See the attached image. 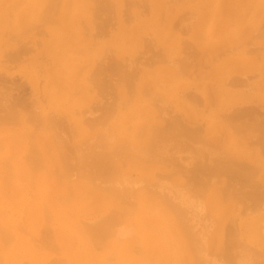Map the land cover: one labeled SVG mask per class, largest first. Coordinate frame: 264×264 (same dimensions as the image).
<instances>
[{
  "label": "rangeland",
  "instance_id": "rangeland-1",
  "mask_svg": "<svg viewBox=\"0 0 264 264\" xmlns=\"http://www.w3.org/2000/svg\"><path fill=\"white\" fill-rule=\"evenodd\" d=\"M7 0H5V2L3 1V0H0V8L1 9H3L2 10V15H5V14H7V9L9 10V11H11V13H10V15H9V11H8V17H7V15H5L6 16V19H5V16L4 17H2V21H3V30H2V32L0 33V80H1V82H0V94L2 93V95L4 94L5 96L6 95H8L7 93L9 92V95H8V99H12L14 102H19V103H15V104H17V105H15L14 107H15V109H17L16 110V115L15 114H13V115H15L16 117H17V119H16V117L15 116H13V117H11V120H9L8 119V121H10L11 122V126L13 127H11L10 126V124H6V123H4V121L3 120H5V119H3L2 121H3V123L4 124H0V125H3L1 128L3 129H1L0 128V136L2 135V134H4V136H1L2 137V139H1V137H0V153H2V154H6L7 152H10V150H12V151H15V153L13 154L12 152V154L10 153V155H8V153L6 154V155H3V157H4V160L2 159L3 157H1V155L2 154H0V162H6V165L4 164V163H0L1 165V167L3 166V168L5 169V167L8 165V164H10V159L11 158H13V159H15V160H19V158H21V157H19L20 155H23V151H26V152H28V148L29 147H31L32 145L31 144H29L30 143V140L31 139H34L33 141L35 142H33L32 140H31V142H33L32 144H33V147L35 148L36 147V149L39 147V144H41L42 143V145H43V148H45V152H46V154L47 155H50L51 154V156H52V158L54 159V163H55V165H56V171H55V168H54V166L55 165H53V171L54 172H58V171H61V169H59V167H57V166H59V164L61 165V168L63 167L64 168V166L65 167H70L71 168V166L72 165H68V166H66V164L65 163H67L68 161L69 162H71L72 163V161H74V159L72 158L73 156H74V158H75V161H77V159H76V155L77 154H75V152L78 150V149H80V148H78V147H80L81 146V148H82V144H83V146H84V144L86 143V142H89V143H91V147H92V130L95 128V129H98V130H100L101 129V131L102 130H104L103 128H105L107 131L109 130V128H110V130H109V134H111L112 135V138L111 139H108L109 141L111 140V143H113V146H114V144L116 143V146H118V145H121V142H125L124 144H126V145H128L129 144V141L128 140H130V138L131 137H135V140L138 142H140V141H142V144H139L136 148H140V149H142V151H140V153L142 152H144V150H146L145 151V154H146V152H148V151H151V149L150 150H147V149H149V147L146 149L145 148V146L148 144V141L150 140L152 143H156V141H157V139H155V142H154V139H152V138H149V140L147 141V139L148 138H146V137H149L147 134H148V132L145 130V132H144V135H140V129H138L139 128V126H140V124L141 125H143L142 123H146V120H148V118H145V115L144 114H146V110L148 109L147 108V106L149 107V109L151 110V116L152 115H154V117L156 116V117H160L161 116V114H162V112H164V110H162L164 107H162L163 105L165 106V105H167V103L169 102H171L170 103V105H171V109L167 106V108H169V109H167L166 107L164 108L165 110H169V112L168 113H171V114H173V115H175V114H181V112L179 113V111H181L182 110V113L184 112V109H185V107H186V105L189 107V109H193V111L195 112L194 114L196 115L195 117H196V122H197V125H198V122L200 123L199 124V126H201V128H202V130H203V133H200V135H201V139L203 140V138L204 139H206L207 138V140L206 141H208V136H210L211 134V136H214V134L216 135V136H219V135H221L220 137H221V139H223V137L225 136V137H227V135H225L226 133L223 131L222 132V130L221 129H216V126H214V125H217L219 128H222V125L224 126V128L226 127L227 129H228V127H231V126H228L227 124H224V122H226V123H228V124H230L231 125V123L233 124V122H231V120H229L228 119V121L226 120H224V118L226 117V116H223L222 117V119L224 120H222V121H218V124H217V119L216 118H218V120H221V118L219 119V116L221 117L222 115H224V114H221L222 113V111L224 110L225 112H226V110L228 109L229 110V107H230V110L232 111L233 110V108L236 106V107H239V105L240 106H243V105H245L246 107H247V103H248V105H249V107L248 108H251V111H252V107H253V105H254V107L255 106H257V107H255V109H256V112H262V113H264V106H262V105H264V100H262V99H264V91H261V90H264V84H262V83H264V82H260V78H259V76L260 75H262V74H264V73H262V69H260V68H264V67H262V66H264V64H262V62H264V61H260V59L258 60L257 58H255V56H254V58H253V60H252V57H253V55H255V54H257L258 52H259V50L260 49H264V46H262V45H264V43H262V42H264V39H262V38H264V37H262V36H264V35H260L261 36V38H259V37H257V35H254V36H256V38H257V40H256V38L255 37H252V39H249V37L251 36L250 35V33L251 32H253V31H260V29H262V27H264V26H261L260 27V25H262V22H264V19H262V16H264V15H262V14H264V10H261L260 11V13H259V10H260V8H257V10H258V12H257V10H256V7H259L260 6V4H262V3H264V2H262V1H264V0H248V1H246V0H228V1H230V2H227V0H216V1H214V0H209L211 3H210V5L208 6V2H207V0H190V1H188V0H182V1H179V0H172V1H174V2H172L171 1V3H167L168 5H166V7H165V13L164 12H162L163 13V17L165 18V26H164V22L160 19V18H162L161 17V11L162 10H164V9H162L161 7H163L164 8V6H162V5H164V4H166V2H168V1H170V0H165L164 2H163V0H162V2H160V0H158V2H156V3H154V1L153 0H141V4H137V3H139V0H137V5H131L129 2L130 1H133V0H129V2H128V5H126L125 7H124V3H125V1H128V0H125V1H123V0H112V2L114 3H111V1H108L109 3H110V5L112 6L113 5V7H114V5H115V7L113 8V7H111L110 6V8H112L111 10H112V12L113 13H111V11H109L110 13H111V15H110V13H108V11H106L105 10V12L104 11H102L103 9L101 8L102 6H105V3H102V1H101V3L103 4L102 6H100L99 7V9H95V6H96V4H99L100 5V0L98 1V0H96V2H95V4L93 3L94 2V0L92 1V0H76L77 2H81L82 4H83V7H82V12L81 13H77V15H76V18H75V21H74V24H72V25H68V21H62V15H60V14H62L63 12H61L59 9H57V11L56 10H54V11H56V14L54 13V12H52L51 10H49V11H51V14L52 13H54V14H52V17H53V20H54V18H55V20H54V22H56V23H54V22H52V23H50V25H49V23H48V21H46L45 23H48V24H43V25H45V26H38V27H43V29L45 30V32L44 31H42L43 33H41L40 34V32H39V34L38 33H36V35L34 34V35H31V33H34V31L36 32V29H37V31H39L38 30V28H36L37 26H35V29L33 28V27H31V26H33L35 23L36 24H38V21L40 20V18L38 17V14H37V12L38 13H40V10H38V11H36L35 12V9L36 8H34V7H36L35 5H36V3H35V0H26V1H21L20 2V0H17V3H18V1L20 2V3H18V5H17V7L15 6L14 8L11 6V4L9 3V0H8V3L6 2ZM92 1V2H91ZM145 1V2H144ZM188 1V2H187ZM193 1H195V3L194 4H192L193 3ZM202 1V3H198V2H201ZM214 1V2H213ZM260 1V2H259ZM4 2V3H3ZM99 2V3H98ZM124 2V3H123ZM134 2H136V0L134 1ZM134 2H131V3H133V4H135ZM147 2V3H146ZM189 2H190V4L191 5H188L189 4ZM217 2V3H216ZM220 2V3H219ZM226 4H225V3ZM27 3H28V5H27ZM142 3H145L144 5H142ZM161 3H162V5H161ZM181 3V4H180ZM187 3V4H186ZM216 3V4H215ZM227 3H228V6H229V9H228V6H227ZM242 3H243V6H242ZM9 4H10V6H9ZM126 4H127V2H126ZM129 4H130V9L129 8H127V6H129ZM146 4H150L149 6L150 7H148V12H147V10L146 11H142V9H144L143 8V6L145 7L146 6V8H147V5ZM179 4L181 5V7L179 6ZM214 4L216 5L214 8H213V6H214ZM223 4V5H222ZM231 4V5H230ZM234 4V5H233ZM237 4L239 5V6H237ZM259 4V5H258ZM87 5V6H86ZM99 5H97V6H99ZM138 5H142V7H141V9L138 7ZM157 5H159L158 7H156ZM171 5V6H170ZM174 5H176L175 7H174ZM185 5V7H183ZM254 5V6H253ZM262 5H264V4H262ZM261 5V6H262ZM88 6H94V8H87ZM96 6V7H97ZM137 6V8H135ZM177 6H179V7H177ZM222 6V7H221ZM227 8H226V7ZM233 6H234V8H233ZM241 6V7H240ZM32 7V8H31ZM108 7V6H107ZM107 7H105L106 9H107ZM120 7V8H119ZM124 9V8H127L128 10H130L131 11V15H128V14H130V13H125L124 12V15L126 14V15H128V16H133V17H131L132 19H128V21H130L129 23H127L126 22V20L124 21L123 19H122V8ZM203 7V8H202ZM232 7V8H231ZM235 7H236V10H238V11H235L234 12V10H235ZM238 7H240V8H238ZM98 8V7H97ZM104 8V9H105ZM145 8V9H146ZM169 8H170V10L171 11H169V15L167 14V12H168V10H169ZM173 8H175V9H173ZM181 8V9H180ZM204 8H205V10H204ZM214 9L213 10V13L211 12V9ZM217 8H218V10H219V13H218V11H217ZM242 8V9H241ZM253 8V9H252ZM262 9H264V6H262L261 7ZM15 9V10H14ZM26 9V10H25ZM31 9H33L32 11H31V13L29 12ZM88 9V10H87ZM90 9H95V12L96 11H98V13H99V11H101L102 13V16L101 17H103V14L105 15V16H107V15H109V17L108 18H111L110 16H112V17H116L115 19H114V21L115 22H117V24L115 23L114 24V26H112V27H114V28H112L111 27V25L114 23L113 21H112V24H110L111 23V21L110 22H108V25L107 24H105L108 20H110V19H106V22L104 21V22H101L100 23V20L99 19H97L96 20V22H98V23H95V24H93V22H95L94 20L95 19H93V22H90L89 20L93 17L91 14H93V12H91L92 10H90ZM126 9V10H127ZM144 9V10H145ZM188 9L189 10H191V11H196V13H192V14H195L196 16H195V18H193V16H191V11L190 12H188L187 13V15L189 16L188 18H186L187 20H185V23H186V21L187 22H189L188 24H189V26H192L190 29L188 28H186V27H184V26H187L186 24L185 25H183V27L184 28H186V30H188L189 32H187V34H186V30H185V32H183V33H185V35L183 34V33H177V30L179 31V29H178V27H177V30H176V32H175V29H176V26H174V23L171 25V23L172 22H174L173 20H175L176 18H178L179 17V14H180V12L182 13V11L183 10H185V11H188ZM196 9V10H195ZM231 9H232V11H231ZM44 10V9H43ZM42 9H41V11L42 12H44ZM139 10H140V12H139ZM207 10V11H206ZM225 10V11H224ZM248 10V11H247ZM119 11V12H118ZM120 11H122V12H120ZM136 11H138L139 13H137ZM184 11V12H185ZM223 11V12H222ZM230 11L233 13V16H231L230 17V14L232 15V13H230ZM243 11H244V13H243ZM254 11H255V15H251V14H254ZM32 12H34V13H32ZM58 12V13H57ZM61 12V13H60ZM94 12V13H95ZM104 12V13H103ZM143 12V13H142ZM145 12H147V13H145ZM171 12V13H170ZM205 12H207V13H205ZM215 12H217V13H215ZM225 12V13H224ZM228 12H229V14H228ZM238 12H240L238 15L240 16H238L237 18H236V16H237V14L236 13H238ZM248 12V13H247ZM252 12V13H251ZM15 13V14H14ZM21 13L22 14H24L23 16H24V18H21V20H23L24 22H20L19 24H18V26L16 27L14 24H16L17 23V20H18V17H19V15L21 16ZM28 13V14H27ZM29 13H30V15H31V18H26V17H28L29 16ZM45 13V12H44ZM98 13H96V15L98 14ZM135 13V14H134ZM140 13H142V16H141V14ZM159 13H160V15H159ZM177 13H178V16H177ZM201 13L203 14V15H201ZM208 13H209V15H208ZM259 13V15H258V17L256 16L257 14ZM262 13V14H261ZM19 14V15H18ZM37 14V15H36ZM40 14H43V13H40ZM39 14V15H40ZM47 14H50V12H48ZM50 14V15H51ZM80 14V15H79ZM100 14V15H101ZM121 15V17H120V15ZM140 14V15H139ZM218 14V15H217ZM225 14V15H224ZM236 14V15H235ZM242 14V15H241ZM243 14H244V16H243ZM245 14H247V16L245 15ZM249 14V15H248ZM78 15H79V17H78ZM88 15H90V16H88ZM94 15V14H93ZM136 15V16H135ZM157 15H158V18H157ZM181 15V14H180ZM182 15H186L185 13L184 14H182ZM181 15V16H182ZM206 15V16H205ZM213 15V16H212ZM229 15V16H228ZM41 16V15H40ZM104 16V17H105ZM128 16L126 17V16H123V18L124 17H126V19L128 18ZM180 16V17H181ZM210 16H212L213 17V19H212V17L210 18ZM221 16H224V17H221ZM243 16V17H242ZM255 16V17H254ZM9 17H14V18H9ZM57 17H59V18H57ZM83 18L82 20H83V24H85L86 25V27L87 28H89V31L87 32L88 34H86V32H85V35H84V33L82 32L83 31V29H84V31H85V29H87V28H85L84 26V28H82V24H81V22H80V18ZM94 17H96V18H98L99 17V15L98 16H94ZM100 17V18H101ZM185 17V16H184ZM184 17H182L183 19H185ZM187 17V16H186ZM201 17V18H200ZM209 17V18H208ZM230 17V18H229ZM253 17V18H252ZM51 17H49V19H50ZM191 18V19H190ZM193 18V19H192ZM204 18V19H203ZM207 18H208V20H207ZM227 18V19H226ZM242 18H244V19H242ZM7 19H9L8 21V23H7ZM10 19H11V21H10ZM37 19H39L38 21H37ZM47 19H48V16H47ZM58 19V20H57ZM80 19V20H79ZM112 19V18H111ZM124 21V22H126V23H124V22H122V20ZM182 19V20H183ZM189 19L191 20V23L192 22H194V23H192V25H190V21H189ZM199 19V20H198ZM203 19V20H202ZM212 19V20H211ZM223 19V20H222ZM242 19V20H241ZM253 19V20H252ZM262 19V20H261ZM27 21V23H25L26 21ZM28 20H31L30 21V23H31V25H29V21ZM41 20H43V23H44V18H42ZM77 20L79 21V22H77ZM85 20H86V22H85ZM101 20H102V18H101ZM131 20L133 21V22H131ZM179 20H181V19H179ZM194 20V21H193ZM218 20V21H217ZM222 20V21H221ZM228 20H231L233 23H231L230 21H228ZM241 20V21H240ZM260 20H261V24H260ZM51 21V20H50ZM162 21V22H161ZM177 20H175V25L177 24V22H176ZM208 21V22H207ZM212 21V23H210V25L207 27V25L209 24V22H211ZM226 21V22H225ZM255 21V22H254ZM42 22V21H41ZM64 22V23H63ZM76 22V23H75ZM159 22V23H158ZM179 23H180V21H178ZM183 22H184V20H183ZM230 22V23H229ZM240 22V23H239ZM256 22H258V23H256ZM10 23V24H9ZM21 23H23V24H21ZM32 23H33V25H32ZM90 23H92L93 24V26L92 25H90ZM104 23V25H107V26H104V25H102ZM182 23V22H181ZM196 23H199V24H196ZM218 23V24H217ZM220 23H222V24H220ZM6 24H9V25H6ZM26 24V25H25ZM35 24V25H36ZM39 24H40V22H39ZM65 24V25H64ZM79 24H80V27H79ZM109 24H110V26H109ZM130 24H132V25H130ZM160 24V25H159ZM195 24H196V26H195ZM203 25V24H205L204 25V27H203V29H201L202 27H201V25ZM217 25V27H219V29H220V27L221 26H224V24H226L225 25V27H222L220 30L219 29H217L216 28V25ZM220 24V25H219ZM238 24H240V25H242V26H240V25H238ZM253 24H256V25H253ZM258 24H260L259 26H258ZM23 25V26H22ZM27 25L28 26H30V28L32 29L33 28V30H29L28 32H27V30H23V29H26L27 28ZM41 25V24H40ZM59 25H61V26H59ZM66 25L68 26V27H66ZM98 25H100V26H98ZM179 25H181V24H179ZM231 26V28H230V26ZM248 25V26H247ZM251 25V26H250ZM25 26V27H24ZM96 26V27H95ZM124 26V27H123ZM131 26V27H130ZM156 26V27H155ZM163 26L166 28V30H164L163 29ZM170 26H173V27H175L174 29H173V27H170ZM198 26V27H197ZM200 26V27H199ZM227 26V27H226ZM229 26V27H228ZM245 26V27H244ZM254 27V28H250V27ZM257 26L259 27V30H257ZM5 27V28H4ZM13 27H15V28H13ZM92 27V28H91ZM98 27V29L100 30V32H99V30L98 29H96ZM111 27V28H110ZM170 27V28H169ZM194 27V28H193ZM207 27V28H206ZM249 28V30L248 29H246V28ZM17 28V29H16ZM30 28H28V29H30ZM94 28H95V30H94ZM108 28V29H107ZM228 28V29H227ZM230 28V29H229ZM246 30H245V29ZM4 29H6V31H4ZM13 29H15V30H13ZM22 29V30H21ZM40 29V28H39ZM108 31V33H107V31ZM109 29H111L112 31H110ZM171 29H173V30H171ZM183 29V28H182ZM182 29H180L181 31H184V30H182ZM195 29V30H194ZM198 29V30H197ZM215 29H216V31H215ZM240 29V30H239ZM250 29H252L251 30V32H250ZM256 29V30H255ZM17 30V31H16ZM20 30H21V32H20ZM94 30V31H93ZM190 30H191V32H190ZM196 30H197V32H196ZM202 30V32H199V31H201ZM207 30V31H206ZM224 30V31H223ZM226 30H227V32H226ZM228 30H229V32H228ZM3 31H4V33H5V35H4V33H3ZM41 31V30H40ZM101 31H102V33H101ZM104 31H105V33H107V34H105L104 33ZM140 31V32H139ZM12 34H11V33ZM14 32H16V34H17V36H18V34H19V36H18V38H21V39H24V40H22V41H26L25 42V44L26 43H28V44H26L27 45V47H26V45L24 46V47H26L24 50L25 51H23V48L24 47H22L21 48V45H19V47H20V49H18L19 47H18V45H16L15 44V42L16 41H13V38L11 37V39H10V36H12L13 34H15ZM24 32H26V33H24ZM90 32H96V34H97V32H99L98 33V35L100 36L99 38L97 37L96 39H95V36H96V34H94V36H92V34L90 33ZM151 34V36H150V34ZM219 32V33H218ZM222 32V33H221ZM224 32V33H223ZM242 32V33H241ZM255 32H253V33H251L252 35L255 33ZM262 32V31H261ZM28 33V34H27ZM47 33V35L45 36V34ZM197 33V35H194V34H196ZM214 33V34H213ZM245 33H249L248 35H245ZM260 33V32H259ZM259 33H255V34H258L259 35ZM262 33H264V32H262ZM7 34H10L9 36H7ZM21 34H23V36L21 35ZM24 34H26V35H24ZM38 34V35H37ZM89 34H91V36L89 35ZM102 36H101V35ZM141 34H142V36H145L146 34L148 35L149 34V36L151 37V38H149V37H147V36H145V38L147 37L148 38V40L150 39H152L153 40V38L155 39V42H154V40L153 41H151V45H155V44H153L152 42H154V43H157L156 44V46H152V47H155L154 49H152L151 48V45L150 44H148V47L146 46L147 45V41L148 40H144L143 38L144 37H141ZM145 34V35H144ZM169 34V35H168ZM177 34H179L178 36H177ZM182 34V36L181 37H185V38H183L182 39V41H184L185 42V39H186V41L188 42V40H190L189 42H190V44L188 45V46H190L191 45V42H192V44H193V48L194 47H196V48H198V50H199V54L196 52V56L194 55L195 53H194V51H196L197 49L195 48V50L192 52V55H194V56H192V55H190V56H192L193 58L191 59L190 58V60L191 61H196V62H198V60H201V61H199L198 63L200 64L201 62H202V64H200V65H198V66H204V67H198L197 66V64L198 63H196V65L193 63V65L192 64H189L188 63V61H187V59H189L188 58V56H189V54H191V53H187L188 55L187 56H185L186 55V53L185 54H182V52L183 51H186L187 50V48H186V50L183 48V50H182V52H180V49H182L181 47H180V43L182 42L181 41V37H180V35ZM199 34V35H198ZM211 34H212V36H213V38H212V36H211ZM217 34V35H216ZM218 34L220 35V36H222V38L219 36V38H218ZM222 34V35H221ZM227 34V35H226ZM237 34V35H236ZM240 34V35H239ZM1 35H2V37H1ZM28 35V36H27ZM33 36V37H31V38H29L30 36ZM105 35V36H104ZM192 35H194V36H192ZM242 35V37H241V39H240V36ZM4 36V37H3ZM16 36V37H17ZM21 36V37H20ZM82 36V37H81ZM84 36V37H83ZM106 38H104V37ZM191 36L194 38H191ZM207 36L208 37H210V39L209 38H207ZM216 36H217V39H216ZM225 36H227L226 38H225ZM231 36V37H230ZM239 36V37H238ZM8 37H9V39L11 40V41H13L12 43L9 41V39H8ZM16 37H14V38H16ZM22 37H24V38H22ZM26 37H28V38H26ZM94 37V38H93ZM103 37V38H102ZM124 37V38H123ZM153 37V38H152ZM178 37V38H177ZM189 37V38H188ZM214 37H215V39H214ZM233 37V38H232ZM248 37V38H247ZM26 38V39H25ZM79 38V39H78ZM93 38V39H92ZM165 38H167V39H165ZM175 38V39H174ZM180 38V40H178ZM199 38H201V39H199ZM229 38V39H228ZM235 40L236 39V41L234 42L233 40ZM235 38V39H234ZM237 38H238V44H237ZM251 38V37H250ZM255 38V40L256 41H251V40H253ZM28 39V40H27ZM142 39V40H141ZM188 39V40H187ZM220 39V40H219ZM227 39H228V41H227ZM35 40V41H34ZM36 40L38 41V43H37V46L35 45V43H36ZM98 40V41H97ZM128 42H127V41ZM144 40V42H142ZM165 40H166V42H165ZM207 40V41H206ZM212 42V44L210 45L209 43H210V41ZM213 40V41H212ZM243 40H245V41H249L250 42V44H249V42L248 43H246L245 44V42H243L242 43V41ZM9 41V42H8ZM21 41V40H20ZM20 41H18V44H19V42ZM33 42V44H32V42ZM93 41V42H92ZM125 41L127 42V43H125ZM164 41V42H163ZM177 41V43H175ZM179 41H180V43H179ZM224 41H226L225 43H224ZM240 41H241V44L242 45H240L239 43H240ZM262 41V42H261ZM8 42V43H7ZM35 42V43H34ZM131 42V43H130ZM186 42V43H187ZM202 42H204V43H202ZM207 42H209V43H207ZM215 42V43H214ZM221 42V43H220ZM258 42V43H257ZM22 43V42H21ZM125 43V44H124ZM147 47V50H148V48L149 49H152V50H157L158 51V53L156 52L155 53V51H153V53L155 54V59H157L158 58V56H159V59H160V63H159V61H157V60H155V63L153 62V63H151L154 59H153V55L154 54H152V53H150L151 55H149V57H152V58H149L148 57V52H150L149 50H148V52L146 51V48H145V46L144 47H142V45L143 44ZM148 43H149V41H148ZM179 43V44H178ZM208 44V46H207V44ZM216 43H218L217 45L218 46H215L216 45ZM231 43H232V45H231ZM234 43V44H233ZM253 45H252V44ZM256 43H257V46H256ZM24 44V43H23ZM46 44H48V47H47V45ZM91 44H94V45H91ZM120 44V45H119ZM130 44V45H129ZM174 44H176V46H177V48H175V45ZM182 44V43H181ZM213 44H215V45H213ZM222 44H224L225 45V48L226 49H224V45H222ZM236 44V46H238L237 48H235V50L233 49H231L232 47H233V45H235ZM244 44L245 45H249L250 47L252 46H254L252 49L254 50V53H253V55H252V52H250V53H245V52H248V51H246L247 49H249V46H244ZM259 44H261V45H259ZM18 47V48H16V46ZM30 45H32V46H30ZM118 47H117V46ZM150 45V46H149ZM185 45V44H184ZM187 45H185L184 47H186ZM204 45H206V46H204ZM210 45V46H209ZM222 45V46H221ZM230 46L231 48H228V47H226V46ZM23 46V45H22ZM62 46H64V47H62ZM115 46H116V48H115ZM204 46V47H203ZM211 46H215L214 48H211ZM222 47V48H220V47ZM258 46H261V47H259L258 48ZM78 47V48H77ZM110 48L111 47V49L113 48V50H116V52H108L109 54L111 53V54H113V55H115V56H112V57H114V58H112L111 59V61H116V60H114V59H118L117 60V62L119 61V60H122V61H124L123 59H125V60H127L128 61V63H129V61H130V63H132L135 59H137V61L139 60V58H140V60H142V64H141V61L139 62H136V66H138V63H140L139 65V70H140V68H141V66L143 65V63L144 62H146L147 63V61H151V59H153L151 62H149V63H151L152 65H154V66H152V65H148V64H145L144 63V65L143 66H145V67H143V68H141V72H139L137 69V73H139V74H142L143 72H142V69L143 70H145L146 72H147V75H146V83H149V82H147V80L148 81H150L151 83H149V84H151V86L150 85H148V84H144L143 86H141V84H139V82H138V80H136V78H138L137 76L136 77H134V81H133V84L132 85H134V88H131V87H133V86H131V85H129V88H128V85H126V90H129V93H131V95H133V97L132 96H130L129 94L127 95V91L124 93V96H125V98H127L126 99V102H127V104L128 105H126L125 103V99H124V96H122V95H119V96H122L123 98V100H119V102H118V99H121L119 96H118V91H117V89H116V83H115V85L114 86H109V87H105V88H101V86L98 84H96V80H94V79H89L88 81L90 82V81H92V80H94V83L98 86V88L99 89H103L102 91L101 90H99L98 88H96L97 86H95V84H93L95 87H91L90 85V83H92V82H90V83H88V82H85V81H87L86 80V77L89 75V76H92L91 74L93 73L94 74V72L92 71L93 69H94V67L92 66V65H94L95 67H96V65H98L97 63L99 62V64H102V63H104V61L105 62H107L108 63V60H107V58L109 59V57H111L109 54H107V53H105L104 52V48ZM139 47V48H138ZM158 47H160V50L162 51V54H163V56H162V59H164L165 57L166 58H168L169 59V57L172 55V57H171V61H175L176 59V61L177 62H174L175 64L177 63L178 64V62H179V64H178V66L179 65H183L182 67H184V65L185 66H187V63L190 65V69H188L189 67H187V72H189L190 70L192 71V69H193V75H191L192 74V72L190 73V74H188L187 75V73L185 72V74H186V76H182V74L180 73V75L182 76V77H180V75H178L179 73H177V71H179L180 70V68L178 67V66H175V69L177 70H175V69H172L173 67H167L166 68V66H170V65H168L167 63L169 62V63H173V62H170V60H167V61H164L166 64H163V60H161V54L160 55H158L159 54V52H161L160 50H158L159 48ZM170 49V51L167 49ZM203 47V48H202ZM207 47H208V50L206 51V49H207ZM235 47V46H234ZM256 47H257V49H256ZM15 49L16 48V50H13L12 51V49ZM84 48V49H83ZM105 48V49H106ZM127 48V49H126ZM156 48H158V49H156ZM192 48V47H191ZM191 48L189 49V51L191 50ZM213 50H211V49ZM216 48V50H214ZM227 48H228V50L229 51H227L226 52V50H227ZM246 48V49H245ZM79 49V50H78ZM122 50V51H120V50ZM137 49H139V50H141V51H138ZM143 49H145V54L142 52V51H144ZM173 50V53H172V50ZM201 49H202V51H201ZM219 49V50H218ZM220 49L222 50V52H223V50H224V52L222 53V54H220V55H218L219 54V52L221 53V51H220ZM230 49H231V51H230ZM242 49V51H240ZM243 49H245L244 51H243ZM252 49H250V51L252 50ZM259 49V50H258ZM2 50V51H1ZM108 50V49H107ZM117 50H118V52H117ZM133 50H135V51H133ZM137 50V51H136ZM151 50V51H152ZM166 50H168V52L166 51ZM177 50H179V51H177ZM205 50V51H204ZM210 50V51H209ZM255 50H257V52L255 51ZM14 51H15V53H14ZM18 51H21L22 53L20 54V55H16V56H14L15 54H18L19 52ZM69 51V52H68ZM91 51V52H90ZM109 51H111L110 49H109ZM125 51V52H124ZM165 51V52H164ZM212 51V52H211ZM218 52V56L217 55H215L216 54V52ZM261 51L262 50H260V53H261ZM5 52V53H4ZM10 52V53H9ZM74 52V53H73ZM105 54H104V53ZM121 52V54H119ZM136 52H141V54L139 53H137L138 55H136V53L134 54V53ZM177 52H179L180 54H177V56H175V54L177 53ZM212 53L211 55H209L210 53ZM235 52V53H234ZM241 52H244L249 58H247L246 56H244L245 54L243 53V55H241ZM12 53H14V54H12ZM90 53H92V54H90ZM116 53V54H115ZM124 53V54H123ZM167 53V54H166ZM169 53V54H168ZM200 53H203L202 54V56L200 55ZM12 54V55H11ZM98 54H104V55H106V56H108L106 59H104V57L103 58H101V59H103L104 61L103 62H101V59H100V55H98ZM156 54H157V56H156ZM198 54V55H197ZM252 56H251V55ZM262 54H264V51H262V53H261V60H264V58H262V57H264V55H262ZM91 55H93V56H91ZM124 55V56H123ZM136 55V56H135ZM144 55H147V59H145V61L143 60V57H144ZM181 55H183V57H184V59L185 58H187V59H182V60H184V61H182V60H179L178 59V57H181L182 58V56ZM212 55H215V56H213V59H211L212 58ZM241 55V56H240ZM257 55H259V54H257ZM3 56V57H2ZM17 56H19V57H17ZM99 56V57H98ZM103 56V55H102ZM120 56V57H119ZM124 58H123V57ZM128 56H130V58L128 57ZM133 56H135V57H137V56H140V57H137V58H135V59H133L134 57ZM141 56H142V58H141ZM189 56V57H190ZM208 57V58H210V59H208V58H206V57ZM211 56V57H210ZM217 56V57H216ZM260 56V55H259ZM125 57H128L129 59H127V58H125ZM131 57H132V59H133V61H132V59H131ZM164 57V58H163ZM177 57V58H176ZM220 57H222L221 59H219ZM233 57H235V58H233ZM239 57V58H238ZM245 58V60L247 61V62H245V60H244V58ZM74 58H76V59H74ZM98 58H99V61H98ZM123 58V59H122ZM148 58H149V60H148ZM202 58H203V61H204V63H203V61H202ZM216 58V59H215ZM218 58V59H217ZM223 58H224V60H225V62H224V60H223ZM230 59V61H228L229 59ZM240 59V60H236V59ZM247 58V59H246ZM78 59V60H77ZM93 59H95V60H93ZM158 59V60H159ZM175 59V60H174ZM233 59V60H232ZM77 60V61H76ZM89 61V64L86 66L85 64H87V62ZM98 62H97V61ZM147 60V61H146ZM164 60H166V59H164ZM234 61V62H232V61ZM87 61V62H86ZM94 61V62H93ZM95 61L97 62L96 63V65H95ZM110 60H109V62H111ZM127 61H125V62H127ZM132 61V62H131ZM144 61V62H143ZM162 61V62H161ZM187 61V63H185ZM206 61H208V63H209V66H208V63H206ZM218 61L220 62V64L218 63ZM223 61V62H222ZM235 61L237 62L236 64H235ZM101 62V63H100ZM125 62H123L124 64H125ZM222 62V63H221ZM226 62H228L227 64H226ZM243 62V63H242ZM250 62H251V64H252V67L251 66H249L250 65ZM254 62V63H253ZM68 63H69V65H68ZM80 63V64H79ZM91 63V64H90ZM128 63H126V64H128ZM162 63V64H161ZM191 63V62H190ZM231 63V64H230ZM240 63V64H239ZM262 65H260V64ZM121 64H122V62H121ZM126 64L124 65V68H125V66H126ZM133 64H134V62L132 63V66H133ZM176 64V65H177ZM207 66H206V65ZM242 64H244V65H242ZM247 64V65H246ZM254 64L256 65V67L258 68V67H260L259 68V70H261L260 72L262 73H260V72H257V71H259L257 68H254ZM86 66V67H80V66ZM105 65V64H104ZM104 65H102V66H104ZM135 65V64H134ZM174 65V64H173ZM172 65V66H173ZM192 65V66H191ZM222 65L224 66V67H222ZM99 66V65H98ZM101 66V65H100ZM130 67L131 65L130 64H128L127 65V67ZM150 67V66H152V67H150V68H148V67ZM195 66V67H194ZM240 66V67H239ZM242 66V67H241ZM79 67H80V69H79ZM91 69H90V68ZM154 67V70L152 71V68ZM192 67V68H191ZM226 67V68H225ZM232 67V68H231ZM25 68V69H24ZM70 68L72 69V70H70ZM133 68V67H132ZM156 68V69H155ZM165 68V69H164ZM171 68V69H170ZM178 68V69H177ZM199 68H202V69H204V70H201V69H199ZM231 68V69H230ZM236 68V69H235ZM36 69V70H35ZM67 69H69V71L67 70ZM81 70V72H82V74H80L79 73V76H78V72L76 73L77 75H75V74H73V73H75L74 71H76V70ZM90 69V70H89ZM146 69H148V70H146ZM184 69V68H183ZM194 69H195V72L197 73H195L194 72ZM246 69V70H245ZM257 69V70H256ZM78 70V71H79ZM85 70H87V72H88V70H89V72L91 71L92 73H89L88 72V75H86V73L87 72H85ZM95 70V69H94ZM133 70H135V69H133ZM135 70V71H136ZM157 70V71H156ZM161 70H162V72H161ZM168 70V71H167ZM207 70V71H206ZM248 70H250V71H248ZM64 71V72H63ZM70 71L72 72V74H73V76L75 75V78L74 77H72V74L70 73ZM154 71H156V72H154ZM200 71V72H199ZM207 73H206V72ZM251 71H256V75L257 74H259V75H257L258 76V81H257V78H255V76H254V78L252 77L253 75H255L254 74V72L252 73ZM85 72V73H84ZM148 72H152V73H155V74H153V75H155L156 77V79L159 81L158 83L160 84V83H163V84H161V86L162 87H158L159 86V84L157 83V86L155 85V84H152L154 81L153 80H155L156 81V79H154V77H152V74H149ZM158 72V73H157ZM159 72L162 74H159ZM245 73V75H244V73ZM68 73H69V75H68ZM199 73H201V74H199ZM241 73V74H240ZM6 74V75H5ZM158 74V75H157ZM249 74V75H248ZM253 74V75H252ZM9 75V76H8ZM160 75V76H159ZM201 77H200V76ZM239 75H240V77H239ZM246 75H248V76H246ZM3 76V77H2ZM84 76V77H83ZM88 76V77H89ZM102 76V75H101ZM157 76L159 77V78H162V79H158L157 78ZM187 76H190L192 79H189V77H187ZM227 76V77H226ZM251 76V77H250ZM82 77H83V82H82ZM88 77H87V79H88ZM147 77H149L148 79H147ZM196 77H197V79L199 78V79H202L201 81H202V86H201V81L199 82L200 84H195V83H198V81H199V79L197 80L196 79ZM203 77V78H202ZM234 77H237V78H234ZM239 77V78H238ZM261 77V76H260ZM262 77H264V76H262ZM66 78V79H65ZM116 78V77H115ZM150 78H152L153 80H150ZM224 78V79H223ZM230 78V79H229ZM246 78V79H245ZM251 78H253V79H251ZM41 79V80H40ZM61 79L63 80L62 82H61ZM75 79V82L76 83H74V80ZM227 79H229L228 81H227V84L225 83L226 82V80ZM233 79V80H232ZM235 79H245L244 81L246 82V86H248L249 85V87L251 88V91H256L255 92V94L253 95V93L254 92H251V91H248V90H250V88L249 87H245V86H243V84L241 85L240 83H241V81H239V82H237ZM262 79H264V78H262ZM4 80H6V82L4 81ZM85 80V81H84ZM164 81V82H161V81ZM166 80V81H165ZM195 80V81H194ZM230 80H232V81H230ZM234 80L237 82V83H234ZM242 80V81H243ZM253 80H255L253 83H252V81ZM56 81V82H55ZM190 81V82H189ZM216 81V82H215ZM224 81V82H223ZM248 81V82H247ZM249 81H251L250 83H249ZM4 82V83H3ZM72 83V84H76L77 86H75V87H73V85L72 84H70L69 85V83ZM81 82H82V84L83 85H85V86H87V88L85 89L83 86H81L82 84H81ZM203 82H204V86L206 87V84L208 83V84H210L211 85V88H212V86H213V90H214V87H215V90L214 91H217L216 93L221 97H218L217 98V96L218 95H216V93L214 94V93H212L210 96L211 97H209V94L210 93H208V92H211V91H207L206 89H205V87L203 86ZM206 82V83H205ZM230 82V83H229ZM54 83V84H53ZM79 83H80V86H79ZM86 83V84H85ZM156 83V82H155ZM181 83V84H180ZM222 83V84H221ZM225 83V84H224ZM229 83V84H228ZM234 84V85H232V84ZM242 83H244V82H242ZM249 83V84H248ZM257 83H259V84H262V89L260 88V87H258V85L259 84H257ZM18 84V85H17ZM61 84V85H60ZM164 84H166V86L167 87H165V85ZM176 85L175 87H174V85ZM245 84V83H244ZM248 84V85H247ZM252 84V86H250ZM56 85L58 86V88L56 87ZM72 85V86H71ZM92 85V86H93ZM153 85H155L154 87H153ZM164 85V86H163ZM169 85H173V86H169ZM209 85V86H210ZM225 85H226V87H225ZM236 85H240V86H237V88H236ZM6 86V87H5ZM89 86L92 88V90H91V88H89ZM100 86V87H99ZM144 86L145 87H147V88H144ZM153 87V88H151L152 90L155 88V87H158L157 89L155 88L153 91L151 90V89H149V91H148V88H150V87ZM222 86H223V88H222ZM229 86V87H228ZM255 86V87H254ZM20 87V88H19ZM65 87V88H64ZM67 87H69V88H67ZM113 87V88H112ZM114 87H115V90H114ZM122 87H124V86H120V88H122ZM171 87V89H169ZM174 87V88H173ZM185 87V88H184ZM207 87H208V85H207ZM233 87V88H232ZM235 87V88H234ZM239 87V88H238ZM255 88V90H254V88ZM10 88V89H9ZM16 90H15V89ZM74 88V89H73ZM79 88V89H78ZM83 88V89H82ZM94 88H96V90L94 89ZM110 88V89H109ZM125 88H123V89H125ZM128 88V89H127ZM136 88V89H135ZM139 88H141V93H142V95L144 96L143 97V100H142V95L141 94H139L140 93V90H139ZM162 88V89H161ZM163 88H168L167 90H170L171 91V93H170V91H164L165 89H163ZM172 88H173V90H172ZM191 88V89H190ZM62 89V90H61ZM77 90L76 91V93H73V94H76V95H73V96H70L71 94H69V93H71V92H73L74 90ZM87 89H90L89 90V93H88V91H87ZM106 89V90H105ZM144 89H147L146 90V92H147V94H146V96H145V93H144V91L143 90ZM186 91H185V90ZM201 89V90H200ZM204 89V90H203ZM224 89V90H223ZM241 89L244 91H241ZM261 89V90H260ZM15 90V91H14ZM20 90V91H19ZM67 90V91H66ZM78 90H79V92H78ZM86 90V91H85ZM98 90V91H97ZM110 90H113L112 92L110 91ZM151 90V91H150ZM192 90V91H191ZM212 90V89H211ZM247 90V91H246ZM258 90V91H257ZM63 91V92H62ZM69 91V92H68ZM84 91V93H82ZM94 91H97L98 92V95L97 94H95L94 93ZM101 91V92H100ZM137 91V92H136ZM155 91H157V92H155ZM163 92V93H161V92ZM179 91H181V92H184V93H186V96L188 97H186L185 98V100H184V103H183V100L182 99H184V94H182L183 95V98L181 99H178V97L180 96H176V94L177 93H179L180 94V92ZM194 91V92H193ZM204 93H206V94H204ZM213 91V92H214ZM247 93H246V92ZM260 91V92H259ZM4 92H6V94L4 93ZM15 92V93H14ZM17 92V93H16ZM19 92V93H18ZM57 92V93H56ZM96 92V93H97ZM99 92L101 93V94H103V96H101L100 94H99ZM105 92V93H104ZM111 92V94H113L114 96H112V95H110L109 93ZM177 92V93H176ZM89 94V97L91 98H89L87 95ZM107 93V94H106ZM152 93V95L150 96V94ZM153 93H155V94H157L158 96H160V95H162V97L160 96V97H158L159 98V100H160V98H162L163 99V94H165L166 95V97H164V102L166 101V100H168L167 101V103L165 102V104H161L160 102H162V103H164L163 102V100L161 99L159 102H158V100H155V101H153V99H152V101L154 102V104H155V102H156V104L155 105H152L151 103H153L152 101H150V97H152L153 96ZM161 93V94H160ZM169 94L170 93V98L167 96V94ZM172 93H175V94H172ZM198 93V94H197ZM201 93H203V94H201ZM252 93V94H251ZM257 93V94H256ZM259 93V94H258ZM17 94V95H16ZM24 94V95H23ZM68 94V95H67ZM83 94H84V96H83ZM106 94V95H105ZM160 94V95H159ZM172 94V95H171ZM200 94V95H199ZM2 95H1V97H2ZM92 95H94L95 96V98H94V96H92ZM100 95V96H99ZM105 95V96H104ZM112 96V97H108L107 98V96ZM148 95V96H147ZM157 95H156V97H157ZM178 95V94H177ZM182 95L180 96V97H182ZM202 95V96H201ZM214 95H216V96H214ZM48 96V97H47ZM68 96H69V100H68ZM82 96L85 98H87L88 99V101L90 102L91 100L93 101V103L91 104V102L89 103V105L91 106H88L87 107V105H88V103H86V101L85 100H87V99H84V98H82ZM129 96L132 98L131 100L133 101V102H130L131 100L129 99ZM150 96V97H149ZM174 96V97H173ZM201 96V97H200ZM252 96L254 97L253 99H252ZM0 97V98H1ZM102 98L103 97V99H101L102 101H100V98ZM105 97H106V99H105ZM154 98V96H153V98L154 99H158V98ZM174 98V101L172 100L173 98ZM190 97H192V99H191V101H190ZM198 97V100L196 99V98ZM200 97V98H199ZM216 97V98H215ZM255 97H256V99H255ZM26 98V99H25ZM96 98H98V99H96ZM110 98V99H109ZM111 98H114L113 100H114V103H115V105H113V107L114 106H116L115 107V109H114V114H113V110H109V112L106 114V115H104V119H105V117L107 118V119H105V120H101V121H105L104 123H102L101 125H102V128L100 127V129H99V125H100V123H101V121H99L98 122V124L96 123L95 125L94 124H92V126H93V128H91V129H89V134H88V131H87V129L88 128H90V125L88 126V128L86 129L85 127H87V124H83V125H80L81 124V122L83 123V121L85 122V119H83L82 121H77V120H80V119H82L84 116L85 117H90L91 115H96V116H99V111L100 110H96L97 108L95 107V106H97V100H98V104H104V103H107L108 101L109 102H111L112 101V99ZM118 98V99H117ZM136 98H137V100H136ZM166 98V99H165ZM168 98V99H167ZM196 99V101H195V99ZM215 98V99H214ZM2 99H3V101H2ZM8 99H7V97H5L4 98V96H3V98H1L0 99V101H2L0 104H1V106H3L2 104H4L3 102H5V103H7V104H5V105H7V107L9 106H11V105H9L10 104V101H8ZM10 99V100H11ZM21 99V100H20ZM94 99H96V101L94 100ZM117 99V100H116ZM139 99H141V100H139ZM148 99H149V101L151 102V103H149V101H148ZM176 99V100H175ZM189 99V100H188ZM193 99H194V101H193ZM252 101H251V100ZM262 100V103L261 102H259L260 100ZM11 100V101H12ZM28 100H30V101H28ZM72 100V101H71ZM169 100H171V101H169ZM258 102V103H260V105H255V104H252V103H257L256 101ZM117 101V102H116ZM120 101L123 103V105H122V103L120 104ZM129 101V102H128ZM140 101V102H139ZM148 101V102H147ZM178 101H179V103H178ZM180 101H182V103L180 102ZM215 101V102H214ZM220 101H222L221 103H223V104H221V103H219L220 104V106H222L223 105V108L222 107H220V108H222L223 110L221 111V109H218V107L216 106L218 103L217 102H220ZM235 101H237V102H240V101H244L243 103H246V104H237V105H235L234 107H233V105H234V102ZM255 101V102H254ZM75 103V105H73L74 103ZM100 102V103H99ZM142 102V103H141ZM174 102V103H173ZM186 102V103H185ZM197 102H199V103H197ZM213 102H214V104H213ZM12 103V102H11ZM64 103V105H62ZM72 103V104H71ZM96 103V105H94V106H92L93 104H95ZM120 104V106L118 107V105ZM134 103V104H133ZM149 103V104H148ZM168 103V104H169ZM178 103V104H177ZM191 103H193V104H191ZM233 103V105H231L230 106V104H232ZM257 103V104H258ZM78 105V107H77V105ZM82 104V105H81ZM118 104V105H117ZM124 104H125V107H124ZM142 104H144L143 105V107H141L142 106ZM148 104V105H147ZM151 104V105H150ZM180 104V105H179ZM4 105V106H5ZM38 105V106H37ZM68 105V106H67ZM122 105V106H121ZM141 105V106H140ZM146 105V106H145ZM183 105H184V107H183ZM190 105V106H189ZM198 105V106H197ZM213 105V107H211ZM0 106V107H1ZM3 106V107H4ZM13 106V105H12ZM18 106V107H17ZM20 106V107H19ZM66 108H65V107ZM81 106H84V107H81ZM145 106V107H144ZM153 106V107H152ZM154 106H156V108L158 109V106H160L159 107V109H161V112H160V116H157L158 115V113H159V110L156 112L157 113V115L156 114H154V112H155V110H157ZM252 106V107H251ZM262 106V107H261ZM3 107H1V109L3 108ZM6 106L4 107L5 108V110H7L8 108H7ZM14 107H10V108H14ZM25 107V108H24ZM27 107V108H26ZM37 107V108H36ZM40 107V108H39ZM43 107V108H42ZM92 107L93 108H95V109H93L92 110ZM112 107V108H113ZM188 107H186V109H185V111H187V108ZM191 107V108H190ZM211 107V108H210ZM225 107H227L226 109H225ZM231 107H233L232 109H231ZM7 108V109H6ZM9 108V109H10ZM45 108V109H44ZM48 108V109H47ZM69 108V109H68ZM74 108H76V109H74ZM78 108H85L83 111H84V113H82L84 116L82 117V115H79V112H80V110L78 111ZM89 108V109H88ZM117 108H120V109H117ZM123 108V109H122ZM140 108H143L142 109V113L140 112L141 111V109ZM257 108H258V110H257ZM8 109V110H9ZM14 109V110H15ZM25 109V110H24ZM30 109V110H29ZM44 109V110H43ZM47 109V110H46ZM53 109V110H52ZM60 109V110H59ZM75 111H74V110ZM91 109V113L89 112L88 113V111ZM125 109H127V110H125ZM130 109H132L131 111H133V115L131 114V116H129L128 114H127V112H129V110ZM146 109V110H145ZM147 110V111H149L150 112V110ZM155 109V110H154ZM196 109V110H195ZM214 109V110H213ZM254 108H253V111L255 110ZM262 110V111H259V110ZM3 110V109H2ZM2 110H0V112L2 111ZM4 110V111H5ZM11 110H13V109H10V112H13V111H11ZM18 110H20V111H18ZM36 110V111H35ZM45 110L46 111H48V112H45ZM56 110V111H55ZM65 110H67V112L65 111ZM76 110H77V113H78V115H73L74 113H76ZM116 110H118L117 111V113H116ZM123 110H124V112H123ZM140 110V111H139ZM152 110H153V113H152ZM218 110V111H217ZM17 111H18V113H17ZM27 111V112H26ZM44 111V112H43ZM55 111V112H54ZM69 111V112H68ZM82 111V110H81ZM130 111V112H131ZM172 111H174V112H172ZM175 111L177 112V113H175ZM214 111V112H213ZM9 112V111H8ZM20 112H22L24 115H26V116H24V117H28V118H31V120L29 121V119L27 118L26 120H28L29 122V126L26 124L27 123V121L26 122H24L25 121V118L23 117V114H21L20 115ZM43 112V113H42ZM74 112V113H73ZM88 114H87V113ZM130 112H129V114H130ZM137 112H139V114L137 113ZM145 112V113H144ZM166 112V111H165ZM191 112V111H190ZM205 112V113H204ZM255 112V111H254ZM254 112H251V114L252 115H254L255 113ZM5 113V112H4ZM13 113H15V111L13 112ZM47 113V114H46ZM57 113V114H56ZM62 113V114H61ZM66 113H68V114H66ZM71 113V114H70ZM81 113V112H80ZM101 113V112H100ZM112 115H111V114ZM132 113V112H131ZM167 113V112H166ZM175 113V114H174ZM224 113V112H223ZM226 113H230V111L229 112H226ZM225 113V114H226ZM1 114H3V112H1ZM0 114V115H1ZM7 114H9L10 115V113H7ZM7 114H6V117H8V118H10L9 116H7ZM31 114V115H30ZM51 114V115H50ZM59 114V115H58ZM61 114V115H60ZM88 116H87V115ZM91 114V115H90ZM109 114H110V116H109ZM117 114V115H116ZM128 116H127V115ZM137 114V115H136ZM171 114H164L163 113V116H166L167 117V115H170V116H173V115H171ZM221 114V115H220ZM257 114V113H256ZM255 114V118H256V115ZM39 115V116H38ZM55 115V120H56V117H58L59 116V118H61V120L59 121V119L57 118V120H58V122L57 121H55V120H53V116ZM90 115V116H89ZM93 115V116H94ZM101 115V114H100ZM114 115V117H113V119H112V116ZM120 115V116H119ZM202 115V116H201ZM214 115V116H213ZM227 115V114H226ZM229 115V114H228ZM259 116H262V117H264V115H261V114H258ZM20 116H22L23 117V121L21 120L22 118L20 117ZM42 116V117H41ZM46 116V117H45ZM65 116H67V117H65ZM118 116V117H117ZM138 116V117H137ZM139 116L140 117H142V119H139ZM211 116H212V118H211ZM15 117V118H14ZM19 117H20V119H19ZM40 117V118H39ZM79 117H80V119H79ZM115 117H117L116 119H115ZM127 117H128V119H127ZM133 117H134V120L133 121H131L130 122V119L129 118H132L133 119ZM136 117V118H135ZM162 117V116H161ZM248 117H250L249 118V120L251 119V116L250 115H248ZM254 116H252V118H253ZM262 117H260V118H262ZM4 118V117H3ZM51 118H52V121L54 122L55 121V124H53L52 123V126L50 125V124H48V123H51L50 121H51ZM74 118H76V119H74ZM91 119L93 118V120H94V117H90ZM111 120H110V119ZM156 119V122H159L158 120L160 119ZM214 118V119H213ZM244 118V117H243ZM255 118H253V119H255ZM258 118V117H257ZM260 118H258V120L257 119H255V120H253V119H251V121L253 120V121H255V123L254 124H257L258 122H259V125L261 126H259V125H257V126H259L260 127V129L262 128V125H264V122H262V124L260 123L262 120H260ZM0 119H2V117L0 118ZM12 119H16V120H18V122L16 121H12ZM35 119V120H34ZM40 119V120H39ZM63 119V120H62ZM88 119V118H87ZM103 119V118H102ZM131 119V120H132ZM138 121H137V120ZM144 119H146V120H144ZM208 119V120H207ZM216 119V120H215ZM244 119H247V118H244ZM243 119V121H245L246 122V120H244ZM37 120V121H36ZM46 120H47V122H46ZM93 120H91V121H93ZM96 120V119H95ZM113 120H115V121H113ZM215 120V121H214ZM248 120V119H247ZM248 120V121H249ZM258 122H257V121ZM2 121H0V122H2ZM8 121H6L7 123H10V122H8ZM24 122V124L22 123V122ZM40 121V122H39ZM76 121V122H75ZM111 121V122H110ZM127 121V122H126ZM137 121V122H136ZM206 121H207V123H208V125H207V123H206ZM210 123H209V122ZM212 121V122H211ZM241 122H242V124L245 126V124H251V123H245V122H243L242 121V118H241V120H240ZM239 121V122H240ZM13 122H15V124L17 123L18 125H15ZM34 122V123H33ZM57 122V123H56ZM59 122H62L61 124L59 123ZM69 122V123H68ZM74 122V123H73ZM88 122V120H86V123ZM108 122V123H107ZM125 122V123H124ZM129 122V123H128ZM195 122V123H196ZM222 122V123H221ZM257 122V123H256ZM12 123L15 125H12ZM32 123V124H31ZM76 123V124H75ZM93 123H94V121H93ZM131 123H133L132 124V126H133V129H135V130H132V127H131V125H129V124H131ZM138 123V124H137ZM144 123V124H145ZM148 123L149 124H151L152 125V123L153 122H151V121H148ZM214 123V124H213ZM222 125H221V124ZM236 124H237V121L235 122ZM34 124H35V127H34ZM36 124H37V126H36ZM60 125V126H56V125ZM70 126H69V125ZM73 124V125H72ZM154 124V123H153ZM213 124V125H212ZM219 124H220V126H219ZM241 123H238V125H242ZM24 125H26L27 127H25ZM53 125H55V126H53ZM77 125V126H76ZM98 125V126H97ZM104 125V126H103ZM105 125L107 126V127H109V128H107V127H105ZM129 127H128V126ZM137 125V126H136ZM139 125V126H138ZM205 125H207V127L208 126H210L209 128H206L205 127ZM227 125V126H226ZM242 125V126H243ZM7 126H8V129H6L7 128ZM16 126H19V127H21L20 129H22L21 131H20V129L18 130V128L19 127H17V129H16ZM97 126V127H96ZM125 126L128 128V131H127V128H126V130L125 129H123V128H125ZM211 126H213V129H212V127ZM241 126V127H242ZM250 126V125H249ZM249 126H245V127H249ZM252 126H253V124H252ZM10 127V128H9ZM25 127V128H24ZM45 127V128H44ZM71 127H74V128H71ZM77 127V128H76ZM84 127V128H83ZM116 129H118V130H116ZM131 127V128H130ZM138 127V128H137ZM233 127V126H232ZM231 127V128H232ZM254 128L256 127V125L255 126H253ZM28 128H30V130H27ZM61 128H63V129H61ZM80 128V129H79ZM114 129L113 131H117L116 133H114L111 129ZM206 128V129H205ZM242 128H244V127H242ZM241 128V129H242ZM5 129H6V131H5ZM10 129V130H9ZM13 129H14V131H13ZM35 129H37V130H35ZM60 131H59V130ZM67 129V130H66ZM72 131H71V130ZM94 129V131H95V133H97L96 132V130ZM247 129V128H246ZM244 130L243 129V131H241V132H244L245 131V137H251V138H253L254 139V137L256 136V135H258V133H257V131L254 133L253 132V130H252V128H251V130L252 131H250L249 132V135L252 133V134H254V137H252V135L251 136H247V133H248V131L247 130ZM256 129V128H255ZM260 129H259V131H260ZM262 129H264V128H262ZM261 129V131H264V130H262ZM9 130V131H8ZM17 130V131H16ZM24 130L27 132V131H29L28 133H24V134H21L22 136H23V141H25V142H23V141H21L20 142V140L19 139H21L22 138V136H19L20 134V132H24ZM33 130V131H32ZM81 130L83 131L82 133H81ZM86 131V133H87V135H89V136H91L92 138H83V136H81V135H84V134H86L85 133V131ZM91 130V131H90ZM122 130V131H121ZM204 130L208 133V135H206V136H202V134H204ZM207 130H210V133H209V131H207ZM216 130V131H215ZM217 130H220V131H217ZM232 131V130H235V129H229V131ZM248 130H250V127L248 128ZM32 131V132H31ZM56 131V132H55ZM63 131V132H62ZM127 131V132H126ZM130 131H133V133L132 132H130ZM139 131V132H138ZM213 131H215L214 132V134H213ZM230 131V132H231ZM258 131V132H259ZM261 131H260V133H261ZM9 132V133H8ZM15 132H17V134L15 133ZM31 132V134L33 135V137H31V134H29ZM37 132V133H36ZM44 132H47L46 134H44ZM58 132V133H57ZM73 132V133H72ZM111 132V133H110ZM137 132V133H136ZM220 132H222V134H220ZM233 132V131H232ZM236 130H235V134H236ZM10 133H12V134H10ZM13 133H15L14 135H13ZM41 133V134H40ZM65 133V134H64ZM100 133V131L97 133V134H99ZM119 133H121L120 135H119ZM126 133H128V134H126ZM240 132H238L237 134H239ZM259 133V135H261ZM19 134V135H18ZM28 134V136L29 137H31V139L29 138L28 140H27V138L24 140V135L26 136ZM55 134V135H54ZM60 134V135H59ZM64 134V135H63ZM97 134H96V136H97ZM135 134L137 135V134H139V135H137V136H135ZM210 134V135H209ZM223 134H224V136H223ZM241 134V133H240ZM239 134V136L241 137V135ZM244 134V133H243ZM10 135V136H9ZM16 135H18V140L19 141H17V136ZM36 135H39V136H36ZM41 135V136H40ZM50 137V136H52V138H54L55 139V137H56V139L59 141H56L57 142V144H56V147L58 146V144L60 143V145L58 146V148L59 147H61V148H59V150H58V148H57V150L59 151V154L61 155L62 154V152L65 150V152H63V155H64V153L66 154L67 152H66V150L68 151V153H69V149L71 148L70 146H72V152H70V153H72V155L71 154H69V155H71V156H69V155H66V156H69V158H70V160L71 159H73V160H68L67 161V159H66V157H65V159H66V161L67 162H65L64 160H62V162H65L64 164L63 163H59V164H56V161H58V162H60L58 159H56V158H58V151L57 150H51V149H54V148H51V147H55L54 145H52V143L54 142V140L53 139H51V137L49 138L48 136ZM55 137H54V136ZM74 135V136H73ZM76 135V136H75ZM117 135H119V136H117ZM128 136V138H126L127 136ZM234 135V134H233ZM259 135H258V137H259ZM14 136H16V137H14ZM86 136V135H85ZM84 136V137H85ZM96 136H94V137H96ZM113 136H115V138L113 137ZM131 136V137H130ZM21 137V138H20ZM27 137V136H26ZM44 137L46 138L47 137V139H45L47 142L50 140H53V142L52 143H47L46 141H44ZM78 137H79V140H80V137H81V142H83L80 146H77L78 145V143L80 142V141H78ZM117 137H119V138H117ZM121 137L124 139L123 141L122 140H120L121 142H119L120 144H117V142L119 141L118 139H121ZM234 137H235V139L237 140V139H240L239 137H238V135L237 136H235L234 135ZM12 138H15L16 139V142H14V139H12ZM38 138L40 139V140H38ZM76 138V139H75ZM117 138V139H116ZM138 138H140V140L138 139ZM157 138V137H156ZM256 138V137H255ZM43 139V140H42ZM55 139V140H56ZM75 139V140H74ZM83 139H85V140H83ZM87 139V140H86ZM89 139H91V142L89 141ZM96 139H98V138H96ZM96 139L94 138V140L96 141ZM113 139V140H112ZM128 139V140H127ZM138 139V140H137ZM160 139V138H159ZM241 139H245V138H243V136L241 137ZM247 139V142L249 143V141L251 140V139H249V138H246ZM245 139V140H246ZM252 139V140H253ZM38 140V141H37ZM64 140V141H63ZM108 140H102V143L103 142H105L104 144H110V142L108 141ZM115 140H118V141H116L115 142ZM125 140H127L128 142H126ZM162 140V139H161ZM187 139L185 138V139H182V140H175V141H178L177 143H175V144H178L179 142H183V143H185V141H186ZM225 140H226V138H225ZM224 140V141H225ZM256 140V139H255ZM11 141V142H10ZM13 141V142H12ZM27 141H29L28 142V145H27ZM43 141V142H42ZM72 141H74L73 142V145H75V144H77V145H75L76 147H77V149H74L75 147L72 145V144H70L69 145V143H72ZM95 141H93V143L95 142ZM144 141H146V142H144ZM168 141V140H167ZM166 141V143H171L170 141H172V140H170V141H168L167 142ZM174 141V140H173ZM173 141H172V143L171 144H173ZM187 141H189L190 143H191V141L190 140H187ZM222 141V140H221ZM232 142H233V140H231ZM20 142V143H19ZM45 142H46V144H45ZM76 142H78V143H76ZM80 142V143H81ZM151 142L149 143V144H151ZM162 142V141H161ZM160 141H159V143L157 142V144H160L161 143ZM165 142V141H164ZM164 142L162 143V144H164ZM188 142V143H189ZM220 142V141H219ZM223 142V141H222ZM227 144H229L230 143V141H229V138H228V140H226L225 141ZM225 142H224V144L223 145H226V147H229V146H231V144H233V143H230V145H228L227 146V144H225ZM229 142V143H228ZM256 142H257V140H256ZM16 143V144H15ZM98 143H99V141H98ZM122 143V144H123ZM128 143V144H127ZM183 143H182V145H181V147H182V149H183ZM189 143V144H190ZM195 143H198V142H194L193 141V144L191 143V145L189 146V144H184V146L186 145V147H191V146H193V147H201V144L202 143H204L205 144V147H206V143L205 142H199V143H201L199 146H196L197 144H195ZM208 143V142H207ZM2 144V145H1ZM8 144L10 145L9 147H8ZM20 144L22 145V149L24 148V149H27V150H20ZM34 144H35V146H34ZM49 144H50V146H49ZM68 144V145H67ZM95 144V143H94ZM132 144V143H131ZM130 144V145H131ZM161 144V146L160 145H157L158 147H162L163 145ZM175 144H174V146H175ZM222 144V143H221ZM244 143L242 142V144L241 145H243ZM255 144H257L258 145V143H255ZM253 145L252 144V147H251V144H250V148H249V146H245V145H243L245 148H244V151L246 152L245 154L246 155H250V154H255V151H257V149H258V146H260V144L257 146V145ZM30 145V146H29ZM50 147V148H48V146ZM88 146H89V144H87ZM87 145H85V147L87 146ZM195 145V146H194ZM203 145V144H202ZM15 146V147H14ZM17 146H19V147H17ZM24 146V147H23ZM29 146V147H28ZM47 146V147H46ZM69 146V147H68ZM154 146H155V150H156V152H160V151H162V150H165L166 148H165V146L168 148H170V146H169V144H165L162 148L163 149H160V148H158L155 144H154ZM204 146V145H203ZM66 147V148H65ZM84 147V148H85ZM143 147V148H142ZM156 147H157V149H160V150H157L156 149ZM172 147V149H170L169 150V148H168V150H169V152H167L166 150V152L167 153H170V151L171 150H176L177 148L179 149V147H177V146H175V147H177V148H175V149H173V146H171ZM181 147H180V149H181ZM193 147H191V148H186V152L183 150H176V151H171V153L173 152V154L174 155H172V156H175V158H177V163H180L181 165H183L182 167H183V170L185 171V169H186V167L185 166H187L184 162L186 161V160H188L189 161V164H190V158L194 155L192 152H194L197 148H193ZM232 147H233V145H232ZM247 147V148H246ZM254 147H256V148H254ZM17 148V149H16ZM46 148L48 149V151L50 152V154H48L49 152L46 150ZM64 148V149H63ZM145 148V149H144ZM193 148V149H192ZM253 148V149H252ZM261 148V147H260ZM260 148L258 149V150H260ZM30 149V148H29ZM63 150V151H61V150ZM83 149V148H82ZM87 149V148H86ZM86 149H85V151H86ZM144 149V150H143ZM190 151V149H192L191 150V152H189L188 150ZM195 149V150H194ZM247 149V150H246ZM248 149H250V150H248ZM71 150V149H70ZM81 150V149H80ZM194 150V151H193ZM22 153H20V152ZM52 151V152H51ZM55 151H56V158H55ZM61 151V152H60ZM79 151V150H78ZM76 152V153H80V152ZM84 151V149L82 150V152ZM152 151H154L153 149H152ZM151 151V153L153 154V152ZM187 151L189 152V153H192L193 155L191 156V155H188V154H186L187 153ZM252 151V152H251ZM254 151V152H253ZM156 152H154V154L156 155V161H158L159 159H162L161 157L163 156V154H164V152L162 151V156H161V152H160V154L158 155V154H156ZM176 152V153H175ZM178 152H183V154L182 155H180V153H178ZM185 152V153H184ZM249 152V153H248ZM17 153H18V157H14V155L16 156L17 155ZM67 153V154H68ZM139 153V154H140ZM150 153V152H149ZM150 153V154H151ZM20 154V155H19ZM28 154L29 153H27V156H28ZM54 154V155H53ZM145 154L143 153V154H140V155H142V157L144 156L145 157ZM148 154V153H147ZM150 154H148V156H150ZM175 154H178V155H175ZM186 154V155H185ZM63 155H61V157H63L64 158V156ZM139 155V156H140ZM171 155V154H170ZM183 155L184 156H190V157H183ZM10 157V158H7V157ZM51 156H50V158H49V156H47V158H49L50 160H53V159H51ZM138 156V158H140ZM159 156V157H158ZM165 157L167 156L166 154L164 155ZM164 156H163V159H164ZM171 156V157H172ZM177 156V157H176ZM179 156H180V158H179ZM184 158V159H181L182 157ZM253 156V155H252ZM23 157L25 158L26 157V155H25V152H24V155H23ZM22 157V158H23ZM60 157V158H61ZM133 157H135V156H133ZM143 157V158H144ZM146 157H147V155H146ZM168 157H170V156H167V158ZM5 158H7V160H5ZM18 158V159H17ZM23 158V159H24ZM129 159H130V161L133 159L134 160V158H132V157H128ZM132 158V159H131ZM148 158H150V159H148ZM152 158V159H151ZM154 158V155H152V157H147L146 158V160L148 159V160H150V161H148L149 163L152 161V163L150 164L151 165V168L152 167H155V166H153V165H155V164H153V163H156V162H153V159ZM166 158V159H167ZM174 158V157H173ZM170 159V160H174V159ZM62 159V158H61ZM166 159L165 160H163L162 162H163V164H160V160H159V163L157 164L156 163V167L155 168H153V169H151L150 168V165L148 164V162L146 161V163H147V165H144V163L145 162H143L141 165L143 166V167H141V165H138V164H133V163H129V169H128V167L126 168L125 167V165H123V168H124V171H125V173H123L125 176L123 177V175L122 176H120V179L118 178V180L119 181H122V179L121 178H125V177H128V174H130V176H129V178L130 179H133V181H134V183H137L138 182V180H139V182L141 181L140 179H141V176H146V174H144V172H142L144 169H147L148 167V170H153V171H155L154 169H158L159 168V170H161V172L159 171V170H157L158 172H160V173H163L164 171V173H163V175H166L167 174V172H169L170 173V171H171V169H172V171H173V165H176V160H174L173 162H175V164H173V163H171L170 161H166ZM181 159V160H180ZM190 159V160H189ZM21 160V159H20ZM19 160V161H20ZM25 160V159H24ZM30 160V159H29ZM28 159H26V161H27V163H28V161H29ZM137 160V158L134 160V161H136ZM183 160V161H182ZM25 161V162H26ZM74 161V162H75ZM133 161V162H134ZM180 161H182V162H180ZM22 162L24 163V161H21V164H20V162H18L19 163V165H23L22 164ZM57 162V163H58ZM68 162V163H69ZM73 162V163H74ZM132 162V161H131ZM164 162H169L171 165H172V168L170 169V164L168 163V165L165 167V168H167V169H169V171L168 170H166L165 168H163V165H164ZM187 162V161H186ZM30 163V162H29ZM70 163V164H71ZM140 163H141V161H140ZM74 164H76V162L74 163ZM73 164V165H74ZM132 164V165H131ZM188 164V163H187ZM5 165V166H4ZM159 165V166H158ZM162 165V166H161ZM165 165H166V163H165ZM133 166H135V168H133ZM145 166H147L146 168H145ZM158 166V167H157ZM161 166V167H160ZM178 166H179V164H178ZM178 166H176V169H177V167ZM9 167V168H8ZM35 167H37V166H35ZM139 167H141V168H139ZM190 166H187V170H188V168H189ZM10 169V165L9 166H7L6 167V169ZM31 168V174H29L30 173V170L27 172V175L29 174V175H31V182L30 183H32V185L30 184V183H27V181H26V179L24 180V179H22L23 181H25L24 183V185H25V188L27 187V188H29V189H25L24 190V192L26 193V194H20L19 192H16L15 193V195L13 194V191H10V189H13V188H15V187H12V185H14L15 186V184L16 183H18L17 181L18 180H21V178H22V174H21V172H20V174L21 175H19L20 176V178L18 177L17 179L18 180H15L16 179V177H15V174H14V172L13 171H4V169L2 170L1 168H0V170H2V171H0V190L1 191H3L4 193H5V195L6 196H4L5 197V199H4V197L3 196H1V195H4V194H2L1 193V191H0V200L2 199L1 197H3V199H2V201H4V202H2V201H0V202H2V205L3 204H5V201H6V203L8 204V203H11V205H12V207H10L11 209H9V208H7V207H9L10 206V204H8V205H5V208H7V211H6V209L1 205V203H0V206H2L4 209H2V207H0V209H2L0 212H3V214H0V219L2 220V218L7 222V225H11L10 226V228H11V230H12V228H16L17 226H18V228L20 229H17L18 231H16V233L19 235H17V237L19 238L20 237V239H19V241H21V246L23 247V243H24V247L21 249L20 248V246L18 247L17 246V249L19 248V252H17V249L13 252V257H15V255L17 254V253H20V251L21 250H23V252L24 251H26V253L24 254L22 251V253L24 254V257H25V260H24V258H23V260L24 261H26V262H24V261H22V257H23V254L21 255L22 257L20 258L19 256H20V254H18V255H16L18 258H20V260H18L17 259V264H28L29 263V260H28V258H29V255H28V251H27V249L29 248V249H31V246H29L28 247V242H30V244H32V242H31V240H33V239H37L38 240V242L39 241H41V240H39V239H43V238H40V237H37V236H39L40 234L42 235L43 234V236H44V233H47V232H42V231H46V230H41V233L39 232V234L37 233L38 232V229H40V226H42V227H45L46 229H47V231H48V229H49V226H50V224H51V226H50V229H49V231H48V235L46 234V236H49L48 238L46 237V239L48 240V239H50L52 242L49 244L50 246H53L54 245V247H57V248H55L54 249V247H53V250H54V252L52 251H50L51 250V247L50 246H48V244L46 243V240H42L41 242H43L42 244L45 246V243H46V248L49 250V248H50V250L48 251V252H50L52 255H53V257L57 254V258H58V261H60V259H62V261H64V259L66 258V256H70V257H73V256H77V254H76V251H78V249L77 250H75V248H78L79 246V240H80V238L82 239V236H83V234H82V232H78V231H76L77 229L76 228H78V227H76V228H74L73 227V225L75 224L73 221H75L77 218H76V215H70L69 217H73V216H75L74 218H76L75 220H74V218H70L69 220H71L70 222H72V224H67V219L66 218H68L67 216V214H73V212H75V214H76V211H77V209L78 208H76L73 204H71V205H68L67 204V202H63L62 201V197H65V196H67L66 198H70L72 195H70L71 194V190H70V192H66L65 190V188H70L71 189V187L73 186V185H77V184H82L83 182H82V178L79 176V175H77V173L75 174L74 172H76V170L74 171L73 169L74 168H72V171H69V172H67V170H71L70 168H68V169H64L63 170V172H64V174L65 173H69V175H70V179H69V183H66L67 184V186L69 185H71L70 187L68 186V187H63V186H65V183H64V181L63 180H60V179H64L62 176H64L63 174L62 175H60V179H57L58 178V176H59V174H61L60 172H58V176L56 175H51V176H47V181H46V174H45V176H44V171H42V170H37L36 171V169L38 168H34V167H30ZM29 168V169H30ZM33 168L35 169L34 171H32L33 170ZM137 168V169H136ZM144 168V169H143ZM161 168V169H160ZM180 168V166L178 167V169ZM185 168V169H184ZM21 169H24L23 167H21ZM134 169V170H133ZM141 169H143L142 171H141ZM177 169V170H178ZM44 170V169H43ZM138 170V171H137ZM141 171V173H140V171ZM147 170V171H148ZM180 170V172L182 171V168L181 169H179ZM178 170V171H179ZM3 171H4V173H3ZM46 171V170H45ZM66 171V172H65ZM74 171V172H73ZM153 171H151V173L148 171V173L146 172V170H145V173H147V175L148 174H150V175H148V176H150V178L151 177H153L154 175V178L152 179H150L148 176H146L145 178L144 177H142V182H143V184H145L144 183V181H146V186L148 187V185H147V183L148 182H151L153 185H157V186H152L151 187V185L152 184H150V183H148L149 184V187L150 188H152V191L154 190V188L155 189H157L158 190V184L161 182V183H164V182H162V181H165L166 183H169L170 182V184L168 185V187H166L167 185H165V186H162V185H160V188L159 189H161V190H159V191H153V193L155 192V194L157 193V194H159V195H162V193L160 194V191L162 192V190L163 191H167L166 189L167 188H169V187H171L170 185H172V187L174 188V189H172V187H171V189L172 190H170V188H169V190L167 191V192H163V193H166V196L167 197H169L170 199L173 197L172 195L173 194H175V195H177V186L178 187H181V183H184V184H182V187L185 185V183L187 182L185 179V182H184V180H183V178L185 177L184 175V177H182V175L180 176V175H178L176 172H172L173 173V175H175V176H172L171 174L172 173H170L169 174V178L168 177H166V179L168 178V181L166 180V179H163L162 180V174L161 175H159L160 173H156V174H154L155 172H153ZM156 171V172H157ZM175 171V170H174ZM184 171H183V173H184ZM7 172V173H6ZM36 172H38V175H37V173ZM42 172H44L43 174H41ZM53 172V174H55ZM71 172V173H70ZM132 172H135V173H132ZM152 172H153V175H152ZM11 175V177H9V174ZM74 173V174H73ZM166 173V174H165ZM3 174V175H2ZM6 174V175H5ZM14 176H13V175ZM24 174H26V173H24ZM72 174V175H71ZM134 174V175H133ZM137 174V175H136ZM180 174V173H179ZM186 174V173H185ZM38 176L40 179H41V177H40V175H43V179H42V181H44V179H45V181L48 183V181H49V179H52L51 180V182H52V184H51V186H50V182L47 184V185H45V182H43V190L44 191H42V186H41V190H39V189H37V187L34 185L35 184V182L37 181V180H33V176ZM68 174H66V177L67 176H69ZM75 175H77V177L79 176L80 178H77ZM127 175V176H126ZM135 175L137 176V179H136V177H135ZM139 175H140V177H139ZM176 175H178V179H177V177H176ZM3 178H2V177ZM12 176H13V180H11L12 179ZM53 176V177H52ZM74 177V178H71V177ZM159 176H161V177H159ZM167 176H168V174H167ZM180 176V177H179ZM15 177V178H14ZM38 177H37V179H38ZM56 177V178H55ZM62 177V178H61ZM133 177V178H132ZM139 177V178H138ZM157 177V178H156ZM159 177V178H158ZM165 177H163V178H165ZM171 177H173V178H171ZM176 177V178H175ZM182 177V179H180ZM4 178H6L5 180H2V179H4ZM10 178V179H9ZM23 178H26V175L23 177ZM155 178L157 179L156 181H155ZM187 178V177H186ZM67 180H68V177L66 178ZM74 179H76V180H78L79 181V179H82L81 181H79V182H77V184L75 183V184H73L74 183V181L73 180ZM145 179V180H144ZM148 179V180H147ZM160 179H161V181H160ZM177 179V181H180V182H173V180L175 181ZM259 179H261V178H259ZM2 180V181H1ZM21 180V181H22ZM39 180V179H38ZM57 180H58V182H57ZM137 180V181H136ZM159 180V181H158ZM4 181V182H3ZM20 181V182H21ZM59 183V184H61V186L63 187V189H62V187H59L58 185H57V183ZM84 181V180H83ZM136 181V182H135ZM154 181V182H153ZM1 182H3L4 183V185L6 184V186L8 185V188L6 187V189H5V186H3V185H1ZM15 182V183H14ZM18 183V184H22V183ZM61 182V183H60ZM63 182V183H62ZM66 182V181H65ZM68 182V181H67ZM142 182H141V184H139V188H136V191H135V189H133V187L132 186H129V185H125L124 187H126L127 188V186H129V187H131L132 188V190L130 191V193L132 192V194H130L129 193V196L127 197V202L128 201H132L133 200V203H132V205H131V202H128L129 204H126L127 202L126 201H124L125 199H126V197H120V198H123L122 200L124 201V202H126L125 204H126V206L125 205H123L122 203V206H125L124 208H126V210H123V212L121 211V213L119 212V214H121V216H120V219H121V221H119V223L118 224H116V226L114 225L113 227H111V230L112 231H114V236L117 234L118 235V233H116V232H118L117 230L118 229H116V227L118 228L119 226L118 225H124V226H126V225H128V226H126V227H130L131 225V223H132V231L134 230V228H135V234H136V236L135 237H137L138 236V241H139V243H137V244H139V247L140 246H142L141 245V241L139 240V235H138V229H137V227H136V222H134L135 220H133V213L135 212V214H137L138 213V215H142V212H138V211H143V208L142 209H140V210H137V209H139L140 207L139 206H137V205H140V203H137L138 202V200L134 197V196H136V193H137V191L138 190H140V191H138V193H141V194H143V196H144V199H146V200H144L143 199V201H141V202H146V203H144V205L146 206V207H149L150 209H147L145 206H143L144 207V210H145V208H146V210L148 211V212H150V210H152L153 208H155V210L154 211H156L155 213H156V217H154L155 219H153L152 217H150L149 216V213H147L146 211H143V213H147L148 215L146 216L145 214L143 215V220H145V223L147 224V225H144V227H148V224L150 225L151 224V228H153V230H152V232L153 233H151L152 235L154 234V227L156 228V225L155 226H153L154 225V223H152V222H154V221H150L151 220V218L153 219V220H155V223H157V222H159V220H160V222L162 221V222H165L166 224L165 225H163L164 227L167 225V229H170V230H168L167 231V233H169L170 234V236H172L171 238H170V240L172 239L173 240V238H174V243H173V241H172V243L171 242H169V244L171 243V245L172 244H174V245H168V246H171L172 248H174V252L175 253H173V254H176V256L178 257V258H180V263L181 264H191L190 262L192 261V263L193 264H195V262L196 263H200L201 261V263H203V259L205 258V259H208V257H209V262L211 261V259H212V255H213V257L215 256V254H216V252H217V249L219 250V245L218 246H216V242H214V243H212V240L211 241H209V244L211 243V245H209L208 244V246H209V248L206 246V244H204V243H208V241L207 242H204V240L206 239H202V243H201V238L200 237H202V236H204V237H209V238H207V239H210L211 238V234L209 235V233H211V232H208V230H207V232H208V236H205V235H202V234H205V233H207L206 232V229H208L209 228V230H210V227H208V224L211 222V220L209 219L210 217H212L211 219H213V214H211L207 209H205V210H207L206 212H204V210L201 212L200 211V213L199 212H197V214L199 213V214H201V215H203L204 213L205 214H207V215H209V213H210V215L208 216V218L206 219L205 218V216L207 217V215H205V216H203V220H200L202 223H200V225L202 226V228L201 229H203L204 227H206V229H204V230H202V231H205L204 233L202 232L201 234H199V232H201L200 230V226H199V229L200 230H198V228L197 227H195L194 228V231L196 232V231H199V232H196V235H197V233L200 235H197L198 236V239H199V242H200V246H201V244H202V246H201V248H202V252H201V249H200V251L199 252H201V254H202V257L203 258H200L199 260L200 261H198V260H194L195 258L196 259H198L199 258V256H201L200 255V253L199 254H197V253H195V252H197L198 251V246H196V245H199V243L198 244H194L192 241H189V243L191 244V247L189 248V243L188 242H186V240H191L190 238H189V236H187L188 238H186V240H185V243H183L184 245H182V246H179L180 245V242H181V240H180V238L181 237H183L182 235H181V237L179 236V234H181V229L182 228H180L178 225H180V226H184L183 224H180V223H183V221H185V219L187 220L186 221V224L188 225V221L190 222V220H192V218H194V216H195V212L196 211H191L190 210V212L189 213H192L191 214V216H192V218H190L189 217V214L188 215H185V213L183 214L182 213V216H185L184 218L183 217H179V218H177V220L179 219L180 221H182V222H179V221H176L175 220V222H179V224L177 225L176 223H174V224H176L178 227H179V229H180V233H179V229H178V231H177V229H176V227H175V229L174 230H172V228L170 227V225H171V223L170 222H174V220L173 219H175V218H172V214L171 213H173L172 211H170L168 208L166 209L165 208V211L163 212V206L164 205H166L165 203V200H167L168 201V199L169 198H166V196L163 194V196H165L164 198H162V197H160V199H164V200H159L158 199V197L156 198V196L154 195V197L156 198V200L154 201V198H153V196L151 195V192L150 191H147V189H150V188H146V186H145V188H143V187H140V185L142 186L143 184H142ZM2 183V184H3ZM122 184L123 183H125L124 181H122L121 182ZM156 183V184H155ZM166 183H164V184H166ZM176 183V184H175ZM31 186H30V185ZM42 184V183H41ZM53 184L56 186H54V188H57V186H58V190L60 191V189L63 191H61L59 194H61V198H54V195L52 196L53 198V200H55L56 199V201L58 202L59 200L58 199H60L62 202H63V205H62V203L60 202V207H61V209L63 208V210H67V208H69V210H71L72 209V213H71V211H69V210H67L66 211V215L64 214L65 212H62L63 210H61L60 209V207H58L59 206V203L56 205V203H53L54 201H52L51 199H49L50 201H48V199L45 197V196H47L48 194L50 195V198H51V192L49 193V192H47V191H49V189H53V190H50V191H52V194H53V191H55V193H56V191L57 192H59L58 190H55L54 188H53ZM63 184V185H62ZM73 184V185H72ZM111 184H113V183H111ZM27 185V186H26ZM124 185V184H123ZM136 185V184H135ZM174 185H176V186H174ZM1 186H2V188H1ZM28 186H30V187H32L33 189L35 188V192H33V189H31L30 187H28ZM44 186H46V187H44ZM48 186V187H47ZM50 186V187H49ZM138 186V185H137ZM161 186L163 187V189L161 188ZM124 187H122V188H124ZM165 187H166V189H165ZM176 187V188H175ZM218 187H221V186H218ZM46 188V189H45ZM135 188V187H134ZM141 188H142V190H144V192H145V189H146V191H147V193L145 192V193H143V191L141 192ZM8 190V191H5V190ZM175 189H176V191H175ZM232 189V188H231ZM47 190V191H46ZM151 190V189H150ZM234 190H236V189H234ZM233 190V191H234ZM31 191V192H30ZM39 193H38V192ZM170 191V192H169ZM173 191V192H172ZM239 191V190H238ZM238 191L236 190V192L238 193ZM7 192V193H6ZM10 192V193H9ZM37 192V193H36ZM95 192V191H94ZM93 192V194L91 195H87L86 194V196H91L92 198H87L86 200H87V204H86V206H87V208L88 209H91V210H86V212L88 213V214H86L87 215V218H86V215H85V212H83V213H79L78 211H77V216H79V214H80V219L78 218L77 220L78 221H76L77 223H80L81 222V220L83 221V223L84 222H86V221H88L89 219H92V217H96L94 220L92 219V221H89V222H86V223H84V224H82V225H84V228L85 227H87L88 226V224L87 223H89V226H91V225H93V224H96V223H98L99 221H101L102 219L101 218H103V216H104V218L105 217H107V216H109L110 215V212H115V207L116 206H118L119 204H116V203H118V201L119 202H121L122 200L119 198V197H116V201H117V198L118 199H120V200H118L117 202H115V199H111V201H112V203H111V201L109 202V200L107 201V203L109 202L110 203V206H109V210H108V212L107 213H105L106 211L102 208V207H104V206H106L107 207V209H108V205H109V203L108 204H106V202H105V204H104V206H101V205H103V204H101L100 203V205H99V203H97L96 202V197H95V193ZM136 192V193H135ZM148 192H150V195H151V197H149V195H146V194H148ZM175 192V193H174ZM230 192L232 193V191H229V193L227 194V195H225V196H227V197H225L224 196V198H225V202H226V205L227 206H229V210H236V215L234 214V216H237V218H236V220H237V223L236 224H238V220H241L240 221V223L242 222H246V219H247V221H248V219H250V218H255V216L258 214V213H261V214H264V212H260V210H256L255 211V209L253 208L254 207V205L252 206V205H250L249 206V203H251L250 201H248V199H246V197H245V199L248 201V206L246 205L247 203L245 202V199L244 198H242L244 195H242L243 193L242 192H239V193H242L241 194V196L242 197H240V194L238 195L237 194V197H236V199H234L235 197L234 196H236V195H232V194H235V193H232L231 194V197H230ZM9 193V195H7ZM18 193V194H17ZM31 193V196L29 195V194ZM42 193V194H41ZM54 193V194H55ZM67 193V194H66ZM69 193V194H68ZM135 193V194H134ZM172 193V194H171ZM195 193L198 195V193H197V191L195 190ZM201 193V192H200ZM200 193H199V195H200ZM40 194V195H39ZM46 194V195H45ZM63 194V195H62ZM64 194H66L65 196H64ZM97 194V193H96ZM169 194H171V195H169ZM43 199V201H42V199H41V201L43 202H41V204H43V205H45L46 207H45V209H44V211H43V216H44V212H45V210L47 211V212H45V213H47L46 215L48 216V218H47V222H48V224H47V222H46V220L44 219V220H42L44 217H46V216H40L41 215V213L42 212H39V211H42L43 210V208H44V206H43V208L41 207V206H39V204L38 203H40L39 202V200H40V198L39 199H37V197H39V196ZM43 195H44V197H43ZM58 195V194H57ZM169 195V196H168ZM201 195H203L202 196V198H203V201L205 202V200H206V193H201ZM16 196H17V198H16ZM56 196V195H55ZM130 196H132V197H134V198H132V200L130 199ZM238 196H239V201L237 202V204L236 203H234V204H232L233 202H235L234 200H238ZM6 197H7V199H6ZM12 197H13V201L11 202V199H12ZM19 197L22 199H19ZM23 197V198H22ZM35 197H36V200H35ZM56 197H60V196H56ZM93 197H94V199H93ZM198 197V196H197ZM200 198H198L197 200H198V202L199 203H201L200 202V200L199 199H202L201 198V196H199ZM232 197H233V199H232ZM34 198V199H33ZM49 198V197H48ZM151 198H153V199H151ZM9 199V200H8ZM19 199V200H18ZM24 199V200H23ZM88 199H89V201H91V199H92V201H91V203L89 204V201H88ZM130 199V200H129ZM152 200V205H151V200ZM169 199V200H170ZM174 199H177L175 196H174ZM173 198H172V200L170 201V204H172V202H175V200H174ZM242 199H243V201H242ZM15 200H17V201H15ZM32 201V203H31V201ZM65 200H67V199H65ZM73 200V199H72ZM93 200H94V204L96 205H94V204H92V202H93ZM136 200V201H135ZM161 202V203H164L163 204V206L162 207H160L161 205V203H159V201ZM174 200V201H173ZM229 201V203H231L230 205L228 204V201ZM15 201V202H14ZM20 201V202H19ZM52 201V202H51ZM55 201V202H56ZM68 201V200H67ZM71 201V200H70ZM150 201V202H149ZM162 201H164V202H162ZM176 201H178V200H176ZM202 201V200H201ZM19 202V203H18ZM22 202V203H21ZM35 202V203H34ZM38 202V203H37ZM46 202H47V204L50 202V203H52V206L53 205H56V207L55 206H53L54 208V212H52L51 211V208H52V206H51V204L49 203V205H46ZM74 202V201H73ZM83 202V201H82ZM123 202V203H124ZM140 202V201H139ZM156 202H158L159 204L158 205H160L159 206V208L160 209H158V207H157V203ZM207 202V201H206ZM205 202V203H206ZM30 203H31V206L32 207H34L33 205H36L37 206V204H38V208L40 207L42 210H39L36 206V208L34 207L33 208V210H36V212L35 211H31L30 213L32 214L33 213V216L32 215H30L29 214V211H27V209H28V206L30 205ZM84 203H86V201H84ZM83 203V204H84ZM115 204V206H114V204ZM169 203V202H168ZM175 203H178V202H175ZM174 203V204H175ZM203 203V202H202ZM204 203V204H205ZM242 205H241V204ZM25 204V206L23 207V205ZM40 204V205H41ZM76 204H79V203H76ZM90 206H89V205ZM113 204V205H112ZM252 204H255V203H252ZM68 207H67V206ZM80 205V204H79ZM98 205L100 206V207H98ZM114 206V209L113 208H111L112 206ZM128 205H131L133 208H131L130 206H128ZM136 205V206H135ZM168 205V204H167ZM166 205V206H167ZM173 205V204H172ZM205 205H207V203L205 204ZM232 205H233V207H234V209H233V207H232ZM242 207H241V206ZM245 205V206H244ZM49 206V207H48ZM70 206V207H69ZM78 206V205H77ZM92 206V208H89V207H91ZM95 206V210H97V211H99V212H97L96 211V213H95V215H93V214H91V216H89V213H93V212H90V211H94L93 209V207ZM122 206H120V207H122ZM171 206V205H170ZM203 206V204H201V207ZM244 206V207H243ZM252 206V208H250V209H248L249 207H251ZM15 207H16V209H15ZM20 207V209H19V211H18V208ZM72 207V208H71ZM75 209H74V208ZM128 207V208H127ZM129 207L131 208V211H129ZM137 207V208H136ZM165 207V206H164ZM168 207V206H167ZM23 208V213H24V215L22 216V211L20 212V210ZM100 210H102V211H104V213H100V212H102V211H100ZM170 208V207H169ZM203 208H205V207H203ZM207 208V207H206ZM13 209H14V211H13ZM25 209V210H24ZM48 209V210H47ZM113 211H112V210ZM123 209V208H122ZM209 209V208H208ZM251 209H253L252 211H251ZM12 210V211H11ZM38 210V211H37ZM58 211V212H56L55 213V211ZM74 210V211H73ZM159 210H161V211H159ZM167 210H169V211H167ZM202 210V209H201ZM249 210V211H248ZM18 211V212H17ZM25 211V212H24ZM60 211V212H59ZM127 213H126V212ZM128 211H129V213H128ZM159 211V212H158ZM166 211H167V213H166ZM233 211V212H234ZM251 211V212H250ZM259 211V212H258ZM40 213V215H39V213ZM171 212V213H170ZM230 212V211H229ZM238 212V213H237ZM242 212H246V213H249V214H247V215H249V216H251V214H252V216L253 217H249V216H247L246 215V213L244 214V213H242ZM257 212V213H256ZM12 213V216H13V218H12V216H10V218L8 217L10 214ZM15 213V214H14ZM21 213V215H19ZM52 213V214H51ZM61 215V217L59 216V214ZM62 213H63V215H62ZM126 213V214H125ZM150 213H152L153 214V211H151ZM159 213L162 215V217H159ZM240 213V215H238ZM242 213V214H241ZM254 213H256V214H254ZM34 214H35V216H34ZM49 214V215H48ZM57 214H58V216H57ZM97 214V215H96ZM98 214H100V216L98 217ZM101 214L103 215L102 217H101ZM109 214V215H108ZM112 214V213H111ZM125 214V215H124ZM128 214V215H127ZM152 214H150V215H152ZM166 214H171V215H169V216H165ZM193 214H194V216H193ZM198 214V215H199ZM244 214V215H243ZM36 215H39V216H36ZM52 215H55V217H54V219L56 220V218L58 219V221H53V223H52V219H53V217L52 218H49V217H51ZM66 217H65V216ZM131 215V217H129ZM155 215V214H154ZM201 215H199L201 218H202V216ZM260 215V214H259ZM259 215H257L256 216V218L257 217H259ZM7 216V217H6ZM14 216H15V218H17L18 216L20 217V218H17V219H15L14 218ZM28 216H31V219H32V221L33 222H35V223H32L31 224V222L30 223H28L27 225L25 224V225H20L19 226V224H20V222H17L16 220H18L19 219V221H21L22 219H24L25 217L26 218H28ZM82 216H83V218H85V219H82ZM125 216L127 217V218H125ZM165 216V217H164ZM171 216V217H170ZM243 216H247L246 217V219H245V217H244V219L242 220L241 219V217L243 218ZM39 217H43V218H39ZM147 217H149V218H147V219H150V220H147L146 221V218ZM159 217V218H158ZM170 217V218H169ZM175 217V216H174ZM196 217V216H195ZM199 217V218H200ZM9 218V219H8ZM13 220H12V219ZM22 218V219H21ZM63 218H65L66 219V223H63V222H61V220H63ZM98 218V219H97ZM103 218V219H104ZM131 218V220H129ZM161 218H164V219H162L161 220ZM167 218H169V220H165V219H167ZM171 218H172V220H171ZM183 218V219H182ZM198 218V216L196 217V219ZM229 218V217H228ZM8 219V220H7ZM11 219V220H10ZM21 219V220H20ZM50 219H51V222H50ZM53 219V220H54ZM59 219H61V220H59ZM87 219V220H86ZM100 219V220H99ZM129 221H128V220ZM159 219V220H158ZM182 219V220H181ZM195 219V218H194ZM195 219V220H196ZM204 219H206V221L204 220ZM38 220V221H37ZM80 220V221H79ZM86 220V221H85ZM208 220H210L209 222H207ZM8 221H10L9 223H8ZM11 221H14V223L12 224L11 223ZM24 221V220H23ZM31 221V220H30ZM36 221L38 222V223H36ZM130 221H132L131 223H130ZM167 221V222H166ZM192 221H194V220H192ZM205 221V222H204ZM213 221V220H212ZM56 222H57V224H56ZM69 221H68V223H70ZM125 222V223H124ZM148 222V223H147ZM150 222V223H149ZM158 223L157 224V227L158 226H162V223ZM41 223H42V225H41ZM50 223V224H49ZM93 223V224H92ZM130 223V224H129ZM134 223V224H133ZM170 223V224H169ZM185 223V222H184ZM192 223H194V224H192ZM190 222L189 223V225L188 226H186V224H185V226H186V228L188 227V229L190 230H192V232H193V227L194 226H196V221L195 222ZM207 225H206V224ZM211 223H214V222H211ZM14 224H17V226L16 227H13L14 226ZM37 224V225H36ZM53 224H54V226H53ZM62 225V227L60 226V225ZM164 224V223H163ZM173 224V225H174ZM191 224H192V226H191ZM204 224L206 225V226H204ZM6 225V226H7ZM30 225L32 226V227H30ZM38 225H39V227H38ZM57 225V226H56ZM71 227H70V226ZM76 225V224H75ZM80 224H78V226H79ZM133 225H134V227H133ZM175 225V226H176ZM242 224H239L238 225V227H239V229H240V231H242V230H244L243 229V227L241 226ZM0 226H2V227H0V228H3V224L1 225V223H0ZM6 226H5V230H7L6 229ZM24 226V227H23ZM29 226V227H28ZM33 226H34V228H33ZM61 228H60V227ZM77 226V225H76ZM88 226V227H89ZM153 226V227H152ZM184 226V227H185ZM189 226L191 227V228H189ZM209 226H212V225H209ZM258 226V225H257ZM256 226V227H257ZM36 227H38V228H36ZM42 227H41V229H42ZM54 227H56L55 229H54ZM173 227V226H172ZM246 227V226H245ZM244 227V228H245ZM27 228V229H26ZM29 228H32L33 230H28ZM44 228V229H45ZM62 229L61 231H65L64 233L63 232H61V231H59L60 229ZM76 229V230H74V229ZM162 228V227H161ZM186 228L184 229L185 230V232H187V230H186ZM196 228H197V230H196ZM213 228H215V225H213ZM212 228V229H213ZM36 229V230H35ZM71 231H70V230ZM73 229V230H72ZM79 229H81L80 227H79ZM78 229V230H79ZM113 229H115V230H113ZM145 229V228H144ZM149 229H150V226H149ZM164 229V228H163ZM166 229V230H167ZM246 229H247V227L245 228V230L242 232V234L246 231ZM259 227H257L255 230H254V232H256V233H258L257 235L255 234L254 235V237L255 238H247V237H244L243 238V235L244 236H246V232L243 234V235H241V242L242 241H244V242H242V244L243 243H245V244H243V245H247L249 248H248V250H247V248H246V250L248 251V252H251L250 254H252V256H257L258 258H264V256H258L260 253V255H264V253H262V252H264V250H262V248H264V238H262L261 237V234H262V231H264V230H262L261 229V231H260V235H259ZM1 230V229H0ZM56 230H58L59 232H61V234H59ZM175 230H176V232H175ZM190 230V231H191ZM13 232L12 233H10V234H13V235H15L16 236V233H15V231H14V229L12 230ZM20 231H26L25 233H23V234H25V235H23V234H21L20 233ZM36 231V232H35ZM72 231H76V232H72ZM258 231V232H257ZM19 232V233H18ZM31 232V233H30ZM72 232V233H71ZM78 232V234L80 233V234H82V236L81 235H79L80 236V238H79V236H78V234H76ZM146 232V231H145ZM195 232H194V234H195ZM213 232H214V229H213ZM213 232H212V234H213ZM27 233L29 234L30 233V235H32L33 236V238H32V236H31V239H30V241H28L29 240V236L30 235H28V238L26 237V235H27ZM37 234L36 236L34 235V234ZM58 233V234H57ZM70 233V234H69ZM74 233V234H73ZM116 233V234H115ZM148 233H150V232H148ZM182 233H184V231L182 232ZM65 234V235H64ZM133 233H130L129 235L131 236ZM134 234V235H135ZM150 234V235H151ZM178 234V236H176ZM187 234V233H186ZM186 234H185V236H186ZM40 235V236H41ZM60 235H64L65 236V242L67 243V238H69L68 237V235L71 237V238H73V236L75 237V238H73V239H70V240H72L71 241V243L72 244H70V247L69 248H71L72 247V249H73V251H72V249H70L71 250V253H69V250H68V252L65 250V249H63L62 247H63V245L65 246V242H64V244H63V242H62V240L64 239H61V237H63V236H61L60 238L58 237V238H56L57 236H60ZM67 235V236H66ZM120 236H121V234H119ZM151 235V236H152ZM184 235V234H183ZM196 235H195V239H197L196 238ZM262 235H264V234H262ZM42 236V237H43ZM113 236V237H114ZM126 237L128 236V235H125ZM130 236H128L127 238L129 239V237ZM176 236V237H175ZM110 237H112V233H111V235H109L108 236V238H110ZM113 237L111 238V239H113ZM124 236H121V240L122 239H124L123 241H120L119 239H117V237H114V240L113 241H115L116 239H117V243L116 242H113V241H111L110 239H108L107 238V236L105 237V238H102V239H100V240H102V243H104L103 244V246L104 247H102V245L100 246V244H102V243H96L95 242V244H94V242H92V241H90V240H88V241H90V242H87V239H85L86 241H83V242H87V243H90L91 245H93L92 246V248L91 249H94V248H96V246H98L99 248L98 249H101L102 251H100V250H98L97 248L95 249V250H97V251H93L94 253H97V254H94V255H96V256H100V257H103V259H104V257H105V261L104 260H102V262L103 263H106L107 261L109 262L108 264H110V261L109 260H111V263L112 264H115V262H116V260L114 259V257L113 258H111L112 257V255H111V253H110V251H109V255H108V251H106L105 252V250H107V247L108 246H111L112 244H115V245H117L118 243H120V245H123L124 243H130V244H133L132 243V241H136V239H132L130 242L128 241V240H126L125 241V238H123ZM132 238H134L133 236H131ZM177 237H178V239H177ZM203 237V238H204ZM213 237V236H212ZM259 237V238H258ZM261 237V238H260ZM5 237H3V239H4ZM22 238H24V239H28V240H26V241H28L27 243H25L26 241H22L23 239ZM76 238H79L77 241H76ZM85 237H83V239H84ZM118 238H119V236H118ZM126 238V239H127ZM176 238V239H175ZM184 238V237H183ZM3 239H1V240H3ZM57 239V240H56ZM74 239H75V241H76V244H75V241H74ZM82 239V240H83ZM89 239V238H88ZM108 239V240H107ZM151 239H153V237L152 238H150V240ZM212 239V238H211ZM246 239H247V243L249 244H251V242H252V244H251V246L253 245V247L255 248V249H257L258 248V250L257 251H259V254L258 255H256V254H254V253H257L256 251H255V249L253 248V247H251L252 248V251H250V244L248 245L247 243H246ZM251 239V242H249V240ZM260 239V240H259ZM0 240V244H1V246L4 248V251L5 250H7V249H10V248H8L7 247V244L9 245V244H12V241H13V239L12 238H10V241H8V240H5V242H7V243H3L4 244V246L2 245V241ZM3 240V241H4ZM58 240H61V242H62V245H60L61 243H59L60 241H58ZM70 240L68 241L69 243H70ZM118 240H119V242H118ZM130 240V239H129ZM155 240V239H154ZM169 240V241H170ZM16 240L14 239V241H13V244L15 245V242ZM19 241H17V242H19ZM54 241V242H53ZM97 241H99V240H97ZM128 241V242H127ZM135 241H134V243H135ZM151 241H153V240H151ZM150 241V242H151ZM175 241H176V243H175ZM194 241H196V240H194ZM206 241V240H205ZM259 241V242H258ZM23 242V243H22ZM40 242V243H41ZM45 242V243H44ZM47 242H49V240L47 241ZM81 240H80V243H81V246H80V249L81 248H83V244H85L84 246H86V247H88V245H90V244H87V243H83ZM92 242V243H91ZM101 242V241H100ZM107 244H106V243ZM122 242V243H121ZM149 242V243H150ZM155 242V247H157L158 246V244H157V241L155 240L154 241ZM153 242V243H154ZM183 242V241H182ZM196 242H198V240L196 241ZM255 242H256V244H255ZM260 242H262V244H260ZM53 243H55V244H53ZM59 243V244H58ZM186 243H188L187 245H188V247H186L185 245H186ZM12 244V246L14 247V245ZM25 244H27V247L25 246ZM38 248H41L42 249V247H43V250H42V252L44 251V253H46V256H47V259H48V256H50V257H52V255L50 254V255H48L49 253L48 252H46L45 251V248H44V246H42L41 244H38L36 241H35V243H34ZM33 244V245H34ZM53 244V245H52ZM68 244V243H67ZM75 244V245H74ZM182 244V243H181ZM255 244V245H254ZM32 245V246H33ZM61 247H60V246ZM71 245H74V246H71ZM91 245L89 246V247H91ZM125 245V244H124ZM123 245V246H124ZM128 244H126L125 246H127ZM136 245V244H135ZM177 245L180 247H177ZM193 245V246H192ZM194 245L196 246V248L194 247ZM204 245V246H203ZM256 245H258V246H256ZM12 246H11V248H12ZM35 246V247H36ZM39 246H41V247H39ZM68 246V245H67ZM113 246V245H112ZM112 246L111 247H109V248H112ZM123 246H121V247H123ZM131 246V245H130ZM149 246H151V244L149 245ZM186 248H185V247ZM200 246H199V248H200ZM207 248H206V247ZM260 246H262V247H260ZM7 247V248H6ZM36 247V248H37ZM66 247V246H65ZM89 247L87 248V249H89ZM94 247V248H93ZM114 247V246H113ZM134 247V246H133ZM170 247V249L169 250H172V248ZM175 247H177L176 249H175ZM183 247H184V249H195L196 251H194V253H192V254H195V257H193L192 258V256H191V258H189V259H193V260H190V261H188L189 259H188V257L186 256L187 254H188V252H190V250L187 252V253H185L184 252V250H183ZM203 247H205L206 248V252H207V254H208V256L206 255H204V248ZM212 247V249H211V251H210V248ZM214 247V248H213ZM218 247V248H217ZM36 248L34 249V246H33V249L34 250H31V253H30V251H29V254L31 255H34V253L36 252V251H41V249L40 250H38V248H37V250H36ZM69 248H67L66 247V249H69ZM102 248H104V251H103V249ZM129 248V247H128ZM138 248V245H137V247H135V248H133L134 250H132V251H135L136 249ZM152 248V247H151ZM151 248H149L150 249V251H152L151 250ZM167 248V247H166ZM217 248V249H216ZM259 248H261V249H259ZM28 249V250H29ZM61 249V250H60ZM155 249V248H154ZM215 249V250H214ZM254 249V250H253ZM56 250V251H55ZM57 250H58V252H57ZM59 250L60 251H62V252H59ZM168 250V251H169ZM35 251V252H34ZM64 251V252H63ZM138 250H136V252H137ZM181 251V252H180ZM184 253H183V252ZM193 251V250H192ZM209 251V252H208ZM215 251V252H214ZM245 251V250H244ZM247 251H245L246 253H248ZM254 251V252H253ZM34 252V253H33ZM107 255H104V253ZM136 252L134 253V257H137V255H135L136 254ZM154 252V251H153ZM210 252H211V255H210ZM14 253H16V254H14ZM39 252H37L36 254H35V256L38 254ZM43 253V254H44ZM60 253V254H59ZM69 253V254H68ZM131 253V252H130ZM157 253V252H156ZM155 253V254H156ZM159 253V252H158ZM166 253H169V254H172V251L170 252H166ZM165 253V254H166ZM179 253V254H178ZM191 253V252H190ZM213 253V254H212ZM215 253V254H214ZM65 255V256H63V255ZM68 254V255H67ZM73 254V255H72ZM137 254H138V252H137ZM154 254V253H153ZM185 255V257H187V258H185L184 257V255ZM192 254H190V255H192ZM217 254H218V252H217ZM28 255V256H27ZM60 255L61 256H63V258H61L60 257ZM84 255V254H83ZM159 255H161V254H159ZM158 255V257L160 258L161 256H159ZM181 255H182V258H181ZM190 255H188V256H190ZM28 258H27V257ZM35 256H33V258H36ZM38 256V255H37ZM140 256V255H139ZM138 256V257H139ZM157 255H155V257H156ZM175 256V257H176ZM194 256V255H193ZM196 256H198V257H196ZM254 256V257H255ZM16 257V258H17ZM107 257H109L110 259H107ZM154 257V256H153ZM172 257V259H173V256H170V258ZM176 257V258H177ZM80 258H83V256H80L79 258L77 257V259H76V261L75 262H77V260H79ZM158 258V259H159ZM166 258L167 257H165V260H166ZM185 258V259H184ZM256 258V257H255ZM260 258V259H261ZM51 259V263H52V258H49L48 260H50ZM83 259H86V258H83ZM106 259H107V261H106ZM112 259H113V261H112ZM152 259L153 258H151L150 259V261H152ZM158 259H156L155 260V258L153 259V262H150V263H152V264H158V262H157V260ZM188 259V260H187ZM202 259V260H201ZM260 259H259V262H260ZM53 260H57L56 259V256L54 257V259ZM87 260V259H86ZM86 260H83V263L86 261ZM100 260H101V258H100ZM155 260V261H154ZM160 260V259H159ZM165 260H163V262H162V264L165 262ZM184 260H185V262L187 261V263H185L184 262ZM255 260V259H254ZM258 259H256V261H257ZM262 260V259H261ZM170 261H172V260H170ZM19 262V263H18ZM54 262H56V261H54ZM169 262V261H168ZM173 262V261H172ZM206 260H204V263L203 264H206ZM47 263V262H46ZM50 263V262H49ZM48 263V264H49ZM149 262L147 263V264H150ZM175 263V261L173 262V264ZM180 263H178V264H180ZM198 263V264H199ZM56 264V263H55ZM107 264V263H106ZM127 264V263H126ZM166 264V263H165ZM168 264H171V263H168ZM207 264H209L208 262H207ZM226 264H229V263H227L226 262Z\"/></svg>",
  "mask_w": 264,
  "mask_h": 264
},
{
  "label": "bare ground",
  "instance_id": "bare-ground-1",
  "mask_svg": "<svg viewBox=\"0 0 264 264\" xmlns=\"http://www.w3.org/2000/svg\"><path fill=\"white\" fill-rule=\"evenodd\" d=\"M3 1L5 2V0H3ZM21 1H26V0H20V2H21ZM85 1H86V0H85ZM89 1H90V0H89ZM92 1H93V0H92ZM92 1H91V2H92ZM98 1H99V0H98ZM101 1H102V0L99 1V2H100V5H99V4H96V6H97V5H99V6H97L98 8L95 6V9H96V10L99 9V7L103 5L102 3H105V6H102V7H101V8L103 9L102 11L105 12V10H106V11H108V13H110L109 11H111V13H113V12H112L113 9L110 8L111 5H110V3L108 2V1H111V3H113L112 0H103L102 3H101ZM123 1H125V0H123ZM134 1H135V0L129 2V0H128V1H125V3L123 2V3H124V7H125L126 5H128V2H129L131 5H133V6H134V5H137V4H141V0H139V3H137V0H136V2H134ZM146 1H147V0H146ZM153 1H154V3L158 2V0H153ZM164 1H165V0H163V2H164ZM167 1H168V0H167ZM171 1H172V0L166 2V4L162 5L163 2H162V0H160V2H162L161 5L164 6V8L161 7L162 9H164V10L161 11V14H162L161 17H162V18H160V19H161L162 21H163V20L165 21V18L163 17L164 15H163L162 12L165 11V7H166V5H168L169 3H171ZM174 1H175V0H174ZM174 1H172V2H174ZM179 1H182V0H179ZM188 1H190V0H188ZM188 1H187V2H188ZM199 1H200V0H199ZM202 1H203V0H202ZM202 1H201V2H198V3H202ZM204 1H205V0H204ZM210 1H211V0H210ZM210 1L207 0V2L209 3L208 6H209L210 3H211ZM214 1H216V0H214ZM214 1H213V2H214ZM221 1H222V0H221ZM223 1H224V0H223ZM223 1H222V2H223ZM243 1H244V0H243ZM246 1H248V0H246ZM4 2H3V3H4ZM6 2L8 3V0H7ZM20 2L18 1V3H20ZM95 2H96V0H94L93 3L95 4ZM99 2H98V3H99ZM126 2H127V4H126ZM131 2H134L135 4H133V3H131ZM144 2H145V1H144ZM147 2H148V1H147ZM147 2H146V3H147ZM175 2H176V1H175ZM182 2H183V1H182ZM227 2H230V1L227 0ZM244 2H245V1H244ZM259 2H260V1H259ZM262 2H264V1H262ZM9 3L11 4V6H12L13 8H14L15 6L17 7V5H18L17 0H9ZM35 3H36V5H35L36 7H34V8H36V9H35V12L38 11V10H40V13H43V14H40V13L37 12L38 17H39V18L41 17V18H40V20L37 19V21L39 20V21H38V24L35 23L36 25H35V24L33 25V23H32L33 26H31V27H33V28L35 29V26H37L36 28H38L39 31H37V29H36V32L34 31V33H31V35H34V34L36 35V33L39 34V32H40V34H41V33H43L42 31L45 32V30L43 29V27H38V26H45V25H43V24H48L49 22H50V23L54 22L55 18H54V20H53L52 14H54V13L56 14L57 9H59L61 12H63L62 14H60V15H62V17H61V18H62V21H64V20H65V21H68V25H72V24H74V21H75V18H76L77 13H81V12H82V7H83V4H82L81 2H77L76 0H35ZM96 3H97V2H96ZM136 3H137V4H136ZM167 3H168V4H167ZM194 3H195V1H193L192 4H194ZM216 3H217V2H216ZM216 3H215V4H216ZM219 3H220V2H219ZM224 3H225V2H224ZM10 4H9V6H10ZM113 4H114V3H113ZM130 4H129V6H127V8H129V9H130ZM144 4H145V3H142V5H144ZM180 4H181V3H180ZM180 4H179V6L181 7ZM186 4H187V3H186ZM195 4H196V3H195ZM211 4H212V3H211ZM215 4H214L213 8L216 6ZM225 4H226V3H225ZM262 4H264V3H262ZM262 4H260L259 7H256V10H257V8H260L259 13H260L261 10H264V9L261 8L262 6H264V5H262ZM27 5H28V3H27ZM142 5H138V7L141 9ZM146 5H147V8H146V6H145V7L143 6V8H144V9L146 8V9H145V10L142 9V11H146V10H147V12H148V10H149L148 7H150L151 5H150V4H146ZM149 5H150V6H149ZM188 5H191L190 2H189ZM222 5H223V4H222ZM230 5H231V4H230ZM233 5H234V4H233ZM258 5H259V4H258ZM261 5H262V6H261ZM11 6H10V7H11ZM86 6H87V5H86ZM107 6H108V7H107ZM140 6H141V7H140ZM155 6H156V5H155ZM158 6H159V5H157L156 7H158ZM170 6H171V5H170ZM175 6H176V5H174V7H175ZM179 6H177V7H179ZM227 6H228V3H227ZM237 6H239V5L237 4ZM242 6H243V3H242ZM253 6H254V5H253ZM91 7H92V6H91ZM91 7L88 6L87 8H91ZM105 7H107V9H106ZM111 7H113V5H112ZM114 7H115V5H114ZM114 7H113V8H114ZM183 7H185V5H184ZM221 7H222V6H221ZM225 7H226V6H225ZM240 7H241V6H240ZM240 7H238V8H240ZM31 8H32V7H31ZM92 8H94V6H93ZM104 8H105V9H104ZM119 8H120V7H119ZM121 8H122V7H121ZM127 8H124V9L122 8V11H123V12L120 11V12L123 13L122 15H123V16H126V17H127L128 15H131V11L128 10ZM135 8H137V6H136ZM175 8H176V7H175ZM175 8H173V9H175ZM202 8H203V7H202ZM213 8L211 9V12H212V13H213V10H214ZM226 8H227V7H226ZM231 8H232V7H231ZM233 8H234V6H233ZM41 9H42V10L44 9L43 11H44L45 13L42 12ZM53 9L56 10V11H54ZM95 9H93V10L90 9V10H92L91 12H93V11L95 12ZM111 9H112V10H111ZM126 9H127V10H126ZM180 9H181V8H180ZM228 9H229V6H228ZM241 9H242V8H241ZM252 9H253V8H252ZM2 10H3V9L0 8V33H1L2 30H3V28H2V27H3V24H2V23H3L4 20L2 21V17H4L5 15H7V14H8V11H9V10L7 9V14L2 15V13H3ZM14 10H15V9H14ZM25 10H26V9H25ZM32 10H33V9H31L29 12L31 13ZM49 10H51V11L53 10L52 12H54V13L51 14V11H49ZM87 10H88V9H87ZM195 10H196V9H195ZM204 10H205V8H204ZM219 10H220V9H219ZM219 10H218V8H217L218 13H219ZM125 11H126V12H125ZM169 11H171L170 8H169L167 14L169 13ZM184 11H185V10H183L182 13L180 12V14L182 15V14L185 13L186 15H182V16H181V15L179 14V17L175 19V20H177V21H176V22H177L176 25H175V20H173L174 22L171 23V25L174 23V26H176L175 32H176L177 27H178L179 31L177 30V33H178V32H179V33H180V32L183 33V32H185V30H186L187 27H188L189 29L192 27V26H189V24H188L189 22H187L188 20L186 19V18H188V17L190 16L189 14H188V15H189V16H188L187 13L190 12L191 10L188 9V11H185V12H184ZM206 11H207V10H206ZM224 11H225V10H224ZM231 11H232V9H231ZM231 11H230V13H232ZM235 11H238V10H236V7H235L234 12H235ZM247 11H248V10H247ZM48 12H50L51 15H50V14H47ZM61 12H60V13H61ZM94 12H93L94 15L91 14L93 17L89 20L90 22H93V19H95V20H94L95 22H93V24L98 23V22H96L97 19L100 20V23H101V22H104V21L106 22V19H110V20H108L105 24L108 25V22H110V21H111L110 24H112V21H113L114 23L111 25V27L114 26L115 23L117 24V22L114 21V19H115L116 17H115V18L112 17L113 15L110 16V17L112 18V19H111V18H108L109 15L105 16V15L103 14V17H101V16H102V14H101L102 12H101V11H99V13H98V11H96L95 13H94ZM104 12H103V13H104ZM118 12H119V11H118ZM124 12H125V13L128 12V13H130V14L127 13L128 15H126V14L124 15ZM136 12L139 13L140 10H139V12H138V11H136ZM147 12H145V13H147ZM193 12L196 13V11H191L190 14H191V16H193V18H195L196 15H195V14H192ZM222 12H223V11H222ZM234 12H233V13H234ZM257 12H258V10H257ZM10 13H11V11H9V15H10ZM30 13H29V16L26 17V18H28V19L31 18ZM32 13H34V12H32ZM57 13H58V12H57ZM96 13H98V14L96 15ZM111 13H110V15H111ZM142 13H143V12H142ZM142 13H140L141 16H142ZM164 13H165V12H164ZM170 13H171V12H170ZM205 13H207V12H205ZM215 13H217V12H215ZM224 13H225V12H224ZM233 13H232V15L230 14V17L233 16ZM239 13H240V12L236 13V14H237L236 18L240 15ZM243 13H244V11H243ZM247 13H248V12H247ZM251 13H252V12H251ZM259 13L256 15L257 17H258V15H259ZM11 14H12V13H11ZM14 14H15V13H14ZM27 14H28V13H27ZM37 14H36V15H37ZM39 14H40L41 16H40ZM100 14H101V15H100ZM134 14H135V13H134ZM140 14H139V15H140ZM219 14H220V13H219ZM228 14H229V12H228ZM236 14H235V15H236ZM238 14H239V15H238ZM261 14H262V13H261ZM18 15H19V14H18ZM23 15H24V14H22V13H21V16L19 15L18 20H17V23L14 24L16 27L18 26V24H19L21 21L24 22L23 20H21V18H24ZM79 15H80V14H79ZM79 15H78V17H79ZM98 15H99L98 18L94 17V16H98ZM119 15H120V14H119ZM159 15H160V13H159ZM168 15H169V14H168ZM201 15H203V14L201 13ZM208 15H209V13H208ZM217 15H218V14H217ZM224 15H225V14H224ZM241 15H242V14H241ZM245 15L247 16V14H245ZM248 15H249V14H248ZM251 15H255V11H254V14H251ZM262 15H264V14H262ZM47 16H48V19H47ZM88 16H90V15H88ZM104 16H105V17H104ZM123 16H122V19H123L124 21L126 20V22L128 21L129 18L132 19L131 17H133V16H131V17L128 16V18L126 19V17L123 18ZM135 16H136V15H135ZM177 16H178V13H177ZM180 16H181V17H180ZM184 16H185V17H184ZM186 16H187V17H186ZM191 16H190V17H191ZM205 16H206V15H205ZM212 16H213V15H212ZM212 16H210V18H211ZM228 16H229V15H228ZM243 16H244V14H243ZM243 16H242V17H243ZM7 17H8V15H7ZM49 17H51V18L49 19ZM100 17L102 18V20H101ZM120 17H121V15H120ZM182 17H184L185 19H183ZM221 17H224V16H221ZM230 17H229V18H230ZM239 17H240V16H239ZM254 17H255V16H254ZM9 18H14V17H9ZM42 18H44V23H43V20H41ZM57 18H59V17H57ZM105 18H106V19H105ZM157 18H158V15H157ZM193 18H192V19H193ZM200 18H201V17H200ZM208 18H209V17H208ZM208 18H207V20H208ZM252 18H253V17H252ZM5 19H6V16H5ZM31 19H32V18H31ZM80 19H81V20H80ZM80 19H79V20H80V22H81V24H82V25H81L82 28H84V27L87 28L86 25L83 24V23H84V22H83L84 19H83L82 17H81ZM82 19H83V20H82ZM122 19H121V20H122ZM179 19H181V20H179ZM182 19L184 20V22H183ZM190 19H191V18H190ZM190 19H189V21H190V25H192V23H194V22L191 23V20H190ZM203 19H204V18H203ZM203 19H202V20H203ZM212 19H213V17H212ZM212 19H211V20H212ZM226 19H227V18H226ZM242 19H244V18H242ZM242 19H241V20H242ZM262 19H264V16H262ZM262 19H261V20H262ZM8 20H9V19L6 20L7 23L9 22ZM50 20H51V21H50ZM57 20H58V19H57ZM123 20H122V22H124ZM132 20H133V19H132ZM132 20H131V22H133ZM185 20H187V21H186L187 24L185 23ZM198 20H199V19H198ZM222 20H223V19H222ZM222 20H221V21H222ZM241 20H240V21H241ZM252 20H253V19H252ZM261 20H260V24H261ZM10 21H11V19H10ZM25 21H26V20H25ZM28 21H29V22H28L29 25H31V23H30L31 20H28ZM41 21H42V22H41ZM46 21H48V23H45ZM97 21H98V20H97ZM162 21H161V22H162ZM164 21H163V22H164ZM178 21H180V23H179ZM193 21H194V20H193ZM217 21H218V20H217ZM228 21H230L231 23H233L231 20H228ZM39 22H40L41 25L39 24ZM77 22H79V21L77 20ZM82 22H83V23H82ZM85 22H86V20H85ZM126 22H124V23H126ZM129 22H130V21H128L127 23H129ZM181 22H182V23H181ZM207 22H208V21H207ZM225 22H226V21H225ZM230 22H229V23H230ZM254 22H255V21H254ZM25 23H27V21H26ZM50 23H49V25H50ZM54 23H56V22H54ZM63 23H64V22H63ZM75 23H76V22H75ZM158 23H159V22H158ZM210 23H212V21L209 22V24L207 25V27L210 25ZM239 23H240V22H239ZM256 23H258V22H256ZM9 24H10V23H9ZM9 24H6V25H9ZM21 24H23V23H21ZM93 24L90 23V25H92V26H93ZM110 24H109V26H110ZM179 24H181V25H179ZM185 24L187 25V26H184V27H186V28L183 27V25H185ZM196 24H199V23H196ZM196 24H195V26H196ZM217 24H218V23H217ZM220 24H222V23H220ZM220 24H219V25H220ZM260 24H258V26H259ZM25 25H26V24H25ZM64 25H65V24H64ZM95 25H96V24H95ZM102 25H104V23H103ZM107 25H104V26H107ZM130 25H132V24H130ZM159 25H160V24H159ZM200 25H201V24H200ZM204 25H205V24L201 25V27H202L201 29H203ZM215 25H216V24H215ZM225 25H226V24H224V26H221L220 29H221L222 27H225ZM238 25H240V24H238ZM253 25H256V24H253ZM9 26H10V25H9ZM22 26H23V25H22ZM59 26H61V25H59ZM83 26H84V27H83ZM98 26H100V25H98ZM164 26H165V22H164ZM164 26H163V29L166 30V28H165ZM229 26H230V25H229ZM229 26H228V27H229ZM231 26H232V25H231ZM231 26H230V28H231ZM240 26H242V25H240ZM247 26H248V25H247ZM250 26H251V25H250ZM258 26H257V30H259V27H258ZM261 26H264V22H262V25H260V27H261ZM24 27H25V26H24ZM66 27H68V26L66 25ZM79 27H80V24H79ZM95 27H96V26H95ZM111 27H110V28H111ZM123 27H124V26H123ZM130 27H131V26H130ZM155 27H156V26H155ZM170 27H173V26H170ZM170 27H169V28H170ZM197 27H198V26H197ZM199 27H200V26H199ZM207 27H206V28H207ZM226 27H227V26H226ZM244 27H245V26H244ZM4 28H5V27H4ZM13 28H15V27H13ZM28 28H30V26L27 25V28H26V29H23V30H27V32H28L29 30H33V28H32V29H31V28L28 29ZM39 28H40V29H39ZM91 28H92V27H91ZM112 28H114V27H112ZM174 28H175V27H173V29H174ZM182 28H183V29H182ZM188 28H187V29H188ZM193 28H194V27H193ZM216 28L219 29V27H217V25H216ZM230 28H229V29H230ZM250 28H254V27L252 26V27H250ZM16 29H17V28H16ZM96 29H98V27H97ZM107 29H108V28H107ZM114 29H115V28H114ZM173 29H171V30H173ZM180 29H182V30H184V31H181ZM220 29H219V30H220ZM227 29H228V28H227ZM244 29H245V28H244ZM246 29L249 30L248 27H247ZM246 29H245V30H246ZM13 30H15V29H13ZM21 30H22V29H21ZM21 30H20V32H21ZM40 30H41V31H40ZM94 30H95V28H94ZM94 30H93V31H94ZM98 30H99V29H98ZM105 30H106V29H105ZM109 30L112 31L111 29H109ZM194 30H195V29H194ZM197 30H198V29H197ZM197 30H196V32H197ZM239 30H240V29H239ZM251 30H252V29H250V32H251ZM255 30H256V29H255ZM4 31H6V29H4ZM4 31H3V33H4ZM16 31H17V30H16ZM88 31H89V28L85 29V31H84V29H83L82 32H83L84 35H85V32H86V34H88V33H87ZM106 31H107V30H106ZM206 31H207V30H206ZM215 31H216V29H215ZM217 31H218V30H217ZM217 31H216V32H217ZM220 31H221V30H220ZM223 31H224V30H223ZM252 31H253V30H252ZM261 31L264 32V27H262V29H260V31H256V32L253 31V32H255V33H259V32H260L259 35H258V34H255V33L252 35L251 33H253V32H251V33H250V35H251L250 37H251V38L249 37V39H252V37H255V38H256V36H254V35H257V37H259L261 34L264 35V33H262ZM29 32H30V31H29ZM99 32H100V30H99ZM99 32H97V34H96V32H90V33H91V34L93 33L92 36H94V34H96V36H95V39H96L97 37H98V38L100 37V36L98 35ZM139 32H140V31H139ZM187 32H189V31L186 30V34H187ZM190 32H191V30H190ZM199 32H202V30L199 31ZM226 32H227V30H226ZM228 32H229V30H228ZM10 33H11V32H10ZM14 33H15V34H13L12 36H10V39H11V37H12V38H13V41H16L15 44L18 45V47H19V45H21V48H22V47H24L26 44H28V43L25 44L26 41H22V40H24V39L18 38L19 34H18V36H17L16 32H14ZM24 33H26V32H24ZM101 33H102V31H101ZM104 33H105V31H104ZM107 33H108V31H107ZM107 33H105V34H107ZM148 33H149V32H148ZM218 33H219V32H218ZM221 33H222V32H221ZM223 33H224V32H223ZM229 33H230V32H229ZM241 33H242V32H241ZM11 34H12V33H11ZM27 34H28V33H27ZM38 34H37V35H38ZM40 34H39V35H40ZM91 34H89V35L91 36ZM149 34H150V33H149ZM149 34H148V35H147V34H146V35L144 34V35L147 36V37H149V38H151V37H150L151 34H150V36H149ZM183 34L185 35V33H183ZM213 34H214V33H213ZM248 34H249V33H248ZM248 34L245 33V35H248ZM4 35H5V33H4ZM9 35H10V34H7V36H9ZM21 35L23 36V34H21ZM24 35H26V34H24ZM46 35H47V33L45 34V36H46ZM100 35H101V34H100ZM102 35H103V34H102ZM102 35H101V36H102ZM107 35H108V34H107ZM168 35H169V34H168ZM178 35H179V34H177V36H178ZM194 35H197V33L194 34ZM194 35H192V36H194ZM198 35H199V34H198ZM216 35H217V34H216ZM221 35H222V34H221ZM226 35H227V34H226ZM236 35H237V34H236ZM239 35H240V34H239ZM262 35H261V36H262ZM16 36H17V37H16ZM27 36H28V35H27ZM29 36H30V35H29ZM85 36H86V35H85ZM92 36H91V37H92ZM104 36H105V35H104ZM104 36H103V37H104ZM145 36H142V34H141V37H144V38H143L144 40L147 38V37L145 38ZM181 36H182V34L180 35V37H181ZM192 36H191V38H193ZM211 36H212V34H211ZM211 36H210V37H211ZM219 36H220V35L218 34V38H219ZM222 36H223V35H222ZM222 36H220V37L222 38ZM261 36H260L259 38H261ZM1 37H2V35H1ZM3 37H4V36H3ZM14 37H16V38H14ZM20 37H21V36H20ZM31 37H33V36H30L29 38H31ZM81 37H82V36H81ZM83 37H84V36H83ZM103 37H102V38H103ZM210 37L207 36V38H209V39H210ZM226 37H227V36H225V38H226ZM230 37H231V36H230ZM238 37H239V36H238ZM241 37H242V35L240 36V39H241ZM262 37H264V36H262ZM22 38H24V37H22ZM26 38H28V37H26ZM26 38H25V39H26ZM93 38H94V37H93ZM93 38H92V39H93ZM104 38H105V37H104ZM123 38H124V37H123ZM152 38H153V37H152ZM177 38H178V37H177ZM183 38H185V37H181V41H182ZM188 38H189V37H188ZM194 38H195V37H194ZM194 38H193V39H194ZM212 38H213V36H212ZM232 38H233V37H232ZM232 38H231V39H232ZM247 38H248V37H247ZM255 38H254L253 40H251V41H256L257 38H256V40H255ZM0 39H1V38H0ZM8 39H9V37H8ZM10 39H9V41L12 43L13 41H11L12 39H11V40H10ZM78 39H79V38H78ZM105 39H106V38H105ZM165 39H167V38H165ZM174 39H175V38H174ZM199 39H201V38H199ZM214 39H215V37H214ZM216 39H217V36H216ZM228 39H229V38H228ZM228 39H227V41H228ZM234 39H235V38H234ZM262 39H264V38H262ZM20 40H21V41H20ZM27 40H28V39H27ZM141 40H142V39H141ZM144 40H143L142 42H144ZM146 40H148V38H147ZM153 40H154V42H155V39H154V38H153ZM153 40H152V39H151V40L149 39V40H148L149 43H148V41H147V45H146V46L148 47V44L151 45V41H153ZM178 40H180V38H179ZM183 40H184V39H183ZM187 40H188V39H187ZM219 40H220V39H219ZM232 40H233V39H232ZM9 41H8V42H9ZM18 41H20L19 44H18ZM34 41H35V40H34ZM38 41H39V40H38ZM38 41L36 40V43L34 42L36 46H37ZM97 41H98V40H97ZM126 41H127V40H126ZM126 41H125V43L128 42V41H127V42H126ZM189 41H190V40H188V42H187L186 39H185V42H184V41L181 42L182 44L180 43V41H179L180 44L178 43V44L180 45V47L182 48V49H180V52H182L183 48H184L185 50H186V48H187L186 51H183V52H182V54H185V53H186L185 56H187L189 53H191V54H189V56L192 55V52H193V51L195 50V48H196V47L193 48V44H192V42H191V45L188 46V45L190 44ZM206 41H207V40H206ZM209 41H210V40H209ZM212 41H213V40H212ZM233 41L235 42L236 39L233 40ZM249 41H250V40H249ZM249 41H245V40H243L242 43L245 42V44H246V43H248ZM8 42H7V43H8ZM21 42H22V43H21ZM31 42H32V41H31ZM39 42H40V41H39ZM92 42H93V41H92ZM154 42H152V43L155 44V45H151V48H152V49L155 48V47H152V46H156V44H157V43H154ZM163 42H164V41H163ZM165 42H166V40H165ZM186 42H187V43H186ZM225 42H226V41H224V43H225ZM261 42H262V41H261ZM23 43H24V44H23ZM125 43H124V44H125ZM130 43H131V42H130ZM144 43H145V42H144ZM175 43H177V41H176ZM202 43H204V42H202ZM207 43H209V42H207ZM207 43H206V44H207ZM214 43H215V42H214ZM220 43H221V42H220ZM226 43H227V42H226ZM257 43H258V42H257ZM257 43H256V46H257ZM262 43H264V42H262ZM32 44H33V42H32ZM142 44H143V43H142ZM184 44H185V45L188 44V45H187L186 47H184V46H185ZM209 44L211 45L212 42L210 41ZM217 44H218V43H216V45H215V44H213V45L218 46ZM233 44H234V43H233ZM237 44H238V38H237ZM239 44L242 45V44H241V41H240ZM245 44H244V46H249V45H245ZM249 44H250V42H249ZM251 44H252V43H251ZM253 44H254V43H253ZM253 44H252V45H253ZM0 45H1V44H0ZM16 45H15V46H16ZM22 45H23V46H22ZM46 45H47V47H48V44H46ZM91 45H94V44H91ZM119 45H120V44H119ZM129 45H130V44H129ZM150 45H149V46H150ZM174 45H175V48H177L176 44H174ZM210 45H209V46H210ZM222 45H224V44H222ZM222 45H221V46H222ZM231 45H232V43H231ZM231 45H230V46H231ZM259 45H261V44H259ZM30 46H32V45H30ZM116 46H117V45H116ZM116 46H115V48H116ZM144 46H145V45L143 44L142 47H144ZM146 46H145L146 51H147V52H148V50L150 51V52H148V54H147L148 57H149V55H151L150 53L154 54L153 51H155V50H152V49H149V48H148V50H147V47H146ZM204 46H206V45H204ZM204 46H203V47H204ZM207 46H208V44H207ZM215 46H214V47H215ZM230 46L228 45V46H226V47L231 48L232 46H231V47H230ZM234 46H235V47H234ZM238 46H239V45H238ZM238 46H236V44H235V45H233V47H232L231 49H232V50H233V49L235 50V48H237ZM262 46H264V45H262ZM18 47L16 46V48H18ZM26 47H27V45H26ZM26 47L23 48V51H25L24 49H25ZM62 47H64V46H62ZM117 47H118V46H117ZM191 47H192V48H191ZM203 47H202V48H203ZM214 47L211 46V48H214ZM219 47H220V46H219ZM253 47H254V46H253ZM253 47H252V46H251V47L249 46V49L246 50V51H248V52H245V53L247 54V53L252 52V55H253V53H254V50H253V49L255 48V47H254V48H253ZM259 47H261V46H258V48H259ZM16 48H15V49L13 48L12 51H13V50H16ZM77 48H78V47H77ZM105 48H106V47H105ZM105 48H104L103 50H104V52L106 51L105 53H107V54H109L108 52H111V53H112L113 51L116 52V50H113L114 47H113L112 49H111V47H110V48L108 47V48H106V49H105ZM115 48H114V49H115ZM138 48H139V47H138ZM158 48H159V49H158ZM158 48H156V49L160 50V47H158ZM166 48H167V47H166ZM190 48H191V50L189 51ZM211 48H210V49H211ZM220 48H222V47H220ZM228 48H227L226 52L229 51ZM252 48H253V49H252ZM18 49H20V47H19ZM26 49H27V48H26ZM83 49H84V48H83ZM107 49H108V50H107ZM109 49H110L111 51H109ZM126 49H127V48H126ZM167 49H168V48H167ZM196 49H197V50L194 51V53H195L194 55H195V56H196V52H197V53L199 52L198 48H196ZM224 49H226V48H225V45H224ZM231 49H230V51H231ZM245 49H246V48H245ZM245 49H243V51H244ZM250 49H252V50L250 51ZM256 49H257V47H256ZM78 50H79V49H78ZM119 50H120V49H119ZM137 50H138V51H141V50H139V49H137ZM137 50H136V51H137ZM143 50H144V51H142V52L145 54L146 51H145V49H143ZM151 50H152V51H151ZM168 50L170 51V49H168ZM168 50H166V51L168 52ZM171 50H172V49H171ZM207 50H208V47H207L206 51H207ZM211 50H212V49H211ZM214 50H216V48H215ZM218 50H219V49H218ZM258 50H259V49H258ZM260 50L264 51V49H260ZM260 50H259V52L257 53V54H259L260 56L254 53L255 55H253L252 60H253V58H254V56H255V58H257V59L259 58L261 62L264 61V60H261V53H262V51H261V53H260ZM1 51H2V50H1ZM107 51H108V52H107ZM120 51H122V50H120ZM133 51H135V50H133ZM160 51H161V50H160ZM177 51H179V50H177ZM191 51H192V52H191ZM201 51H202V49H201ZM204 51H205V50H204ZM209 51H210V50H209ZM212 51H213V50H212ZM212 51H211V52H212ZM220 51H221V53L219 52V54H218V52L215 51V52H216L215 55H217V54L220 55V54H222V53L224 52V50H223V52H222L221 49H220ZM240 51H242V49H241ZM255 51L257 52V50H255ZM18 52H19V53H18V54H15L14 56H16V55H20V54L22 53L21 51H18ZM68 52H69V51H68ZM90 52H91V51H90ZM104 52H103V53H104ZM117 52H118V50H117ZM124 52H125V51H124ZM156 52L158 53L157 50L155 51V53H156ZM164 52H165V51H164ZM4 53H5V52H4ZM9 53H10V52H9ZM14 53H15V51H14ZM14 53H12V54H14ZM73 53H74V52H73ZM105 53H104V54H105ZM111 53H110V54H111ZM133 53H134V52H133ZM135 53H136V52H135ZM135 53H134V54H135ZM137 53H138V54H139V53L141 54V52H137ZM137 53H136V55H138ZM172 53H173V50H172ZM187 53H188V54H187ZM209 53H210V52H209ZM234 53H235V52H234ZM243 53H244V52H241V55H243ZM245 53H244V54H245ZM12 54H11V55H12ZM90 54H92V53H90ZM104 54H101V55L98 54V55H100V59L103 58V57H104V59H106V58L110 55V54H109L108 56H106L107 54H106V55H104ZM113 54H114V53H113ZM113 54L110 55L111 57H109V59L107 58L108 63L105 62L103 59H101V62L104 61V63L99 64V62H98V61H99V58H98V61L96 60L98 63L95 61V65H96V63H97L99 66L96 65V67H95L94 65H92V66L94 67V69H95V70H94V69L92 70V71L94 72V74H93L91 71L89 72V70L91 69V68L89 67L90 69L88 70V72H89V73H92V74H91L92 76H89L87 70H85V72H87L86 75H88L89 77L87 76V77H88V79H87V77H86V80H87V81H85V80H84V81H85V82H88V83L92 82V83H90V84H91L90 86H91L92 88L95 87V86H97L98 84L101 86V88H105V87H109V86H111L112 84H113L112 86H114L115 83H116V85H117V86H116V89H117V91H118V96H119V95L124 96V93L127 91V95L129 94L130 96L133 97V95H131V93H129V90H126L125 87H126V85H128V88H129V85H131V86H133V87H131V88H134V85H132V84H133V81L135 80L134 77H136V76L138 77V78H136V80H138V82H139V84H141V86H143L144 84H145V85L148 84V85L151 86V84H149V83H151V82L147 80V82H149V83H146V80H145V79H146L147 72H146L145 70H143V69H142V72H143L142 74H139V73H137V72H138V71L141 72V68H143V67L146 66V65L143 66L144 63H145V64H148V63L151 62L153 59H154V60H153L151 63H153V62L155 63V60L159 61V63H160L159 56H158L157 59H155V58H154V57H155V54H154L153 56L151 55V56L153 57V59H151V61H150L149 58H152V57H149V58H148L149 61L146 60V61H147V63H146V62H144V61H145V59H147V58H146L147 55H144V57H143V60H144L143 62H144V63H143V65L141 66V68H140V70H139L138 67L140 66V65H139L140 63H138V66H136V65H137L136 62H138V61L140 62V61H141V64H142V60H140V58H139V60L137 61V59H138L137 57H140V56H137V57H135L136 55L133 56V57H134L133 59L137 58V59H135L134 61H133V59H132V57H131L132 61H133L134 64H135V65L133 64V66H132V63H133V62L131 61L132 63H130V61H129V63H128L127 60L123 59V58H124V57H123L124 55L122 56V57H123L122 59H123L124 61L119 60V61L117 62V60H118L117 58L114 59V60H116V61H111V59L114 58V57H112V56H115V55H113ZM115 54H116V53H115ZM119 54H121V52H120ZM123 54H124V53H123ZM160 54H161V55H160ZM163 54H164V53H163ZM163 54H162V51H161V52H159L158 55L161 56L160 58H161V60H163V64H166V63L168 62L167 60H170V59H171L172 55L169 57V59L166 58V57H165V58L163 57L164 59H166V60H164V59H162ZM166 54H167V53H166ZM168 54H169V53H168ZM177 54H180V53L177 52V53L175 54V56H177ZM198 54H199V53H198ZM198 54H197V55H198ZM202 54H203V53H200L201 56H202ZM211 54H212V53H210L209 55H211ZM246 54H245L244 56H246L247 58H249V57L247 56L248 54H247V55H246ZM102 55H103V56H102ZM194 55H192V56H194ZM215 55H212V58H211V59H213V56H215ZM218 55H217V56H218ZM241 55H240V56H241ZM250 55H251V54H250ZM252 55H251V56H252ZM262 55H264V54H262ZM91 56H93V55H91ZM156 56H157V54H156ZM181 56H182V58H181V57H178V59L180 58L179 60L184 59L183 55H181ZM189 56H188L189 59L185 58V59H187V61H188L189 64H192V65H193V63H194V64L196 65V63H198L199 61H201V60H198V62H196V61H197V60H196V61L193 62V61L190 60V58L192 59L193 57H192V56L189 57ZM217 56H216V57H217ZM2 57H3V56H2ZM17 57H19V56H17ZM98 57H99V56H98ZM105 57H106V58H105ZM119 57H120V56H119ZM128 57L130 58V56H128ZM128 57H125V58L129 59ZM205 57H206V56H205ZM210 57H211V56H210ZM141 58H142V56H141ZM144 58H145V59H144ZM176 58H177V57H176ZM206 58H208V57H206ZM218 58H219V57H218ZM218 58H217V59H218ZM221 58H222V57H220L219 59H221ZM233 58H235V57H233ZM238 58H239V57H238ZM238 58H237L236 60H240V59H241V58H240V59H238ZM243 58H244V57H243ZM247 58H246V59H247ZM262 58H264V57H262ZM74 59H76V58H74ZM158 59H159V60H158ZM185 59H184V60H185ZM208 59H210V58H208ZM215 59H216V58H215ZM228 59H229V58H228ZM259 59H258V60H259ZM77 60H78V59H77ZM77 60H76V61H77ZM93 60H95V59H93ZM109 60H110L111 62H109ZM129 60H130V59H129ZM174 60H175V59H174ZM176 60H177V59H176ZM176 60H175V61H171V60H170V62H173V63H169V62H168L167 64H168V65L171 64V65H170V66H166V68H167V67H168V68H169V67H173L172 69H175V66H178V64H179V62H178V64L176 63L177 65L174 63V62H177ZM184 60H182V61H184ZM223 60H224V58H223ZM232 60H233V59H232ZM232 60H231V61H232ZM244 60H245V58H244ZM87 61H88V60H87ZM87 61H86V62H87ZM89 61H90V60H89ZM89 61L87 62V64H85L86 66L89 64ZM125 61H127V62H125ZM164 61H167V62L165 63ZM187 61H186L185 63H187ZM202 61H203V58H202ZM228 61H230V59H229ZM240 61H241V60H240ZM253 61H254V60H253ZM93 62H94V61H93ZM101 62H100V63H101ZM121 62H122V64H121ZM123 62H125V64L128 63V64H130L131 66H130V67H129V66L127 67L128 64H126V66H125V68H124V65H125V64H124ZM161 62H162V61H161ZM190 62H191V63H190ZM192 62H193V63H192ZM195 62H196V63H195ZM222 62H223V61H222ZM222 62H221V63H222ZM224 62H225V60H224ZM232 62H234V61H232ZM245 62H247V61L245 60ZM151 63H149L148 65H152ZM188 63H187V66L184 65V67H182V66H183L182 64L179 65L178 67L180 68V70L177 71V70L175 69V70L177 71V73L180 72V73L182 74V76L185 74V72L187 73V75L190 74V73L193 71V69H192V71H191V70L189 71L190 73L187 72V71H188V70H187V67H189L188 69H190V65H189ZM203 63H204V61H203ZM206 63H208V61H206ZM218 63L220 64L219 61H218ZM227 63H228V62H226V64H227ZM236 63H237V62L235 61V64H236ZM242 63H243V62H242ZM253 63H254V62H253ZM79 64H80V63H79ZM90 64H91V63H90ZM104 64H105V65H104ZM161 64H162V63H161ZM173 64H174V65H173ZM200 64H202V62H201ZM200 64L198 63L197 66L200 65ZM230 64H231V63H230ZM239 64H240V63H239ZM259 64H260V63H259ZM262 64H264V62H262ZM68 65H69V63H68ZM100 65H101V66H100ZM102 65H104V66H102ZM172 65H173V66H172ZM192 65H191V66H192ZM202 65H203V64H202ZM202 65H201V66H198V67H204V66H202ZM205 65H206V64H205ZM227 65H228V64H227ZM242 65H244V64H242ZM246 65H247V64H246ZM260 65H261V64H260ZM86 66H83V65H82V66H80V67L82 68V67H86ZM152 66H154V65H152ZM152 66H150V67H152ZM206 66H207V65H206ZM208 66H209V63H208ZM249 66L252 67L251 62H250V65H249ZM261 66H262V65H261ZM261 66H260V67H261ZM80 67H79V69H80ZM132 67H133V68H132ZM147 67H148V66H147ZM150 67H148V68H150ZM194 67H195V66H194ZM222 67H224V66L222 65ZM239 67H240V66H239ZM241 67H242V66H241ZM260 67L257 68L256 65L254 64V68H257L258 70H259ZM262 67H264V66H262ZM183 68H184V69H183ZM191 68H192V67H191ZM225 68H226V67H225ZM231 68H232V67H231ZM231 68H230V69H231ZM24 69H25V68H24ZM79 69H78V70H79ZM133 69H135V70L137 69L138 71H137V70L135 71V70H133ZM150 69H151V68H150ZM155 69H156V68H155ZM164 69H165V68H164ZM170 69H171V68H170ZM177 69H178V68H177ZM199 69L204 70V69H202V68H199ZM235 69H236V68H235ZM257 69H256V70H257ZM260 69H262V73H264V68H260ZM35 70H36V69H35ZM67 70L69 71V69H67ZM70 70H72V69L70 68ZM78 70L74 71L75 73H73V74H75V75L78 74V76H79V73L82 74L81 70H79V71H78ZM146 70H148V69H146ZM153 70H154V67L152 68V71H153ZM245 70H246V69H245ZM156 71H157V70H156ZM156 71H154V72H156ZM167 71H168V70H167ZM206 71H207V70H206ZM206 71H205V72H206ZM248 71H250V70H248ZM260 71H261V70H259V71H257V72H260ZM63 72H64V71H63ZM77 72H78V73H77ZM85 72H84V73H85ZM161 72H162V70H161ZM194 72H195V69H194ZM196 72H197V71H196ZM196 72H195V73H196ZM199 72H200V71H199ZM251 72L253 73L254 71H251ZM70 73L72 74L71 71H70ZM76 73H77V74H76ZM148 73H149V74H152V77H154V79H156V78H155V77H156V76H155V75H156L155 73H152V72H148ZM157 73H158V72H157ZM180 73H179L178 75H180ZM183 73H184V74H183ZM206 73H207V72H206ZM243 73H244V72H243ZM245 73H246V72H245ZM245 73H244V75H245ZM260 73H261V72H260ZM262 73H261V74H262ZM73 74H72V77L75 78V75L73 76ZM153 74H155V75H153ZM159 74H161V73L159 72ZM193 74H194V73L192 72L191 75H193ZM196 74H197V73H196ZM199 74H201V73H199ZM240 74H241V73H240ZM254 74H255V75L252 74V75H253L252 77L254 78V76H255V78H257V81H258L259 79H258V76H257V75H259V74L256 75V71L254 72ZM5 75H6V74H5ZM68 75H69V73H68ZM82 75H83V74H82ZM101 75H102V76H101ZM157 75H158V74H157ZM161 75H162V74H161ZM248 75H249V74H248ZM248 75H246V76H248ZM8 76H9V75H8ZM159 76H160V75H159ZM182 76L180 75V77H182ZM184 76H186V74H185ZM199 76H200V75H199ZM260 76H261V77H260ZM260 76H259V78H260V82H264V79H262V78H264V77H262V76H264V74H262V75H260ZM2 77H3V76H2ZM83 77H84V76H83ZM83 77H82V82H83ZM115 77H116V78H115ZM187 77H189V79H192L190 76H187ZM200 77H201V76H200ZM200 77H199V78H200ZM226 77H227V76H226ZM239 77H240V75H239ZM239 77H238V78H239ZM250 77H251V76H250ZM148 78H149V77H147V79H148ZM157 78H158V79H162V78H159L158 76H157ZM199 78H198V79H199ZM202 78H203V77H202ZM234 78H237V77H234ZM240 78H241V77H240ZM253 78H251V79H253ZM65 79H66V78H65ZM75 79H76V78H75ZM75 79L73 80L74 83H76V82H75ZM89 79H90V80H91V79L96 80V84H97V85L94 83V80H92V81L89 82V81H88ZM196 79H197V77H196ZM198 79H197V80H198ZM223 79H224V78H223ZM229 79H230V78H229ZM229 79L226 80V82H225L226 84H227V81H228ZM245 79H246V78H245ZM245 79H244V80H245ZM40 80H41V79H40ZM150 80H153V79L150 78ZM201 80H202V79H199L198 83H195V84L198 85V84L201 83V86H202V81H203V80H202V81H201ZM232 80H233V79H232ZM232 80H230V81H232ZM235 80H236L237 82L241 81L240 84H241V85L243 84V86H245L246 88L249 87L248 84L251 82V81H249V83L247 84L248 86H246V82H245L243 79H240V80H239V79H235ZM235 80H234V83H237ZM238 80H239V81H238ZM242 80H243V81H242ZM4 81L6 82V80H4ZM62 81H63V80L61 79V82H62ZM153 81H154V82H153L152 84H155V85L157 86V83H158L160 80L158 81V80L156 79V81H155V80H153ZM165 81H166V80H165ZM194 81H195V80H194ZM200 81H201V82H200ZM254 81H255V80H253L252 83H253ZM0 82H1V80H0ZM55 82H56V81H55ZM82 82H81V84H82ZM155 82H156V83H155ZM161 82H164V81L162 80ZM189 82H190V81H189ZM199 82H200V83H199ZM215 82H216V81H215ZM223 82H224V81H223ZM242 82H244L245 84L242 83ZM247 82H248V81H247ZM258 82H259V81H258ZM3 83H4V82H3ZM72 83H73V82H72ZM72 83L70 82L69 85L72 84ZM205 83H206V82H205ZM225 83H224V84H225ZM229 83H230V82H229ZM229 83H228V84H229ZM53 84H54V83H53ZM85 84H86V83H85ZM93 84H95V86H94ZM158 84H159V83H158ZM161 84H163V83H160L158 87H162ZM180 84H181V83H180ZM221 84H222V83H221ZM231 84H232V83H231ZM253 84H254V83H253ZM257 84H259V83H257ZM262 84H264V83H262ZM262 84H259V85H258V87H260L261 89H262ZM17 85H18V84H17ZM60 85H61V84H60ZM72 85H73V87L77 86L76 84H72ZM72 85H71V86H72ZM92 85H93V86H92ZM155 85H153V87H154ZM164 85H165V87H167L166 84H164ZM164 85H163V86H164ZM173 85H174V84H173ZM173 85H169V86H173ZM207 85H208V87H207ZM209 85H210V84L207 83V84H206V87H205V86H204V82H203V86L205 87V89H206L207 91H211V92H208V93H210V94H209V97H211V96H212L211 94H212V93L215 94L217 91H214V90H215V87H214V90H213V86H212V88H211V85H210V86H209ZM232 85H234V84H232ZM79 86H80V83H79ZM81 86L84 87L85 85L82 84ZM90 86H89V88H91ZM100 86H99V87H100ZM120 86H124V87L120 88ZM150 86H149V87H150ZM175 86H176V85H174V87H175ZM234 86H235V85H234ZM237 86H240V85H236V88H237ZM250 86H252V84H251ZM5 87H6V86H5ZM56 87L58 88L57 85H56ZM153 87L148 88V91H149V89H151V88H153ZM158 87H155V88L157 89ZM174 87H173V88H174ZM225 87H226V85H225ZM228 87H229V86H228ZM254 87H255V86H254ZM254 87H253V88H254ZM19 88H20V87H19ZM64 88H65V87H64ZM67 88H69V87H67ZM84 88L86 89L87 86H85ZM92 88H91V90H92ZM96 88H98V86H97ZM96 88H94V89L96 90ZM112 88H113V87H112ZM123 88H125V89H123ZM128 88H127V89H128ZM144 88H147V87L144 86ZM155 88H154V89H155ZM173 88H172V90H173ZM184 88H185V87H184ZM222 88H223V86H222ZM232 88H233V87H232ZM234 88H235V87H234ZM238 88H239V87H238ZM249 88H250V87H249ZM251 88H252V87H251ZM251 88H250V90H248V91H251ZM9 89H10V88H9ZM14 89H15V88H14ZM73 89H74V88H73ZM78 89H79V88H78ZM82 89H83V88H82ZM98 89H99V88H98ZM109 89H110V88H109ZM135 89H136V88H135ZM154 89H153V90H154ZM161 89H162V88H161ZM163 89H165L164 91H170V90H167L168 88H167V89H166V88H163ZM169 89H171V87H170ZM190 89H191V88H190ZM211 89H212V90H211ZM261 89H260V90H261ZM15 90H16V89H15ZM15 90H14V91H15ZM61 90H62V89H61ZM89 90H90V89H87L88 93H89ZM99 90L102 91L103 89H99ZM105 90H106V89H105ZM114 90H115V87H114ZM125 90H126V91H125ZM139 90H140V93H139V94L142 95V93H141V88H139ZM142 90H143V89H142ZM146 90H147V89H144V90H143L144 93H145V96H146V94H147V92H148V91L146 92ZM151 90H152V89H151ZM151 90H150V91H151ZM153 90H152V91H153ZM184 90H185V89H184ZM200 90H201V89H200ZM203 90H204V89H203ZM223 90H224V89H223ZM254 90H255V88H254ZM19 91H20V90H19ZM66 91H67V90H66ZM76 91H77V90L75 89L73 92L69 93V94H71L70 96L76 95V94H73V93H76ZM85 91H86V90H85ZM97 91H98V90H97ZM97 91H94V93L98 95V92H97ZM101 91H100V92H101ZM110 91L112 92L113 90H110ZM185 91H186V90H185ZM191 91H192V90H191ZM213 91H214V92H213ZM241 91H243V90L241 89ZM246 91H247V90H246ZM246 91H245V92H246ZM257 91H258V90H257ZM261 91H264V90H261ZM62 92H63V91H62ZM68 92H69V91H68ZM78 92H79V90H78ZM96 92H97V93H96ZM100 92H99V94H100L101 96H103V94H101ZM102 92H103V91H102ZM111 92H110L109 94L112 95V96H114V95H113L114 93L111 94ZM113 92H114V91H113ZM136 92H137V91H136ZM155 92H157V91H155ZM160 92H161V91H160ZM179 92H180V94L176 92V93L178 94V95L176 94V96L178 97L179 95L181 96L182 94H184V99H182V98H183V95H182V97H180V96L178 97V99L181 98V99L183 100V103H184L185 98H186L189 94L186 96V93L181 92V91H179ZM193 92H194V91H193ZM202 92H203V91H202ZM243 92H244V91H243ZM251 92H254V93H253V95H254L256 91H251ZM259 92H260V91H259ZM2 93H3V92H2ZM2 93L0 94V97H1ZM4 93L6 94V92H4ZM14 93H15V92H14ZM16 93H17V92H16ZM18 93H19V92H18ZM56 93H57V92H56ZM79 93H80V92H79ZM82 93H84V91H83ZM88 93H87V94H88ZM104 93H105V92H104ZM161 93H163V92H161ZM161 93H160V94H161ZM170 93H171V91H170ZM170 93H169V94L166 93L167 96H168L169 98H170V96H169ZM203 93H204V92H203ZM203 93H201V94H203ZM217 93H218V92H217ZM217 93H216V95H218ZM246 93H247V92H246ZM7 94L9 95V92H8ZM72 94H73V95H72ZM106 94H107V93H106ZM106 94H105V95H106ZM149 94H150V93H149ZM157 94H158V93H157ZM157 94L153 93L154 98L156 97ZM160 94H159V95H160ZM172 94H175V93H172ZM172 94H171V95H172ZM197 94H198V93H197ZM204 94H206V93H204ZM204 94H203V95H204ZM251 94H252V93H251ZM256 94H257V93H256ZM258 94H259V93H258ZM8 95L5 96V95L3 94L1 98H3V96H4V98L7 97V99H8ZM16 95H17V94H16ZM23 95H24V94H23ZM67 95H68V94H67ZM100 95H99V96H100ZM105 95H104V96H105ZM151 95H152V93L150 94V96H151ZM163 95H164V96H163V99L160 98V100L162 99L163 102H164V97H166V95H165V94H163ZM199 95H200V94H199ZM210 95H211V96H210ZM216 95H214V96H216ZM83 96H84V94H83ZM83 96H82V98H84ZM87 96L89 97V94H88ZM92 96H94V95H92ZM112 96H109V95H108L107 98H108V97H112ZM122 96H119L121 99H118V98H117V99H118V102H119V100H123V99H122V98H123ZM130 96H129V99L131 100L132 98H131ZM147 96H148V95H147ZM150 96H149V97H150ZM153 96L150 97V101H152V99H153V101L158 100V102H159L160 100H159L158 97H160V96L162 97V95H160V96L157 95L156 98H158V99H154ZM185 96H186V97H185ZM201 96H202V95H201ZM201 96H200V97H201ZM47 97H48V96H47ZM143 97H144V96L142 95V100H143ZM173 97H174V96H173ZM173 97H172V98H173ZM188 97H189V96H188ZM188 97H187V98H188ZM200 97H199V98H200ZM218 97H220V96L218 95L217 98H218ZM1 98H0V99H1ZM89 98H90V97H89ZM94 98H95V96H94ZM99 98H100V97H99ZM187 98H186V99H187ZM195 98H196V97H195ZM195 98H194V99H195ZM215 98H216V97H215ZM215 98H214V99H215ZM220 98H221V97H220ZM253 98H254V97L252 96V99H253ZM10 99H11V98H10ZM10 99H8V101H10V104H9V105H11L10 107H14L15 105H17V104H15V103H19V102H14L15 100L13 101L12 99H11V100H12V101H11ZM25 99H26V98H25ZM84 99H87V98L85 97ZM90 99H91V98H90ZM96 99H98V98H96ZM96 99H94V100L96 101ZM101 99H103V97L100 98V101H102ZM105 99H106V97H105ZM109 99H110V98H109ZM111 99H112L111 102L108 101L107 103H104V104H102V103H101V104H98V100L96 101V102H97V106H95V107L97 108L96 110H100V111H99V116H96L97 114H96V115L93 114L94 116L91 115V114H92V113H91V109L88 111V113L90 112V113H91L90 115H91L92 117H94V120H93V118H92V119L90 118V117H91L90 115H89L90 117H85V116H84L85 114H84V115L82 114V113H84V111L86 110L85 108H84L85 110H84L83 108H78V111L80 110V112H81V113L79 112V115H82V117H83V116H84V117H83L82 119H80V117H79L80 120H77V121L79 122V121H82L83 119H85V122H84V121H83V123L81 122L80 125H83V124L85 125V124H87V127H85L86 125H85V126L83 125L86 129H87L88 126L90 125V128L87 129L88 134L90 133V132H89V129L93 128L92 124L95 125L96 123L98 124L99 121L107 119L106 117H105V119H104V115H106V114L109 112L110 109L113 110V114H114V109H115L116 106L113 107V105H115L114 100H113L114 98H111ZM117 99H116V100H117ZM124 99H125V102H126V99H127V98H125V96H124ZM165 99H166V98H165ZM167 99H168V98H167ZM191 99H192V97H190V101H191ZM194 99H193V101H194ZM196 99L198 100V97H197ZM196 99H195V101H196ZM255 99H256V97H255ZM20 100H21V99H20ZM68 100H69V96H68ZM136 100H137V98H136ZM139 100H141V99H139ZM142 100H141V101H142ZM172 100L174 101V98H173ZM175 100H176V99H175ZM188 100H189V99H188ZM250 100H251V99H250ZM256 100H257V99H256ZM256 100H255V101H256ZM259 100H260V99H259ZM262 100H264V99H262ZM262 100H260L259 102L262 103ZM2 101H3V99H2ZM2 101H0V103H1ZM28 101H30V100H28ZM71 101H72V100H71ZM85 101H86V103L89 102L88 99L85 100ZM91 101H92V100H91ZM91 101H90V102H91ZM137 101H138V100H137ZM148 101H149V99H148ZM148 101H147V102H148ZM150 101H149V103H151ZM153 101H152V102H153ZM167 101H168V100H166L165 102L167 103ZM169 101H171V100H169ZM195 101H194V102H195ZM251 101H252V100H251ZM255 101H254V102H255ZM11 102H12V103H11ZM90 102H89V103H90ZM116 102H117V101H116ZM122 102H123V101H122ZM122 102L120 101V104H121ZM128 102H129V101H128ZM130 102H133V101L131 100ZM139 102H140V101H139ZM142 102H143V101H142ZM142 102H141V103H142ZM156 102H157V101H156ZM156 102H155V104H156ZM165 102H164V103L160 102V103H161V104H165ZM180 102L182 103V101H180ZM214 102H215V101H214ZM214 102H213V104H214ZM221 102H222V101L217 102L218 104H217L216 106L218 107V109H221V111H222L224 108H223V105L220 106L219 103H221ZM243 102H244V101H240V102L235 101V102H234V105H233V103H232V104H230V106L233 105V107H234V106L237 105V104H246V103H247V102H246V103H243ZM249 102H250V101H249ZM249 102H248V103H249ZM256 102H257V101H256ZM3 103H4V104H2L3 106H4L5 104H7V103H5V102H3ZM73 103H74V102H73ZM89 103H88L87 107L90 106ZM92 103H93V101L91 102V104H92ZM99 103H100V102H99ZM143 103H144V102H143ZM149 103H148V104H149ZM168 103H169V102H168ZM168 103H167V105H165V106L163 105L162 107H164V108H165V107L167 108V106H168V107H169V106L171 107V105H170L171 102H170L169 104H168ZM173 103H174V102H173ZM178 103H179V101H178ZM178 103H177V104H178ZM185 103H186V102H185ZM197 103H199V102H197ZM248 103L246 104L247 107H246L245 105H243V106H240V105H239V107H236V106H235L234 108L231 107V109L233 108L232 111L230 110V107H229V110L227 109L226 112H229V111H230V113H226V112L223 110L221 114H224V115H222L221 117L219 116V119L221 118V120H218V118H216V119H217V124H218V121H222V120H223L222 117H223V116H226L225 118L223 117L224 120H225V121H226V120L228 121V119H229V120H231V122H233V124L231 123V125H230V124H228V123H226V122H224V124H227L228 126H231V127L233 126L232 128L235 129V130L237 131L236 134L234 133L235 130H232L233 132H232L231 130H230L231 132L229 131V129H232L231 127H228V129H227L226 127L224 128V126L221 124V123H222V122H221L220 124L222 125V128H219L217 125H214V126H216V129L218 128V129H221L222 132L224 131V132L226 133L225 135H227V137H225L224 134H223L224 137H223V139H221V137H222L221 135L216 136V135L214 134V132L216 131V130H215V131H213L214 136H211L212 134H211V135L209 134L210 136H208V141H206L207 138L204 139L205 137L203 138V140L201 139V135H200V133H203V130H202L201 126H199V124H200L201 122H200V123L198 122V125H197V122H196L197 120H196V117H195L196 115L194 114L195 112L193 111L194 108H193L192 110L189 109V107L187 106L188 104L186 105V107H188V108H187V111H185V109H186V107H185L183 113H182V110H181V111H179V113L181 112V114H175V113H177V112L175 111V113H174L175 115H173V114H171V113H168L169 110L171 109L170 107H169L170 109L167 108V109H169V110H165L164 108H163V109L161 108L162 110H164V112H162V114H161L162 117L160 116V112H161V109H159L160 106H158V109L156 108V106H154V107L157 109V110L154 109V110H155L154 114L157 115V113H158L157 111L159 110V113H158L157 116H160V117H159L160 119H159L158 117H156V116L154 117V115L151 116V110H150L151 108L149 109V107L147 106V108L150 110V112L147 111L148 109H147V110L145 109V110H146V114H144V115H145V118H148V120L144 119V120H146V123L144 122L145 124L142 123L143 125H141V124H140V126L138 125L139 128H138V127H137V128L140 129V130H139V131L141 132L140 135H141V134L144 135L145 130L148 132L147 135H148L149 137H146V138H148L147 141L149 140V138H152V139L155 138V139H157V141H156V143H152L150 140L148 141V144L145 146V148L147 149V148L149 147V149H147V150H150V149H151V151H152V149H153L154 151H152L153 154L151 153V151H148V152H146V154H145V151H146V150H144V149H145V148H144V149H143V150H144L143 153L145 154V157L143 156L144 158L142 157V155H140V154H143L142 152L140 153V151H142V149H140V148H136L139 144H142V141H140V142L138 141V142H137V141L135 140V137H131V136H130V137H131L130 140L127 139V140L129 141V144L127 143L128 145L124 144L125 142L123 143V142L120 141V140H122V141L124 140V139L121 137V139H118L119 141H118V140H115V142L118 141L117 144H120L119 142H121V145L116 146V143H115L114 146H113V143H111V140H110V141L108 140V139H111V138H112V135L108 133L109 130H110V128L107 127V126L105 125V127L109 128L108 131H107L105 128H103L104 130H102V131H101V129H100V127L102 128V125H101V124L104 123L105 121H101L100 125H99V126L97 125V126L99 127L100 130L94 128V129L96 130L97 133L100 131L99 134L95 133L94 129L92 130V133H91V134H92L93 136H92V135H91V136H92L93 138H92L91 136L87 135V133H86L85 130H84V131H85L86 134L81 135V136H83V138H86V137H87V138H88V137H89V138H92V144H93L92 147H91V143H89V142H86V143L84 144V146H83V144H82L83 142H81V141H82V140H81V137H80V140H81V141L79 140V137H78V141H80L81 143H80V142H79V143L76 142V143H78V145H77V144H75V145L80 146V145L82 144V148L84 149V151L82 152L83 149L81 148V146L78 147V148H80L81 150H80V149H78L79 151L77 150V151L80 152V153H76L77 151L75 152V154H77V155H76V159H77V161H75L74 156L72 157V158L74 159V161L76 162V164H74V163H75L74 161H72V163L68 161V160H70V158H71V157L69 158V156H71L72 153H73V152H72V151H73V150H72V146H70V147H71V148H70L71 150L69 149V153H68V151L66 150V152H67L68 154H67V153H66V154L64 153L65 156L63 155V152H65V150L63 151V150L60 149L61 151H63L61 155H63L64 158L61 157V155L59 154V151H58L59 148H61V147L58 148V146L60 145V143H59L58 146L56 147V144H57L56 141H58V140L56 139V137L54 136L55 134H54L53 136L55 137L56 140H55L54 138H52V136H50L51 139L54 140V142H53V140H51L53 143H52L50 140H49L48 142H49V143H52V145L55 146V147H51V148H54V149H51L52 151H53V150H57V148H58V150H57V151H58V158H56V156H57V155H56V151H55V153H54L55 155L53 154V155L55 156V158L58 159V160L60 161V162L56 161V164H59V163H63V164H64L65 162L68 161L69 163H68V162L65 163L66 166H68V165H72V166H71V168L68 167V168H70L71 170H67V172L72 171V168H74V169H73L74 171L77 169L76 172H74V171H73V172H74L75 174L78 172L77 175H79L84 181H83L82 179H79V181L82 180L83 183H82V184H77V182H79V181L76 180V179H74V180L72 179V180L74 181L73 184L76 183L77 185H73V184H72L73 186L71 187V189H70V188H68V189L65 188V189H66V190H65L66 192H70V190H71V194H70V195H72V196H71L70 198H66V197L68 196V195L65 196V195L67 194V193H66V194H64L65 197H62V198H63V199H62V198H61V194H59L62 190H61V189H60V191L58 190V186H59V187H62V186H61V184L57 183V182H58V180H57V182H56V181H55V182L57 183V185H58V184H59V185L57 186V188H54L55 185L53 184V188H54L55 190H58L59 192L56 191V193H55V191H53V194H52V191H50V190H53V189L51 188V189H49V191L46 190V191L49 192V193L51 192V193H50V194H51V198H50V195H49V194H48L47 196H45V197L48 199V201H50L49 199H51L52 201H54L53 203H56V205L59 203V206H58V207H60V205H61L60 202H61L62 205H63V202H64V201L67 202L68 205L73 204L76 208H78L77 211H78L80 214L83 213V212H85V215H86V214H88V213H87L88 211L86 212V210H91V209H88L87 206H86V204H87V200H86V199H87V198H89V199L92 198L91 196H89V197L86 196V194H87V195H88V194L90 195L91 193L93 194V192L95 191L94 193H95V197H96V198H95V199H96V202L99 203V205H100V203L103 204V205H101V206H104L105 202H106V204H108V203L111 201V199H115V202H117V201L120 200V199L122 200L123 198H120V197H123V196L126 197V199L124 200V201H126V200H127V197L129 196L130 191L132 190V188L129 187V186H132V187L134 186L135 188L133 187V189H135V191H136V188H139V184H141V182L143 181V180H142V177L145 178L146 176L150 175V174L147 175L148 171H149L150 173H151V171H153V170H148L149 167H148L147 169H144V168H143L144 170L141 169V171L143 170L142 172H144V174H146V176H145V175H144V176H141V179H140L141 181L139 182V180H138L137 183H134L133 179H130L131 177L129 178L130 174H128V177H125L124 179L121 178L122 181L125 182V183H123V184H124V185H123V184L121 183L122 181H119V180H118V178L120 179V176H122V175H123V177L125 176V175L123 174V173H125L124 168H123V165H125L126 168L128 167V169L130 168V167H129V163H133V164L136 163V164H138V165H141L143 162H145L144 165H147L146 161H147V162L150 161V160H148V159H150V158H148L147 160H146V158H147V157H152V155H154V158H153L154 160H153V162H156V163L158 164V163H159V160H160V161H161L160 164H163L162 161L165 160V159L167 158V156H170V157H168V158L166 159V161H167V160L170 161V162L172 161L171 163H173V164H175V162H176V165H173V164H172V165L174 166V167H173V171H172V169H171V168H172V165H171L169 162H164L163 168H165V167L168 165V163H169V164L171 165V166H170V169H171L172 172H176V173L178 172L177 174L180 175V176L182 175V177L185 176V177L183 178V180H184V179H185V180L187 179V180H186L187 182L185 183V185H184L183 187H182V184H184V183H181V182H180L181 180H180V181H177V179H178V175H176L177 179H176L175 181L173 180V182H177V183L180 182V183H181V187H178V186L180 185V184L178 183L179 185L177 186V191H176V189H175V191L177 192V195H175V194L172 195V196H173V197H172L173 199H174V196L177 198V199H174V200H175V202H178V203L172 202L173 205L170 204V201L172 200V198L170 199L169 197L166 196V193H163V192H167V191L169 190V188H170V190L174 189V188L172 187V185H170V186L172 187V189H171V187H169V188L166 189V187H168V185L170 184V182H169V183H166L165 181H162V182H164V183H166V184L161 183V182L158 184V185H159V186H158L159 188H160V185H162V186L167 185V186L165 187V189H166L167 191H163V190H162V192L160 191V194L162 193V195L157 194L158 192H157L156 194H155V192L153 193V191H159V190H161V189L158 188V190H157V189L154 188V190L152 191V188H150V187H149V184H148V183L152 184L151 182H148V183H147V185H148V187H147V186H146V181H144L145 184H143V182H142L143 185H142V186L140 185V187L145 188V186H146V188H150L151 190H150V189H147V191H150V192L152 191V192H151V195L153 196L154 201L156 200V198H157L158 196H159L158 199H159L160 201H161V200H164V199H165V198H164L165 196H166V198H169V199H170V200L168 199V201L165 200V202H166L165 204H166V205L168 204V205H167L168 207H167L166 205H164V206H165V207H164V206H163L164 203H161L159 200H158V201H159V203H161V204H160L161 206L158 205V204H159L158 202H156V203H157L156 205H157L158 209H160L159 206H160V207L163 206V207H162V208H163V212L165 211V208H166V209L168 208L170 211L173 212V213L170 212L173 216H172L171 214H166V215L164 214L165 216H169V215H171L172 218H175V219H173L174 222H170V223H171L170 227L172 228V230H174L175 227H176V229H177V228L179 229V227H180V228H182L181 231H182V232L184 231V233L181 232V234H179L180 237H181V235L184 237V238H183V237L180 238V240H181V239H182V240H181L179 246L184 245L183 243H185L186 238H188L187 236H189V238H190L191 240H186V242L189 243V241H192V240H193L192 242H193L194 244H198V243H199V245H196V246H198V247H197V248H198V251L195 252V253H197V254L200 253V255H201V256H199L198 259H196V258L194 259V258H193V257H195V254H192V253H194V251H196L195 249H188V248H187V249H184L185 246L188 247V245H187L188 243H186V245L183 247V250H184L185 253H187L189 250H190V252H191V253L188 252L187 255L185 254V255L188 257V259L191 258V256H192V258H193L195 261H196V260L200 261L199 259H200V258H203V257H202V254H201V252H202V248H201V246H202V244H203V243H202V242H203L202 239H205V238H206V239H205L206 241L204 240V242H207V241H208V243H204V244H206V246H207L208 248H209V246H208L209 241L212 240V243L216 242V246L219 245V250L217 249V248H218V247H217L216 249H217L218 254H217V252H216V254L214 253L215 256L213 257V255H212V259H211L210 262H209V257H208V259H205V258L203 259V263H204V260H206L209 264H226V262L229 263V264H264V258H261V257H260V258L262 259V260H261L260 258H258V257L255 256V255H254V256H255L256 258H255L254 256H252V254H250L251 252H248V251H249V250H248L249 247H248L247 245H243V244H245V243L242 244V242H244L245 240L241 242V235H243L245 232H246V236L243 235V238H244V237H247L248 239H249V238H255L254 235H255V234L257 235L258 233L254 232V230H255L257 227H259V229H260V230L258 229V230H259V235L261 234V233H260L261 229L264 230V214L258 213L257 215L260 214L259 217L256 218V216H257V215H256L255 218H254V217H253L254 215L252 216V214H251V216H249V215H247V214H249V213H246V212H245L247 216H249V217H253V218H250V219H248V221H247V219H246L247 216H243V218L241 217V219L243 220L244 217H245L246 222H243V223L241 222V223H240L241 220H238V224H236V223H237V220H236L237 216H234V214L236 215V210H235V211L233 210L234 212H233L232 210H229L230 208H229V206L226 205L225 198H224V196L227 195V194L229 193V191H232V193H235L236 190H237V191L239 190L238 193H239V192H242V193H243V194H242V193H239V194H240V197H242V196H241V194H242V195H244L242 198L245 199V197H246V199H248V201L251 202V203H249V206H250V205H252V206L254 205L253 208L255 209V211L258 209V210H260V212H261V211L264 212V131H261V129L264 128V125H262V128L260 129L261 126L259 125V122H258V121H259L258 118L262 117V116H259L258 114L264 115V113H262V112H261V113H260V112H256L255 107H257V106L254 107V105H253V107L251 106V107H252V111H251V108H248V107H249ZM257 103H258V102H257ZM257 103H252V104L260 105V103H258V104H257ZM71 104H72V103H71ZM118 104H119V103H118ZM118 104H117V105H118ZM120 104L118 105V107L120 106ZM125 104L128 105L127 102H126ZM125 104H124V107H125ZM133 104H134V103H133ZM148 104H147V105H148ZM151 104H152V105H155L154 102L151 103ZM151 104H150V105H151ZM191 104H193V103H191ZM221 104H223V103H221ZM249 104H250V103H249ZM12 105H13V106H12ZM62 105H64V103H63ZM73 105H75V103H74ZM76 105H77V104H76ZM81 105H82V104H81ZM94 105H96V103L93 104L92 106H94ZM122 105H123V103H122ZM122 105H121V106H122ZM143 105H144V104H142V106H141V105H140V106L143 107ZM179 105H180V104H179ZM214 105H215V104H214ZM250 105H251V104H250ZM0 106H1V104H0ZM3 106H1V107H3ZM5 106L7 107V105H5ZM5 106H4V107H5ZM37 106H38V105H37ZM67 106H68V105H67ZM145 106H146V105H145ZM145 106H144V107H145ZM189 106H190V105H189ZM197 106H198V105H197ZM219 106L222 107L223 109L220 108ZM237 106H238V105H237ZM262 106H264V105H262ZM262 106H261V107H262ZM1 107H0V110L3 109V110L1 111V112H3V114H1V112H0V114H1V115H0V118L2 117V119H0V121H2L3 119H5V120H3L4 123H6V124H10V126H11V122L8 121V119L11 120V117H13V116L16 115V110H17V109H15V107H14V108H10V107L8 106V107H7L8 109L10 108V109H13V110H11V111H13V112L15 111V113H13V112H10V109L8 110V109L6 108L7 110H5L4 107H3L2 109H1ZM17 107H18V106H17ZM19 107H20V106H19ZM64 107H65V106H64ZM77 107H78V105H77ZM81 107H84V106H81ZM90 107H91V106H90ZM112 107H113V108H112ZM152 107H153V106H152ZM183 107H184V105H183ZM211 107H213V105H212ZM211 107H210V108H211ZM24 108H25V107H24ZM26 108H27V107H26ZM36 108H37V107H36ZM39 108H40V107H39ZM42 108H43V107H42ZM65 108H66V107H65ZM190 108H191V107H190ZM226 108H227V107H225V109H226ZM253 108L255 109L254 111H255L257 114L253 111ZM14 109H15V110H14ZM44 109H45V108H44ZM44 109H43V110H44ZM47 109H48V108H47ZM47 109H46V110H47ZM68 109H69V108H68ZM74 109H76V108H74ZM74 109H73V110H74ZM88 109H89V108H88ZM93 109H95V108L92 107V110H93ZM117 109H120V108H117ZM122 109H123V108H122ZM140 109H141V111H140V110H139V111L142 113V109H143V108H140ZM4 110H5V111H4ZM24 110H25V109H24ZM29 110H30V109H29ZM46 110H45V112H48V111H46ZM52 110H53V109H52ZM59 110H60V109H59ZM81 110H82V111H81ZM83 110H84V111H83ZM120 110H121V109H120ZM125 110H127V109H125ZM131 110H132V109H130L129 112H130ZM195 110H196V109H195ZM213 110H214V109H213ZM257 110H258V108H257ZM8 111H9V112H8ZM18 111H20V110H18ZM18 111H17V113H18ZM35 111H36V110H35ZM55 111H56V110H55ZM55 111H54V112H55ZM65 111L67 112V110H65ZM74 111H75V110H74ZM93 111H94V110H93ZM107 111H108V112H107ZM117 111H118V110H116V113H117ZM165 111H166L167 113H166ZM190 111H191V112H190ZM217 111H218V110H217ZM259 111H262V110L260 109ZM4 112H5V113H4ZM26 112H27V111H26ZM43 112H44V111H43ZM43 112H42V113H43ZM68 112H69V111H68ZM100 112H101V113H100ZM106 112H107V113H106ZM123 112H124V110H123ZM129 112H127V114H128L129 116H131V114L133 115V114L135 113V112L133 113V111H131L132 113L130 112V114H129ZM156 112H157V113H156ZM172 112H174V111H172ZM213 112H214V111H213ZM223 112H224V113H223ZM251 112H254V113L257 115L256 118H255V114L252 115ZM7 113H10V115L7 114ZM73 113H74V112H73ZM86 113H87V112H86ZM88 113H87V114H88ZM137 113L139 114V112H137ZM141 113H140V114H141ZM144 113H145V112H144ZM152 113H153V110H152ZM163 113H164V114H171V115H173V116L167 115V117H166V116H163ZM204 113H205V112H204ZM225 113H226L227 115H226ZM6 114H7V116H9L10 118L6 117ZM13 114H15V115H13ZM21 114H23V113L20 112V115H21ZM46 114H47V113H46ZM56 114H57V113H56ZM61 114H62V113H61ZM61 114H60V115H61ZM66 114H68V113H66ZM70 114H71V113H70ZM75 114L78 115L77 110H76V113H74L73 115H75ZM87 114H86V115H87ZM100 114H101V115H100ZM110 114H111V113H110ZM110 114H109V116H110ZM117 114H118V113H117ZM117 114H116V115H117ZM127 114H126V115H127ZM140 114H139V115H140ZM221 114H220V115H221ZM228 114H229V115H228ZM12 115H13V116H12ZM30 115H31V114H30ZM50 115H51V114H50ZM58 115H59V114H58ZM68 115H69V114H68ZM107 115H108V114H107ZM111 115H112V114H111ZM128 115H127V116H128ZM136 115H137V114H136ZM248 115L251 116V119H253V118L257 119L258 121H257V120H256V121H257L258 123L256 122L257 124H254L255 121H253V120H255V119H253L252 121H251V119L249 120L250 117H248ZM24 116H26V115L23 114V117H24ZM38 116H39V115H38ZM87 116H88V115H87ZM119 116H120V115H119ZM133 116H134V115H133ZM201 116H202V115H201ZM213 116H214V115H213ZM252 116H254V117L252 118ZM3 117H4V118H3ZM15 117H16V116H15ZM15 117H14V118H15ZM20 117L22 118L21 120L23 121V117H22V116H20ZM20 117H19V119H20ZM41 117H42V116H41ZM45 117H46V116H45ZM65 117H67V116H65ZM113 117H114V115L112 116V119H113ZM117 117H118V116H117ZM117 117H115V119H116ZM137 117H138V116H137ZM142 117H143V116H142ZM142 117L139 116V119H142ZM243 117H244V118H247L249 121H248L247 119H244ZM257 117H258V118H257ZM24 118H25V121H24V122L27 121L26 124L29 126V123H30L29 121L31 120V118H28V117H27V118L29 119V121L26 120V119H27L26 117H24ZM39 118H40V117H39ZM52 118H53V120H55V115H54ZM52 118H51V121H50L51 123H48V124H50L51 126H52V123L55 124V121L58 122L57 118L59 119V121L61 120V118H59V116H58V117H56V120L53 122V121H52ZM87 118H88V119H87ZM102 118H103V119H102ZM135 118H136V117H135ZM157 118L159 119V120H158L159 122H156V119H157ZM211 118H212V116H211ZM241 118H242V121H243V119L246 120V122H245V121H243V122H245V123H251V124H248V125L245 124V126H249V125H250V126H249V127H250V130H248L249 127H245V126L243 125L244 123L242 124V122L240 121ZM16 119H17V117H16ZM16 119H15V120H16ZM74 119H76V118H74ZM95 119H96V120H95ZM109 119H110V118H109ZM127 119H128V117H127ZM129 119H130V122H131V121L134 120V117H133V119H132V118H129ZM131 119H132V120H131ZM213 119H214V118H213ZM216 119H215V120H216ZM13 120H14V119H12V121H13ZM15 120H14V121H15ZM34 120H35V119H34ZM39 120H40V119H39ZM62 120H63V119H62ZM86 120H88L87 123H86ZM91 120H93L94 123H93V121H91ZM110 120H111V119H110ZM136 120H137V119H136ZM195 120H196V121H195ZM207 120H208V119H207ZM215 120H214V121H215ZM224 120H223V121H224ZM260 120H262V121L260 122V123L262 124V122H264V117L260 118ZM3 121L0 122V124H4ZM6 121H8V122H10V123H7ZM16 121L18 122V120H16ZM16 121H15V122H16ZM22 121H21V122H22ZM36 121H37V120H36ZM113 121H115V120H113ZM137 121H138V120H137ZM137 121H136V122H137ZM148 121H151V122H153L154 124L152 123V125H151V124L148 123ZM236 121H237V124L235 123ZM239 121H240V122H239ZM15 122H13V123L15 124ZM24 122H22V123L24 124ZM28 122H29V123H28ZM39 122H40V121H39ZM46 122H47V120H46ZM57 122H56V123H57ZM75 122H76V121H75ZM110 122H111V121H110ZM126 122H127V121H126ZM195 122H196V123H195ZM208 122H209V121H208ZM211 122H212V121H211ZM13 123H12V125H14ZM33 123H34V122H33ZM59 123L61 124L62 122H59ZM68 123H69V122H68ZM73 123H74V122H73ZM107 123H108V122H107ZM124 123H125V122H124ZM128 123H129V122H128ZM206 123H207V121H206ZM209 123H210V122H209ZM238 123H241L243 126H242V125H238ZM31 124H32V123H31ZM75 124H76V123H75ZM132 124H133V123H131V124H129V125H131L132 130H135V129H133ZM137 124H138V123H137ZM213 124H214V123H213ZM213 124H212V125H213ZM220 124H219V126H220ZM252 124H253V126L256 125V127H255L256 129L252 126ZM15 125H18V124L16 123ZM15 125H14V126H15ZM68 125H69V124H68ZM72 125H73V124H72ZM207 125H208V123H207ZM207 125H205V127H206V128H209L210 126L207 127ZM227 125H226V126H227ZM257 125H259L260 127L257 126ZM2 126H3V125H0V128H1ZM24 126L27 127L26 125H24ZM36 126H37V124H36ZM53 126H55V125H53ZM56 126H60V125L58 124V125H56ZM69 126H70V125H69ZM76 126H77V125H76ZM97 126H96V127H97ZM103 126H104V125H103ZM127 126H128V125H127ZM136 126H137V125H136ZM241 126L244 127V128H242ZM3 127H4V126H3ZM11 127H12V126H11ZM17 127H19V126H16V129H17ZM25 127H24V128H25ZM34 127H35V124H34ZM84 127H83V128H84ZM128 127H129V126H128ZM131 127H130V128H131ZM211 127H212V129H213V126H211ZM9 128H10V127H9ZM12 128H13V127H12ZM20 128H21V127H19L18 130H19ZM44 128H45V127H44ZM71 128H74V127H71ZM76 128H77V127H76ZM114 128H115V127H114ZM126 128H127V127L125 126V128H123V129L126 130ZM206 128H205V129H206ZM241 128H242V129H241ZM246 128H247V129H246ZM251 128H252V130H253L254 133L257 131L258 135H259V133H260V131H261V133H260L261 135H259V137H258V135H256V136H255L256 138L254 137V134H252V133L249 135V132L252 131ZM1 129H2V128H1ZM6 129H8V126H7ZM6 129H5V131H6ZM26 129H27V128H26ZM61 129H63V128H61ZM79 129H80V128H79ZM115 129H116V128H115ZM209 129H210V128H209ZM243 129H244V130L246 129V130L248 131L247 136H248V135H249V136L252 135V137H254V139L251 138V137H245V135H246V134H245V131H244V132H241V131H243ZM259 129H260V131H259ZM2 130H3V129H2ZM9 130H10V129H9ZM9 130H8V131H9ZM21 130H22V129H20V131H21ZM27 130H30V128H28ZM35 130H37V129H35ZM58 130H59V129H58ZM66 130H67V129H66ZM70 130H71V129H70ZM111 130L113 131L114 129L112 128ZM116 130H118V129H116ZM262 130H264V129H262ZM13 131H14V129H13ZM16 131H17V130H16ZM32 131H33V130H32ZM32 131H31V132H32ZM59 131H60V130H59ZM71 131H72V130H71ZM90 131H91V130H90ZM121 131H122V130H121ZM127 131H128V128H127ZM127 131H126V132H127ZM139 131H138V132H139ZM207 131H209V133H210V130H207ZM217 131H220V130H217ZM258 131H259V132H258ZM25 132H26V131L24 130L23 133L20 132V133H19L20 135H19V134H18V135H19V136H22L21 134H24ZM28 132H29V131H27L26 133H28ZM31 132H30L29 134H31ZM55 132H56V131H55ZM62 132H63V131H62ZM82 132H83V131L81 130V133H82ZM113 132L116 133L117 131H116V132L113 131ZM130 132L133 133V131H130ZM222 132H220V134H222ZM238 132L241 133V134L239 133V134L241 135V137L243 136V138H245V139H246V138L251 139V140L249 141V143L247 142V139H246V140H245V139H241V137L239 136V134H237ZM8 133H9V132H8ZM15 133L17 134V132H15ZM15 133H13V135H14ZM26 133H25V134H26ZM36 133H37V132H36ZM46 133H47V132H44V134H46ZM57 133H58V132H57ZM72 133H73V132H72ZM110 133H111V132H110ZM136 133H137V132H136ZM243 133H244V134H243ZM10 134H12V133H10ZM40 134H41V133H40ZM64 134H65V133H64ZM64 134H63V135H64ZM96 134H97V136H96ZM120 134H121V133H119V135H120ZM126 134H128V133H126ZM233 134H234L235 136L238 135V137H239L240 139H237V140H236ZM255 134H256V133H255ZM18 135H16V136H17V138H16L17 141H19V140H20V142L23 141V136H22V138L20 137L21 139H19V138H18ZM59 135H60V134H59ZM85 135H86V136H85ZM119 135H117V136H119ZM137 135H139V134H137ZM137 135L135 134V136H137ZM206 135H208V133L204 130V134H202V136H206ZM1 136H4V134H2ZM1 136H0V137H1ZM9 136H10V135H9ZM16 136H14V137H16ZM26 136H27V137H26ZM26 136L24 135V140H25L26 138H27V140H28L29 138L31 139V137H33L32 134H31V137H29L28 134H27ZM36 136H39V135H36ZM40 136H41V135H40ZM47 136H48V135H47ZM73 136H74V135H73ZM75 136H76V135H75ZM84 136H85V137H84ZM94 136H96V137H94ZM126 136H127V135H126ZM220 136H221V137H220ZM48 137H49V136H48ZM50 137H49V138H50ZM113 137L115 138V136H113ZM156 137H157V138H156ZM94 138H95V139L98 138V139H96V141H95ZM117 138H119V137H117ZM117 138H116V139H117ZM126 138H128V136H127ZM159 138H160V139H159ZM185 138H186L187 140H190L192 144H193V141H194V142H198V143H195V144H197L196 146H199L202 142H205V143H206V147H205V144H204V143H202L204 146L201 144V147H200V146H199V147H193V146H191V147H193V148H197L196 150L194 149L195 151L193 150V151H194V152H192V153L194 154V155H193L192 153H189V152H191V150H192L193 148L190 149V151H189L188 149L191 148V147H189V148L186 147V145L190 143L189 141L186 140L185 143H183V142L181 141V142H179L178 144H175V143L178 142V141H175V140H182V139H185ZM225 138H226V140H228V138H229L230 143H233V144H231V146H229V147H226V145H223L224 142L226 141ZM1 139H2V137H1ZM12 139H14V142H16V139H15V138H12ZM18 139H19V140H18ZM45 139H47V137H46V138L44 137V141H46ZM75 139H76V138H75ZM75 139H74V140H75ZM138 139L140 140V138H138ZM138 139H137V140H138ZM155 139H154V142H155ZM161 139H162V140H161ZM252 139H253V140H252ZM255 139L257 140V142H256ZM31 140L33 141L34 139H31ZM31 140H30V143H29V144H31L32 146H31V147H29L30 145L28 146V147L30 148V149L28 148V152L23 151V155H24V152H25L26 157L24 158L23 155H20V154H19V155H20L19 157L22 156L25 160H24L22 157L19 158V160L21 159L20 161H19V160L17 161V160H15V159L11 158V159H10V164L7 165V166L10 165V169H8L9 167L6 169L7 166L5 167V169L3 168V166H2V167L0 166V168H1L2 170L4 169V171H6V170H7V171L9 170L10 172L13 171L14 174H15V177H16L15 180H18L17 178H18V177L20 178L19 175H21V174L23 173V174L21 175V176H22L21 180H22V179H24V180L26 179L27 183H30V182H31V181H30V180H31V175H29V174H31L32 172H31V168H30V167H34L35 169L38 167V168L36 169V171H37V170H39V171H40V170L44 171L45 173L42 172L41 174L44 173V176H45V174H46V181H47V176H51V175H53V176H54V175H55V176L57 175V176H58V172H60V173L62 172L61 174H59V176H58L57 179H60V175L63 174L64 176H62V177H63V178L65 177V178H64V179H60V180H63L64 183H65V186H63V187H68L69 185L67 186L66 183H69V179H70L69 177H70V175H69V173H65V174H64V172H63L64 169L66 170V169H68V168L65 167V166H64V168H63V167L61 168V165H62V164H61V165L59 164V166H57V167H59V169H61V171L54 172L53 169L55 168V171H56V165H55V163H54V159L52 158V156H51L50 152L48 151V149L46 148V150L49 152L48 154H50V155H47V154H46V152H45V148H43V145H44V144H43V145H42V143L39 144V147L36 149V147L34 148V147H33V144H32L34 141L31 142ZM38 140H40V139L38 138ZM38 140H37V141H38ZM42 140H43V139H42ZM83 140H85V139H83ZM86 140H87V139H86ZM102 140H104V141H105V140H108V141L110 142V144H104L106 141L102 143ZM112 140H113V139H112ZM127 140H125V141L128 142ZM167 140H168V141H170V140L173 141V140H174V141H173V144H171L172 141H170L171 143H169ZM221 140H222L223 142H222ZM224 140H225V141H224ZM231 140H233V142H232ZM63 141H64V140H63ZM89 141L91 142V139H89ZM93 141H95V142H94L95 144L93 143ZM98 141H99V143H98ZM159 141H160V142L162 141V142H161L160 144H157V142L159 143ZM164 141H165V142H164ZM166 141H167L168 143H166ZM219 141H220V142H219ZM10 142H11V141H10ZM12 142H13V141H12ZM20 142H19V143H20ZM23 142H25V141H23ZM28 142H29V141H27V145H28ZM42 142H43V141H42ZM46 142H47V141H46ZM46 142H45V144H46ZM48 142H47V143H48ZM58 142H59V141H58ZM73 142H74V141H72V143H69V145H70V144L73 145ZM144 142H146V141H144ZM150 142H151V144H149ZM163 142H164V144H162ZM188 142H189V143H188ZM199 142H201V143H199ZM207 142H208V143H207ZM242 142L244 143L243 145H245V146H249V148H250V144H251V147H252V144L254 145L255 143H258V145L260 144V146H258L257 144H255V145L258 146V149H259L260 147H261V148H260V150H258L256 147H254V148L257 149V151H255V154L246 155V154H245L246 152L244 151V148H245V147H244L243 145H241ZM34 143H35V142H34ZM122 143H123V144H122ZM131 143H132V144H131ZM182 143H183V149H182V147H181ZM191 143L189 144V146L191 145ZM221 143H222V144H221ZM228 143H229V142H228ZM230 143L227 144V143L225 142V144H227V146L230 145ZM15 144H16V143H15ZM87 144H89V146H88ZM130 144H131V145H130ZM154 144H155L156 146H157V145H160V146H161V144H162L163 146H164L165 144H169V146H170V145L173 146V149H175V148H177V147L180 146L181 149H180V147H179V149H178V148H177V149H178L179 151H180V150H182V151L184 150L185 152H186V148H188L187 150H188L189 152L187 151L186 154L191 155V156L193 155V156L190 158L191 160L189 159V160H190V164H189V161H188V160H186L187 162H186V161L184 162L187 166H190V167L188 168V170H187V166H185L186 169L184 168V169H185V171H184V170H183V167H184L183 165H184V164L181 165L180 163H177V158H175V156H172V155H174L173 152L176 151L177 149H176V150H171V151H173L172 153H171V151H170V153H167V152H169L170 149H172L171 146H170V148L168 147L169 150H168V148L165 146V148L167 149V150H166V149H165V150H166L167 152H166L165 150H162V151L164 152V154L162 153V151H160V152H161V156H162V154H163V156H164L165 154H166L167 156H166V157L164 156V159H163V156H162V157H161L162 159H159L158 161H156V160H157V159H156L157 157H156V155L154 154V152H156ZM174 144H175V146H177V147H175ZM184 144H186V145L184 146ZM1 145H2V144H1ZM67 145H68V144H67ZM75 145H73V146L75 147L74 149H77V147H76ZM85 145H87V146L85 147ZM232 145H233V147H232ZM9 146H10V145L8 144V147H9ZM34 146H35V144H34ZM47 146H48V145H47ZM47 146H46V147H47ZM49 146H50V144H49ZM49 146H48V148H50ZM163 146H162V147H163ZM187 146H188V145H187ZM194 146H195V145H194ZM14 147H15V146H14ZM17 147H19V146H17ZM21 147H22V145L20 144V150L22 149ZM23 147H24V146H23ZM68 147H69V146H68ZM84 147H85V148H84ZM157 147H158V146H157ZM157 147H156V149H157ZM162 147H161V148L158 147V148L163 149ZM24 148H25V147H24ZM24 148H23V149H24ZM65 148H66V147H65ZM86 148H87V149H86ZM142 148H143V147H142ZM246 148H247V147H246ZM16 149H17V148H16ZM23 149H22V150H23ZM63 149H64V148H63ZM85 149H86V151H85ZM160 149H157V150H160ZM252 149H253V148H252ZM24 150H27V149H24ZM178 150H177V151H178ZM246 150H247V149H246ZM248 150H250V149H248ZM52 151H51V152H52ZM61 151H60V152H61ZM11 152H12V153H13V152L15 153V151L10 150V152H7L8 155H10ZM19 152H20V151H19ZM70 152H72V153H70ZM149 152H150L151 154H150ZM160 152L158 151V152H156V154L159 155ZM185 152H184V153H185ZM251 152H252V151H251ZM253 152H254V151H253ZM2 153H3V152H2ZM2 153H0V154H2ZM7 153H6V154H7ZM12 153H11V154H12ZM14 153H13V154H14ZM20 153H21V152H20ZM27 153H29L28 156H27ZM139 153H140V154H139ZM147 153L150 154V156H148ZM175 153H176V152H175ZM178 153H180V152H178ZM181 153L183 154V152H181ZM181 153H180V155H182ZM248 153H249V152H248ZM6 154H2L1 157H3V155H6ZM15 154H16V153H15ZM21 154H22V153H21ZM69 154H71V155H69ZM170 154H171V155H170ZM186 154H185V155H186ZM66 155H69V156H66ZM139 155H140V156H139ZM146 155H147V157H146ZM175 155H178V154H175ZM188 155H187V156H184V155H183V157H185V158H186V157H190V156H188ZM252 155H253V156H252ZM47 156H49V158H50V156H51V159H53V160H50L49 158H47ZM133 156H135V157H133ZM138 156H139L140 158H138ZM171 156H172V157H171ZM6 157H7V156H6ZM10 157H11V156H10ZM10 157H7V158H10ZM14 157H15V158L18 157V153H17L16 156L14 155ZM60 157H61L62 159H61ZM65 157H66L67 161H66ZM128 157H132V158H134V160L137 158V160L134 161V160L131 158V159H132V160H131L132 162H131L130 159H129ZM158 157H159V156H158ZM173 157H174L175 159H174ZM176 157H177V156H176ZM181 157H182V156H181ZM183 157H182L181 159H184ZM7 158H5V160H7ZM172 158H173L174 160H176V161L173 162L174 160H170V159H172ZM179 158H180V156H179ZM2 159L4 160V157H3ZM2 159H1V160H2ZM17 159H18V158H17ZM26 159H28V160L30 159V160L28 161V163H27ZM73 159H71V160H73ZM151 159H152V158H151ZM155 159H156V160H155ZM181 159H180V160H181ZM1 160H0V161H1ZM62 160H64L65 162H62ZM71 160H70V161H71ZM21 161H24V163L22 162L23 165H19L18 162H20V164H21ZM25 161H26V162H25ZM133 161H134V162H133ZM140 161H141V163H140ZM182 161H183V160H182ZM182 161H180V162H182ZM29 162H30V163H29ZM57 162H58V163H57ZM73 162H74V163H73ZM0 163H1V164L4 163V164L6 165V162H3V161H2V162H0ZM70 163H71V164H70ZM151 163H152V161H151L150 163L148 162L149 165H150ZM156 163H153V164H155V165H153V166L156 167ZM165 163H166V165H165ZM187 163H188V164H187ZM1 164H0V165H1ZM73 164H74V165H73ZM136 164H135V165H136ZM178 164H179V166H180L179 169L182 168V171H181V172H180V170L178 169V167H179ZM5 165H4V166H5ZM53 165H55L54 168H53ZM131 165H132V164H131ZM35 166H37V167H35ZM62 166H63V165H62ZM136 166H137V165H136ZM158 166H159V165H158ZM158 166H157V167H158ZM161 166H162V165H161ZM161 166H160V167H161ZM176 166H178L177 169H178L179 171L176 169ZM182 166H183V167H182ZM21 167H23L24 169H21ZM141 167H143V166L141 165ZM141 167H139V168H141ZM146 167H147V166H145V168H146ZM155 167H152V168H151V165H150V168H151V169H153V168H155ZM29 168H30V169H29ZM34 168H33L32 171L35 170ZM52 168H53V169H52ZM133 168H135V166H133ZM43 169H44V170H43ZM136 169H137V168H136ZM156 169H157V168H156ZM156 169H154L155 171H153V172H155L154 174H156V173H160V172H161V170H159V168H158L157 170H159L160 172H158ZM160 169H161V168H160ZM165 169L169 171V169H167V168H165ZM2 170H0V171H2ZM29 170H30V173L28 172ZM45 170H46V171H45ZM133 170H134V169H133ZM145 170H146L147 173H145ZM147 170H148V171H147ZM174 170H175V171H174ZM4 171H3V173H4ZM137 171H138V170H137ZM139 171H140V170H139ZM141 171H140V173H141ZM156 171H157V172H156ZM171 171H170V173H172ZM183 171H184V173H183ZM20 172H21V174H20ZM27 172L29 173L28 175H27ZM40 172H41V171H40ZM53 172H54L55 174H53ZM65 172H66V171H65ZM127 172H128V171H127ZM127 172H126V173H127ZM153 172H152V175H153ZM164 172H165V171H164ZM164 172H163V173H164ZM6 173H7V172H6ZM24 173H26V174H24ZM36 173H37V175H38V172H36ZM70 173H71V172H70ZM74 173H73V174H74ZM126 173H125V174H126ZM132 173H135V172H132ZM163 173H160V174H159V175L162 174V180H163V179H166V177H168V178L170 177V176H169V174H170L169 172H167L168 176H167L166 173H165L166 175H163ZM179 173H180V174H179ZM185 173H186V174H185ZM8 174H9V173H8ZM66 174L69 175V176H67V177H68V180L66 179V178H67V177H66ZM141 174H142V173H141ZM2 175H3V174H2ZM5 175H6V174H5ZM12 175H13V174H12ZM25 175H26V178H23ZM37 175H36V176H33V180H37V181L35 182V184H34V185L37 187V189H39V190L42 189V191H44V190H43V186H42V185H43V182H45V185H47V184L50 182V186H51V184H52L51 180H52L53 178H52V179H49V181H48V183H47V182L45 181V179H44V181H42V179H43V178H42L43 175H40V177L42 176L41 179H40ZM71 175H72V174H71ZM77 175H75V176L77 177ZM133 175H134V174H133ZM136 175H137V174H136ZM136 175H135V177H136V179H137V176H136ZM171 175H172V176H175V175H173V173H172ZM183 175H184V176H183ZM13 176H14V175H13ZM13 176H12V179H11V180H13ZM53 176H52V177H53ZM75 176H74V177H75ZM79 176H78L77 178H80ZM126 176H127V175H126ZM154 176H155V175H154ZM154 176L151 177V178L153 179ZM165 176H166V177H165ZM180 176H179V177H180ZM1 177H2V176H1ZM9 177H11L10 174H9ZM15 177H14V178H15ZM37 177H38L39 180L37 179ZM62 177H61V178H62ZM74 177L72 176L71 178H74ZM139 177H140V175H139ZM139 177H138V178H139ZM148 177L150 178V176H148ZM159 177H161V176H159ZM159 177H158V178H159ZM163 177H165V178H163ZM176 177H175V178H176ZM182 177H181L180 179H182ZM186 177H187V178H186ZM2 178H3V177H2ZM55 178H56V177H55ZM132 178H133V177H132ZM151 178H150V179H151ZM156 178H157V177H156ZM156 178H155V181L157 180ZM168 178L166 179L167 181H168ZM171 178H173V177H171ZM259 178H261V179H259ZM5 179H6V178H4V179H2V180H5ZM9 179H10V178H9ZM145 179H146V178H145ZM145 179H144V180H145ZM2 180H1V181H2ZM21 180H18L17 182L19 183ZM53 180H54V179H53ZM147 180H148V179H147ZM185 180H184V182H185ZM65 181H66V182H65ZM67 181H68V182H67ZM76 181H77V182H76ZM136 181H137V180H136ZM136 181H135V182H136ZM158 181H159V180H158ZM160 181H161V179H160ZM3 182H4V181H3ZM3 182H1V185L5 186V189H6V187L8 188V185H7V186H6V184L4 185ZM22 182H23V183H22ZM24 182H25V181L22 180V181L20 182V183H22V184H18V183H16L15 186L12 185V187H15V188L10 189V191H13V194H14V195H15L16 192H19L21 195H22V194H26V193L24 192V190H25V189H29V188H27V187L25 188V185H24L25 183H24ZM153 182H154V181H153ZM156 182H157V181H156ZM2 183H3V184H2ZM14 183H15V182H14ZM41 183H42V184H41ZM46 183H47V184H46ZM60 183H61V182H60ZM62 183H63V182H62ZM79 183H80V182H79ZM111 183H113V184H111ZM30 184L32 185V183H30ZM30 184H29V185H30ZM69 184H70V183H69ZM135 184H136V185H135ZM153 184H154V183H153ZM153 184L151 185V187H152V186H157V185H153ZM155 184H156V183H155ZM175 184H176V183H175ZM31 185H30V186H31ZM62 185H63V184H62ZM125 185H129V186H127V188H126V187H124ZM137 185H138V186H137ZM26 186H27V185H26ZM30 186H28V187H30ZM41 186H42V188H41ZM50 186H49V187H50ZM70 186H71V185H70ZM70 186H69V187H70ZM162 186H161V188L163 189ZM174 186H176V185H174ZM218 186H221V187H218ZM44 187H46V186H44ZM47 187H48V186H47ZM51 187H52V186H51ZM55 187H56V186H55ZM63 187H62V189H63ZM122 187H124V188H122ZM1 188H2V186H1ZM30 188L33 189L32 187H30ZM40 188H41V189H40ZM175 188H176V187H175ZM231 188H232V189H231ZM5 189H4V190H5ZM45 189H46V188H45ZM234 189H236V190H234ZM34 190H35V188L33 189V192H35ZM195 190L197 191V193H198V192H199V193L201 192L202 194H203V193H206V200H205V202L207 201V202H206L207 205H205L206 203L203 201V198H202L203 195H201V193H200V195H199V193H198V195H197V194L195 193ZM233 190H234V191H233ZM0 191H1V190H0ZM5 191H8V190H5ZM25 191H26V190H25ZM63 191H64V190H63ZM63 191H62V192H63ZM65 191H64V192H65ZM138 191H140V190H138ZM138 191H137V193L135 192V193H136V196H134V197L138 200L137 203H140V205H137V206L140 207V208L137 209V210H140V209L143 208V211H146L147 213H149V216H150V217H152L153 219H155V218H154V217H156V213H155L156 211H154L155 208H153L152 210H150V212L153 211V214L150 213V212H148V211L146 210V208H147V209H150V208H149V207H146V206L144 205V203H146V202H144V203L141 202V201H143L144 196H143V194L138 193ZM142 191H143V193H145V192L147 193L146 189H145V192H144V190H142V188H141V192H142ZM30 192H31V191H30ZM37 192H38V191H37ZM37 192H36V193H37ZM132 192H133V191H132ZM132 192H131L130 194H132ZM150 192H148V194H146V195H149V197H151ZM169 192H170V191H169ZM172 192H173V191H172ZM1 193L4 194V195H1V196H3V197L6 196L5 193H4L3 191H1ZM1 193H0V194H1ZM6 193H7V192H6ZM9 193H10V192H9ZM9 193H8L7 195H9ZM38 193H39V192H38ZM54 193H55V194H54ZM96 193H97V194H96ZM135 193H134V194H135ZM174 193H175V192H174ZM232 193L230 192V197H231V194H232ZM238 193L236 192L235 194H232V195H236V196H234V197H235L234 199H236ZM17 194H18V193H17ZM28 194H29V193H28ZM41 194H42V193H41ZM57 194H58V195H57ZM68 194H69V193H68ZM92 194H91V195H92ZM126 194H127L128 196H127ZM153 194L156 196V198L154 197ZM163 194H164L165 196H163ZM171 194H172V193H171ZM171 194H169V195H171ZM239 194H238V195H239ZM29 195L31 196V193H30ZM39 195H40V194H39ZM39 195H38V196H39ZM45 195H46V194H45ZM53 195H54V198H56V199H57V198H61L63 202H62L60 199H58V200H59L58 202L56 201V199L53 200V199H54V198L52 197ZM55 195H56V196H60V197H56ZM62 195H63V194H62ZM132 195H133V194H132ZM169 195H168V196H169ZM197 196H198V197H197ZM199 196H201V198H202V199H199L201 203H199L198 200H197L198 198H200ZM3 197H1V198L3 199ZM31 197H32V196H31ZM43 197H44V195H43ZM48 197H49V198H48ZM116 197H119L120 199L117 198V201H116ZM131 197H132V196H130V199L132 200V198H134V197H132V198H131ZM160 197H162V198H164V199H160ZM225 197H227V196H225ZM16 198H17V196H16ZM22 198H23V197H22ZM39 198H40V200H39V202H40L42 198H41L40 196L37 197V199H39ZM52 198H53V199H52ZM135 198H134V199H135ZM153 198H151V199H153ZM2 199H1L0 201H2ZM4 199H5V197H4ZM6 199H7V197H6ZM19 199H21V198L19 197ZM19 199H18V200H19ZM33 199H34V198H33ZM43 199H44V198H43ZM43 199H42V201H43ZM65 199H67L68 201L65 200ZM72 199H73V200H72ZM89 199H88V201H89ZM93 199H94V197H93ZM95 199H94V200H95ZM130 199H129V200H130ZM151 199H150V200H151ZM232 199H233V197H232ZM239 199H240V198H239V196H238V200H234L235 202H233L232 204H234V203L237 204V202L239 201ZM246 199H245V202L247 203L246 205L248 206V201H247ZM8 200H9V199H8ZM21 200H22V199H21ZM23 200H24V199H23ZM35 200H36V197H35ZM70 200H71V201H70ZM94 200H93L92 204H94ZM108 200H109V202L107 203ZM121 200H120V201H121ZM144 200H146V199H144ZM174 200H173V201H174ZM176 200H178V201H176ZM201 200H202V201H201ZM12 201H13V197H12V199H11V202H12ZM15 201H17V200H15ZM15 201H14V202H15ZM30 201H31V200H30ZM42 201H41V202H42ZM52 201H51V202H52ZM55 201H56V202H55ZM73 201H74V202H73ZM82 201H83V202H82ZM84 201H86V203H84ZM91 201H92V199H91ZM91 201H89V204L91 203ZM124 201H123V200H122L121 202L118 201V203H116V204H119V205L116 206L115 209H114L115 204L113 203L114 206H112V205H113V204H112V205H111V206H112L111 208H113V209L115 210V212L111 209L113 212H110V215L108 214L109 216H107V217H105V218H104V216H103L104 214H103V215L101 214V217L103 216L104 219L101 218V219H102L101 221H99V222L96 223V224H93V223H92L93 225H91V226H89V223H87L89 227L87 226V227H85V228H84V225H85L84 223L89 222V221H92V219H93L94 217H92L91 214L95 215V213H96V211H97V210H95V206H96L95 204H94L95 206L93 207V208H94V209H93L94 211H90V212H93V213H89V216H91L92 219H89L88 221H86V220H87V219H86V220H85L86 222H84V223H83L82 220H81L80 223H77V222H76V221H78V220H77L78 218L80 219V217H79L80 214H79V216H77V211H76V214H75V212H73V214H67L66 211L69 210V208H67V210H63V208L61 209V207H60V209L63 210L62 212H65V213H64L65 215H66V214L68 215V216H67L68 218H66V219H67V224H72V222H70L71 220H69V219L71 218V217H69L70 215H76V218L78 217L77 219L74 218L75 216L72 217V218H74V220L76 219V220L73 221V222H74L77 226H76L74 223H73L74 225H73V224H72V225H73V227L75 226L74 228L78 227V228H76L77 230L73 228L74 230H76V231H78V232H82L83 236H82V234H80V233L78 234V232H77L76 234H78V236L81 235V236H82V239H83V237H85V238L82 240V239L80 238V236H79L80 240L83 242V241H86L85 239H87V242L92 241V242H94V244H95V242H96V243H102V240H100V239L105 238L106 236H107V238H108V236L111 235V233H112V237L114 236V235H113V234H114V231L111 230V227H113L114 225L116 226V224H118L119 221H121V219H120L121 214H119V212L121 213V211L123 212V210H126V208H124V207L126 206V204H129L128 202H131V205H132V203H133V200H132V201H128V202L126 201L127 203L124 202ZM135 201H136V200H135ZM139 201H140V202H139ZM227 201H228V200H227ZM242 201H243V199H242ZM2 202H4V201H2ZM2 202H0L1 205H2ZM19 202H20V201H19ZM19 202H18V203H19ZM41 202H40V203L37 202V203H38L39 206H41L42 208H43V206H44L43 210H42L40 207L38 208V204H37V206H36V205H33V206H34V207L36 206L39 210H42V211H39V212H42L41 215H40L39 212H38V213H39L40 216H43V211H44V209H45L46 206L43 205V204H41ZM123 202H124V203H123ZM149 202H150V201H149ZM162 202H164V201H162ZM168 202H169V203H168ZM202 202H203V203H202ZM239 202H240V201H239ZM21 203H22V202H21ZM31 203H32V201H31ZM31 203H30V205L28 206L27 211H29V214L33 216V213L31 214L30 212H31V211H35V212H36V210H33L34 207L31 206ZM34 203H35V202H34ZM42 203H43V202H42ZM49 203H50V202H49ZM49 203L47 204V202H46V205H49ZM76 203H79L80 205H79V204H76ZM83 203H84V204H83ZM111 203H112V201H111ZM121 203H122L123 205H125V206H122ZM125 203H126V204H125ZM150 203H151V205H152V200H151ZM174 203H175V204H174ZM204 203H205V204H204ZM252 203H255V204H252ZM8 204H10V206H9ZM8 204H7L6 201H5V204H3L4 206H3V205H2V206L5 208V205H8L9 207H7V208L11 209L10 207H12L13 204H12V205H11V203H8ZM40 204H41V205H40ZM50 204H51V206H52V203H50ZM89 204H88V205H89ZM201 204H203L202 207H201ZM228 204L230 205L231 203H229V201H228ZM240 204H241V203H240ZM242 204H243V203H242ZM242 204H241V205H242ZM42 205H43V206H42ZM56 205H53V206L56 207ZM77 205H78V206H77ZM99 205H98V207H100ZM131 205H128V206H130L131 208H133ZM170 205H171V206H170ZM241 205H240V206H241ZM2 206H0V207H2ZM24 206H25V204L23 205V207H24ZM53 206H52V208H51V211H52V212H54V209H55ZM66 206H67V205H66ZM89 206H90V205H89ZM109 206H110V203H109V205H108V209H107L106 206L102 207V208L106 211L105 213L108 212V210H109ZM120 206H122V207H120ZM135 206H136V205H135ZM143 206L146 207L145 210H144V207H143ZM244 206H245V205H244ZM244 206H243V207H244ZM252 206L249 207L248 209L252 208ZM3 207H2V209H4ZM36 207H35V208H36ZM48 207H49V206H48ZM67 207H68V206H67ZM69 207H70V206H69ZM130 207H129V211H131V208H130ZM169 207H170V208H169ZM203 207H205V208H203ZM206 207H207V208H206ZM232 207H233V205H232ZM241 207H242V206H241ZM7 208H5L6 211H7ZM53 208H54V209H53ZM71 208H72V207H71ZM73 208H74V207H73ZM89 208H92V206L89 207ZM122 208H123V209H122ZM127 208H128V207H127ZM136 208H137V207H136ZM208 208H209V209H208ZM2 209H0V211H1ZM15 209H16V207H15ZM19 209H20V207L18 208V211H19ZM74 209H75V208H74ZM98 209H99V208H98ZM100 209H101V208H100ZM100 209H99V210H100ZM201 209H202V210H201ZM205 209H207L210 213L212 212L211 214H213V216H214L213 219H211L212 217L209 218V219L211 220V222H214V223H211V222H210V223L208 224V227H210V230H209V228L206 229V227H207V226H206V225H207L206 223H205L206 225L204 224V226H206V227H204L203 229H201L202 226L200 225V223H202L200 220H203V216H205V215H207V214L204 213L205 215H204V214L201 215V214H199V213H200V211L202 212L203 210H204V212H206L207 210H205ZM233 209H234V207H233ZM24 210H25V209H24ZM47 210H48V209H47ZM127 210H128V209H127ZM127 210H126V211H127ZM169 210H167V211H169ZM190 210L193 211V212L196 211L194 214H195L196 217L198 216L197 219H196V217H195L194 214H193V216H194V218H195L196 220H195L194 218H192V216H191L192 213H189ZM252 210H253V209H251V211H252ZM11 211H12V210H11ZM13 211H14V209H13ZM18 211H17V212H18ZM21 211H22V216H23V215H24V213H23V208L20 210V212H21ZM37 211H38V210H37ZM69 211H71V213H72V209L69 210ZM73 211H74V210H73ZM100 211H102V210H100ZM126 211H125V212H126ZM129 211H128V213H129ZM132 211H133V210H132ZM132 211H131V212H132ZM143 211H141V210L138 211V212H142V215H141V216L138 215V213L135 214V212L133 213V216H132V217H133V220H135L134 222H136V227H137L138 232H139V233H138V235H139V240L141 241V245H142V246L139 247V244H137V243H139V241H138V236L135 237V236H136V234H135V233H136V232H135L136 230H135V228H134L135 231H134V230L132 231V223H131L132 221H130V223H131V224L129 223V224L131 225L130 227H126V226H128V225H126V226H124V225H118L119 227H118V228L116 227V229H118V230H117L118 232H116V233H118V235L115 233L116 235H115L114 237H117V239H119L120 241H123L124 239L121 240V236H124L123 238H125V241L128 240L129 242H130L132 239H133V240L136 239V241L134 240L135 243H134V241H132L133 244H130V243H124L125 245L128 244L127 246H125L124 244H123L124 246H123V245H120V243H118L117 245H115V244L117 243V239H116L115 241H113V240H114V237H113V239H111L112 237H110V238H108V239H110L111 241L116 242V243H115V244H112L114 247L111 245L112 248H109V247H111V246H108V247H107V250H105V252L108 251V255L111 253V255H112L111 258L114 257V259L116 260L115 264H126V263H127V264H147L148 262H149V263H150V262H153V259H154V258H155V260L158 259V258H159L158 255H159V254H161V255H159V256H161V257L159 258L160 260H159V259L157 260L158 264H162L163 260H165V257H167V258H166V260H165V262H164L163 264H165V263H166V264H168V263L173 264L174 261H175L174 264H178V263H180V262H179V261H180V258H178L179 256H178V257L176 256L177 253H176V254H173V253L176 252V251L174 252V248H172V247H173L172 245H174V244L171 245L172 241H173V243H174V238H173V240H172V239L170 240V238H171L173 235L170 236V234L167 233V231L170 230V229H167V228H166L167 225H166L165 227L163 226V225H165L166 223H165V222H162V221L160 222V220L158 219L159 222L162 223V226H158V227H157V224H158L159 222L155 223V220H156V219L153 220V219L151 218V220H150V219H147V218H149V217H147V218L145 217V218H146V221H147V220H150L151 222L154 221V222H152V223H154L153 226L156 225V228L154 227V229H155V230H154V234L152 235L151 233H153V232H152L153 228H151V224H150V225L148 224V227H144V225H147V224L145 223V220H143V218H144L143 215L145 214V213H143ZM159 211H161V210H159ZM159 211H158V212H159ZM167 211H166V213H167ZM229 211H230V212H229ZM248 211H249V210H248ZM251 211H250V212H251ZM7 212H8V211H7ZM24 212H25V211H24ZM45 212H47V211L45 210ZM45 212H44V216H46V217L43 216L44 218H43V217H39V218H43L42 220L45 219L46 222H47V218H48V216L46 215L47 213H45ZM56 212H58V211L56 210L55 213H56ZM59 212H60V211H59ZM67 212H68V211H67ZM97 212H99V211H97ZM197 212H199L198 214L201 215L202 218L197 214ZM258 212H259V211H258ZM68 213H69V212H68ZM100 213H104V211H102V212H100ZM108 213H109V212H108ZM111 213H112V214H111ZM126 213H127V212H126ZM126 213H125V214H126ZM147 213L145 214L146 216L148 215ZM182 213H183V214L185 213V215H188V214H189V217L191 216L190 218H192V220H194V221L190 220L191 223L196 221V226L193 227V232H192L191 229H190V230H191V231H190V230L188 229V227L186 228V226H188L190 222L188 221V222H187L188 225H187V224H186V221H187V220H186V219H185V221L182 220V219L185 217V216H182ZM187 213H188V214H187ZM202 213H203V212H202ZM206 213H207V212H206ZM210 213H209V215H210ZM237 213H238V212H237ZM242 213H244V212H242ZM242 213H241V214H242ZM245 213H244V214H245ZM256 213H257V212H256ZM256 213H254V214H256ZM0 214H3V212H0ZM14 214H15V213H14ZM51 214H52V213H51ZM58 214H59V213H58ZM58 214H57V216H58ZM125 214H124V215H125ZM150 214H152V215H150ZM154 214H155V215H154ZM244 214H243V215H244ZM19 215H21V213H20ZM39 215H36V216H39ZM48 215H49V214H48ZM62 215H63V213H62ZM65 215H64V216H65ZM96 215H97V214H96ZM127 215H128V214H127ZM209 215H207V217L205 216V218L207 219ZM238 215H240V213H239ZM10 216H12V213H11L8 217L10 218ZM34 216H35V214H34ZM59 216L61 217L60 214H59ZM99 216H100V214H98V217H99ZM165 216H164V217H165ZM171 216H170V217H171ZM174 216H175V217H174ZM180 216L183 217V218L181 219V220L183 221V223H180V224H183L184 226H185V224H186L185 227H184V226H180V225H178L179 222H182V221L179 220V219L181 218ZM6 217H7V216H6ZM52 217H53V219H54L55 215H52V216L49 217V218H52ZM65 217H66V216H65ZM129 217H131V215H130ZM159 217H162V215H161L160 213H159ZM159 217H158V218H159ZM170 217H169V218H170ZM179 217H180V218H179ZM199 217H200V218H199ZM228 217H229V218H228ZM9 218H8V219H9ZM12 218H13V216H12ZM12 218H11V219H12ZM14 218H15V216H14ZM17 218H20V217L18 216ZM17 218H15V219H17ZM61 218H62V217H61ZM72 218H71V219H72ZM86 218H87V215H86ZM95 218H96V217H95ZM95 218H94V219H95ZM125 218H127V217L125 216ZM156 218H157V217H156ZM169 218H167V219H165V220H169ZM172 218H171V220H172ZM177 218H179V219L177 220ZM8 219H7V220H8ZM11 219H10V220H11ZM21 219H22V218H21ZM21 219H20V220H21ZM53 219H52V223H53V221H58L57 218H56V220H55V219L53 220ZM66 219L63 218V220H61V219H59V220H61V222L64 221L63 223H66ZM82 219H85V218H83V216H82ZM94 219H93V220H94ZM97 219H98V218H97ZM162 219H164V218H161V220H162ZM206 219H204V220L206 221ZM12 220H13V219H12ZM23 220H24V221H23ZM30 220H31V221H30ZM95 220H96V219H95ZM95 220H94V221H95ZM99 220H100V219H99ZM127 220H128V219H127ZM129 220H131V218H130ZM129 220H128V221H129ZM175 220H176V221H179V222H175ZM210 220H208L207 222H209ZM212 220H213V221H212ZM16 221H17V222H20L19 226H20V225H25V224L27 225V224L30 223V222H31V224H32V223H35V222L32 221L31 216H28V218L25 217V218L22 219L21 221H19V219L16 220ZM37 221H38V220H37ZM37 221H36V223H38ZM68 221H69L70 223H68ZM79 221H80V220H79ZM169 221H170V220H169ZM205 221H204V222H205ZM9 222H10V221H8V223H9ZM48 222H49V221H48ZM48 222H47V224H48ZM50 222H51V219H50ZM121 222H122V221H121ZM166 222H167V221H166ZM184 222H185V223H184ZM0 223H1V225H2V224L4 225L3 228H0V229H1V230H0V240L3 239V237H5L4 239H5V240H8V241H10V238H12L13 241H14V239L16 240V241H15V242H16L15 245L13 244V241H12V244L14 245V247L12 246V244H9V245L7 244V247L9 246L8 248H10V249H7V250H5V251H4V248H3V247L1 246V244H0V264H17V259L20 260V258L22 257L21 255H22L24 252L26 253V251L23 252V250H24V249H23V250H21L23 253H22L21 251H20V253H17V254L14 253V254H16V255L20 254V256L18 255L20 258H18L16 255H15V257H13V256H14V255H13V252L17 249V246H18V247L20 246V248L22 247V246H21V241H19L20 237L18 238V237H17L18 234L16 233V231H18L17 229H19L21 226L18 228L17 224H14L13 227H16V226H17L16 228H12V230L14 229V231H15V233H16V236H15V235H13V234H10V233L13 232V231L11 230V228H10L11 225H7V222H6L3 218H2V220L0 219ZM11 223L13 224L14 221H11ZM24 223H25V224H24ZM124 223H125V222H124ZM147 223H148V222H147ZM149 223H150V222H149ZM163 223H164V224H163ZM170 223H169V224H170ZM174 223H176L179 227H178L176 224H174ZM49 224H50V223H49ZM56 224H57V222H56ZM78 224H80V225L78 226ZM82 224H84V225H82ZM133 224H134V223H133ZM173 224H174V225H173ZM192 224H194V223H192ZM192 224H191V226H192ZM239 224H242V225H241L242 227H243V226H244V227H245V226L247 227L246 231H245L243 234H242V232L245 230L246 227H245V228L243 227L244 230L240 231V229H239L240 226L238 227ZM6 225H7V226H6ZM28 225H29V224H28ZM36 225H37V224H36ZM41 225H42V223H41ZM57 225H58V224H57ZM57 225H56V226H57ZM59 225H60V224H59ZM175 225H176V226H175ZM198 225L200 226V229H201V230L199 229V226H198ZM209 225H212V226H209ZM213 225H215V228H213ZM257 225H258V226H257ZM5 226H6V229H7V230L4 229ZM50 226H51V224H50ZM50 226H49V229H50ZM53 226H54V224H53ZM60 226L62 227V225H60ZM60 226H59V227H60ZM69 226H70V225H69ZM85 226H86V225H85ZM149 226H150V229H149ZM153 226H152V227H153ZM172 226H173V227H172ZM256 226H257V227H256ZM0 227H2V226H0ZM23 227H24V226H23ZM28 227H29V226H28ZM30 227H32V226L30 225ZM38 227H39V225H38ZM38 227H36V228H38ZM41 227H42V226H40V229H38V232H37V233H38V234H39V232L41 233V230H46V231H42V232H47V233H44V236H43V234H42V235L40 234L41 236L39 235V236H37V237H40V238H43L44 240H46V243L48 244V246H50L49 244L52 242V241L50 240L51 238L49 237L50 235H49V236H46V234L48 235V234L50 233V232L48 233L49 229H48V231H47V229H46L45 227H42V229H41ZM61 227H60V228H61ZM70 227H71V226H70ZM79 227H80L81 229H79ZM133 227H134V225H133ZM161 227H162V228H161ZM195 227H197L198 230L201 231V232L196 231V232H199V234H201L202 232L204 233L205 231H202V230H204V229H206V232H207V230H208V232H211V231L213 232V229H214L213 234H212V232L209 233V235L211 234V238H212V239H211V238H210V239H207V238H209L210 236H209V237H204V236L200 237V238H201L200 241H201V243H202L201 246H200V242H199V239H198V236H197V235H199V234L197 233V235H196V232L194 231V228H195ZM33 228H34V226H33ZM44 228H45V229H44ZM55 228H56V227H54V229H55ZM60 228H59V229H60ZM144 228H145V229H144ZM163 228H164V229H163ZM173 228H174V229H173ZM185 228H186V230L188 229L187 232H185V230H184ZM189 228H191V227L189 226ZM197 228H196V230H197ZM212 228H213V229H212ZM20 229H21V228H20ZM20 229H19V230H20ZM26 229H27V228H26ZM30 229L33 230L32 228H29L28 230H30ZM73 229H72V230H73ZM78 229H79V230H78ZM166 229H167V230H166ZM178 229H177V231H178ZM31 230H30V231H31ZM35 230H36V229H35ZM61 230H62V229H60L59 231H61ZM69 230H70V229H69ZM113 230H115V229H113ZM56 231H57L59 234H61V232H63V231L59 232L58 230H56ZM70 231H71V230H70ZM76 231H72V232H76ZM145 231H146V232H145ZM25 232H26V231H23V232L20 231L21 234H23V233H25ZM35 232H36V231H35ZM64 232H65V231H64ZM64 232H63V233H64ZM72 232H71V233H72ZM134 232H135V233H134ZM148 232H150V233H148ZM175 232H176V230H175ZM194 232H195V234H194ZM208 232L205 233V234H202V235L208 236ZM257 232H258V231H257ZM18 233H19V232H18ZM30 233H31V232H30ZM30 233H29V234L27 233V235H26L27 238H28V235H30ZM58 233H57V234H58ZM130 233H133L131 236H133L134 238H132V237L129 235ZM179 233H180V229H179ZM186 233H187V234H186ZM254 233H255V234H254ZM33 234H34V233H33ZM69 234H70V233H69ZM73 234H74V233H73ZM119 234H121V236H120ZM134 234H135V235H134ZM150 234H151L152 236H151ZM183 234H184V235H183ZM185 234H186V236H185ZM240 234H241V235H240ZM262 234H264V231H262ZM262 234H261V237L264 238V235H262ZM23 235H25V234H23ZM34 235L36 236L37 234H34ZM64 235H65V234H64ZM64 235L57 236L56 238H58V237L60 238L61 236H63V237H61V239L64 238V239L62 240V242H63V241L65 242V236H64ZM125 235L130 236V237H129L130 240L127 238L128 236L126 237ZM195 235H196V238H197V239H195ZM18 236H19V235H18ZM31 236H32V235L29 236V240H28L27 238H26V239L22 238V239H23L22 241H26V240L30 241ZM42 236H43V237H42ZM45 236H46L47 238H48V237L50 238V239H48L49 242H47L48 240L46 239ZM66 236H67V235H66ZM74 236H75V235H74ZM74 236H73V238H75ZM118 236H119V238H118ZM176 236H178V234H177ZM176 236H175V237H176ZM199 236H200V235H199ZM212 236H213V237H212ZM68 237H69L70 239H73V238H71L72 236L70 237V236L68 235ZM152 237H153V239H151V240H153V241L150 240V238H152ZM203 237H204V238H203ZM261 237H260V238H261ZM32 238H33V236H32ZM69 238H67V240H66L68 244L65 242V243H66L65 246H66L67 248H69V247H70V244H72V243H71L72 240H70ZM79 238H76V241H77ZM88 238H89V239H88ZM126 238H127V239H126ZM258 238H259V237H258ZM4 239H3V240H4ZM43 239H39V240L42 241ZM108 239H107V240H108ZM154 239L157 241V244H158L157 247L154 246V245H155V242H154L155 240H154ZM175 239H176V238H175ZM177 239H178V237H177ZM3 240H1V241H2V245L4 246L3 243H7L8 241L5 242V240H4V241H3ZM56 240H57V239H56ZM69 240H70V243L68 242ZM80 240H79V243H78V244H79V245H78L79 247H78V248H75V250L78 249V251H76L77 256H73V257L66 256V258L64 259V261H62V259H60V261H58V258H57V254H58V253L55 255L57 260H53L55 256L53 257L54 254L52 255L50 252H48V251L50 250V248H49V250H48V249L45 247V246H46V243H45V242H44V243H45V246H44V245L42 244L43 242H41V241L38 242L37 239H36V240H35V239L31 240L32 244H30V242L26 241L25 243L28 242V243H27V244H28V247L31 246V249H29V248H28L29 250L27 249V251H28V255H29V258L27 257L28 255L26 256V257L28 258V260H29V263H28V264H48L49 262H50L49 264H55V263H56V264H106V263L108 264V263H109V262L107 261V259H110L109 257H107V259H106L107 262H106V263H103L102 260H104L105 257H104V259H103V257H100L101 255H100V256H96V255H94V254H97V253H94V252L97 251V250H95V249H96V248L98 249V248H99L98 246H96V248L93 247L94 249H91L93 245H91L90 243H87V242H83V243L90 244L91 247H89L90 245H88L89 249H87L88 247L84 246L85 244H83V248L80 249V246H81ZM88 240H90V241H88ZM97 240H99V241H97ZM119 240H118V242H119ZM169 240H170V241H169ZM194 240H196V241L198 240V242H196V241H194ZM259 240H260V239H259ZM17 241H19V242H17ZM35 241H36L38 244H41L42 246H44L45 251L47 250L46 252L49 253L48 255H50V254L52 255V257L48 256V259H49V258H52V263H51V259H50V260L47 259L46 253H44V251L42 252L43 247H42V249H41V248H38V247L36 246L37 244H36V245L34 244ZM58 241H60L59 243H61L60 245H62L61 240H58ZM74 241H75V239H74ZM76 241H75V244H76ZM100 241H101V242H100ZM128 241H127V242H128ZM150 241H151V242H150ZM182 241H183V242H182ZM40 242H41V243H40ZM53 242H54V241H53ZM64 242H63V244H64ZM77 242H78V241H77ZM92 242H91V243H92ZM149 242H150V243H149ZM153 242H154V243H153ZM169 242H171V243L169 244ZM249 242H251V239L249 240ZM258 242H259V241H258ZM0 243H1V242H0ZM22 243H23V242H22ZM59 243H58V244H59ZM105 243H106V242H105ZM121 243H122V242H121ZM175 243H176V241H175ZM181 243H182V244H181ZM246 243H247V239H246ZM27 244H25L26 247H27ZM33 244H34V245H33ZM53 244H55V243H53ZM53 244H52V245H53ZM75 244H74V245H75ZM103 244H104V243L100 244V246L102 245V247H104ZM106 244H107V243H106ZM135 244H136V245H135ZM150 244H151V246H149ZM167 244H168V245H171L172 247H171V246H168ZM247 244H248V243H247ZM249 244H250V243H249ZM249 244H248V245H249ZM251 244H252V242H251ZM251 244H250V251H252V248H251V247H253V245L251 246ZM255 244H256V242H255ZM255 244H254V245H255ZM260 244H262V242H260ZM32 245L34 246V249L37 247L38 250L41 249V251H36V252L34 251V252H35V253L33 252L34 255H32V254L30 255V254H29V251H30V253H31V250H34ZM60 245H59V246H60ZM67 245H68V246H67ZM74 245H71V246H74ZM130 245H131V246H130ZM137 245H138V248H137L136 250H138V251H137L138 254H137L136 250H135V251H132V250H134L133 248L137 247ZM209 245H211V243H210ZM11 246H12V248H11ZM35 246H36V247H35ZM65 246L63 245L62 248L65 249L67 252H68V250H69V253H71V250H70V249H72V247L69 248V249H66ZM121 246H123V247H121ZM133 246H134V247H133ZM179 246L177 245V247H179ZM192 246H193V245H192ZM196 246L194 245L195 248H196ZM199 246H200V248H199ZM203 246H204V245H203ZM206 246H205V247H206ZM256 246H258V245H256ZM4 247H5V246H4ZM7 247H6V248H7ZM23 247H24V243H23ZM23 247H22V248H23ZM39 247H41V246H39ZM50 247H51V250H50V251H51V252H52V251L54 252V250H53L54 245H53V246H50ZM60 247H61V246H60ZM128 247H129V248H128ZM151 247H152V248H151ZM166 247H167V248H166ZM170 247L172 248V250H169ZM177 247H175V249H176ZM186 247H185V248H186ZM190 247H191V244L189 243V248H190ZM205 247H203V248H204V252H205L204 255H205V256H206V255L208 256V254H207V252H206V251H207V250H206L207 247H206V248H205ZM254 247H255V246H254ZM254 247H253V248H254ZM258 247H259V246H258ZM260 247H262V246H260ZM22 248H21V249H22ZM37 248H36V250H37ZM55 248H57V247H54V249H55ZM149 248H151L152 251H150ZM154 248H155V249H154ZM179 248H180V247H179ZM213 248H214V247H213ZM246 248H247L248 251L246 250ZM102 249H103V251H104V248H102ZM131 249H132V250H131ZM200 249H201V252H199ZM211 249H212V247L210 248V251H211ZM254 249H255V248H254ZM254 249H253V250H254ZM259 249H261V248H259ZM18 250H19V248L17 249V252H19ZM60 250H61V249H60ZM60 250H59V252H62V251H60ZM94 250H95V251H94ZM98 250L102 251L101 249H98ZM168 250H169L170 252L172 251V254L166 253V252H169ZM187 250H188V251H187ZM192 250H193V251H192ZM212 250H213V249H212ZM214 250H215V249H214ZM244 250L247 251L248 253H246ZM257 250H258V248L255 249V251H256L257 253H254V254H256V255H258V254H259V251H260V250H259V251H257ZM262 250H264V248H262ZM55 251H56V250H55ZM72 251H73V249H72ZM93 251H94V252H93ZM109 251H110V253H109ZM153 251H154V252H153ZM37 252H39V253L37 254L38 256H37V255L35 256V254H36ZM57 252H58V250H57ZM63 252H64V251H63ZM130 252H131V253H130ZM135 252H136L135 255H137V257H134V253H135ZM156 252H157V253H156ZM158 252H159V253H158ZM180 252H181V251H180ZM182 252H183V251H182ZM184 252H183V253H184ZM198 252H199V253H198ZM208 252H209V251H208ZM214 252H215V251H214ZM253 252H254V251H253ZM260 252H261V251H260ZM25 253H24V254H25ZM43 253H44V254H43ZM69 253H68V254H69ZM103 253H104V252H103ZM153 253H154V254H153ZM155 253H156V254H155ZM165 253H166V254H165ZM202 253H203V252H202ZM262 253H264V252H262ZM24 254H23V257H22V261L25 260ZM26 254H27V253H26ZM59 254H60V253H59ZM68 254H67V255H68ZM83 254H84V255H83ZM178 254H179V253H178ZM190 254H192V255H190ZM212 254H213V253H212ZM260 254H261V253H260ZM260 254H259L258 256H264V255H260ZM62 255H63V254H62ZM72 255H73V254H72ZM104 255H106V254L104 253ZM139 255H140V256H139ZM155 255H157V256L155 257ZM183 255H184V254H183ZM185 255H184V257H185ZM188 255H190V256H188ZM193 255H194V256H193ZM210 255H211V252H210ZM33 256H35L36 258H33ZM63 256H65V255H63ZM63 256L60 255L61 258H63ZM80 256H83V258H86L87 260H86V259H83V258H80L79 260H77V262H75L76 259H77V257L79 258ZM106 256H107V255H106ZM109 256H110V255H109ZM138 256H139V257H138ZM153 256H154V257H153ZM170 256H173V259H172V257L170 258ZM175 256H176L177 258H176ZM16 257H17V258H16ZM187 257H185V258H187ZM196 257H198V256H196ZM23 258H24V260H23ZM100 258H101V260H100ZM151 258H153L152 261H150ZM181 258H182V255H181ZM185 258H184V259H185ZM188 259H187V260H188ZM193 259H189L188 261L193 260ZM254 259H255V260H254ZM256 259H258V260L256 261ZM259 259H260V262H259ZM83 260H86V261L83 263ZM155 260H154V261H155ZM170 260H172L173 262L170 261ZM201 260H202V259H201ZM54 261H56V262H54ZM104 261H105V260H104ZM109 261H110V264L113 263V262L111 263V260H109ZM112 261H113V259H112ZM168 261H169V262H168ZM24 262H26V261H24ZM46 262H47V263H46ZM184 262H185V260H184ZM201 262H202V261H201ZM201 262H200V263L198 262V263H199V264H203V263H201ZM207 262H206V264H207ZM18 263H19V262H18ZM185 263H187V261H186ZM190 263L193 264L192 261H191ZM198 263L195 262V264H198ZM19 264H20V263H19ZM25 264H26V263H25ZM150 264H152V263H150ZM180 264H181V263H180Z\"/></svg>",
  "mask_w": 264,
  "mask_h": 264
}]
</instances>
